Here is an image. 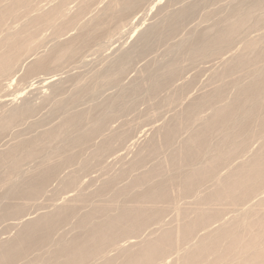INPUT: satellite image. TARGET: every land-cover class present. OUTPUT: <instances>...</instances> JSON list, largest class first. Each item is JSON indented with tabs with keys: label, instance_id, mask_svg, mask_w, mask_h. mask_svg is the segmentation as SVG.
<instances>
[{
	"label": "rangeland",
	"instance_id": "374dc122",
	"mask_svg": "<svg viewBox=\"0 0 264 264\" xmlns=\"http://www.w3.org/2000/svg\"><path fill=\"white\" fill-rule=\"evenodd\" d=\"M6 1V0H5ZM5 1H3L2 2V5H4L3 3L5 2ZM7 1H9V0H7ZM5 2V3H10L11 5H12V1L13 0H11L10 2ZM40 1V2H39ZM58 1V0H57ZM57 1H55V0H49V2H48V0H44V1H42L41 2V0H38L37 1V3H36V0H35V2L34 3H36V6H34L33 7V5H35L34 3L32 4V8L34 9H36L37 10V15L38 14H42V13H47V12H49L51 9H53L52 7H54V6H56V5H58V3H56ZM61 1V0H60ZM60 1H58V2H60ZM66 1H68V0H65V2ZM74 1V2H73ZM71 0V1H68L66 4H64V7L66 8H64L63 10H65V11H62L63 12V14H61V15H58V16H62V15H64V16H72V14H73V16H77V14L79 15V13L81 12V13H84L85 11V14H87L86 15V17H85V14H80L81 16L83 15L84 16V18H83V16L81 17L80 15H79V17L81 18H79V17H77L78 18V20L77 21H79V22H77L76 24L77 25H75V28H74V26H72V27H69V26H67V27H69L68 28V30H66V28L67 27H65L64 26V24L62 23L63 21L62 20H64L65 18H63L62 19V17L60 18H55L54 19V22L52 23L53 25H51L53 28H52V30L51 29H49V26H44L43 25V27H44V30H43V27L42 26H39V29H37V31L35 30L36 29V27H34V29H33V27H31L30 26V22H29V18H27V17H30L31 16V18H33V17H35V14H36V10L34 9V10H32V8L31 9H29V10H27V11H25V10H19V12L20 11H22L21 13L22 14H19V12L17 13L18 15H19V18H20V21H21V23L19 24V23H17L16 21H15V18H16V15L14 16V18H12V19H10L9 20V22H10V25H9V23H8V20L6 21V23H5V26L7 27V25L6 24H8V26H9V28L11 29L12 28V30H21L22 28H23V26L25 25L26 27H29V28H31V29H33L34 30V32L36 31V38H41L42 36V38L40 39L39 38V40L38 41H40L41 40V43H43V44H41L40 42H37L36 41V43H35V45H37V46H35V49H34V53L36 54V56H31L30 58H28V59H26V57H22V59H20V63H18L17 64V66H20L19 64H21V66L20 67H17L16 66V68H19V70L18 71H20V73L19 72H16L15 74H13L12 76H0V83L1 84H4V87H3V91H2V86L0 87L1 89H0V114L2 113L3 114V112H4V116L3 117H6L7 116V114L8 113H10V111H12L11 109H14L15 107L17 108L18 106H21V105H23L24 104V102H25V104L27 103V105H29L30 106V104H31V106H32V104H33V107H35V108H33V109H31L33 112H30V117H28L29 115V113L27 114V118L25 117V116H22V117H20V120H21V118H22V120L20 121L19 120V122L17 123L16 122V124L14 125V123L12 122V125L14 126V127H12V125H10V127H7V128H9V129H7L6 128V131H7V133L6 132H4V131H1L0 132V136H1V138H0V157H1V159L0 160H2V161H0V162H2V164H0V167H3L4 166V163H5V160H9V162H10V156H9V151H7L6 152V149L7 150H10L9 148H11V149H14V148H16V146H14V144H17V147H18V145H22V144H19V143H22V142H19L21 139L22 140H24V141H26L27 140V138L28 137H30V138H28V140L29 139H32L33 140V135H34V139H37L39 142H40V145H39V143H38V146L39 147H42L43 145H42V143L44 144L45 142H44V138H42L41 136H43V137H48L49 135H48V133L47 132H50L51 130H57L56 128H53V125L54 126H56L57 128L59 127H61V126H57V125H62V126H64L63 125V123H61V121H62V119H59V120H57L58 118H60L59 116H61L62 114H64V112H63V109H64V107H65V110H66V113L69 111V113H67L68 115H70V116H73L72 115V113L74 114V111H75V114L74 115H78V112H80L79 114H83V110H85V109H88V110H86L88 113L90 112L89 110H93L95 107H97V106H102V101L104 102L103 104H108V105H112V106H107L106 104L104 105V106H102L103 108L102 109H104V110H101V108L100 107H97V108H100L99 110L100 111H97V109H96V111H95V109H94V111L92 112V113H89L91 116L93 115L94 116V114L93 113H101V114H95V116H94V119H93V116H92V118H91V116L89 117L87 114H86V112L84 113V114H86V116L87 117H89V118H86V116H85V119H83V121L82 122H79V123H77V126L78 127H84V128H82V129H80L79 130V128H78V130H77V127H76V125L74 124V127H76V133L74 132V127H70V126H65V127H67L68 129H72L73 131H71L70 130V132L72 133V136H73V138H72V136H71V133H67L66 131H67V128H64V127H61L60 128V130H64V129H66V130H64L65 131V133H67L68 135H69V137H68V135L66 134L65 135V137L64 136H61V135H63V134H57L58 132L59 133H61L60 132V130H57L56 132L57 133H55L56 135V137H52V139H54V140H52L51 138H50V136L48 137V139L47 138H45V141H46V139H47V142H46V144L49 142V140L51 139L52 141H54V142H56V144L54 143V142H52V145L50 144L51 143V140H50V142L48 143L49 145H44L43 146V150L45 149V151H43L42 150V148H37V150H35L36 148H34V147H32L33 145H36L37 146V140H34V143L32 144V146H25L26 148V151H22V152H20L21 150H25L24 149V145H22V147L23 148H21L20 146H19V148H17V152H19V153H22L23 155H24V152H25V158L28 160V159H30L31 157H30V153L31 152H29V149L30 150H32V151H38V150H40L39 152H40V154L41 155H43V156H40V155H36V152H35V156H34V153L32 152L31 154H33V155H31V156H34V157H38L39 159H37V157L34 159V157H32L31 159L33 160V161H31V163L29 162V160H28V162L27 161H25V162H27V163H19V161H21V160H23L24 158L22 157V154L19 156V155H17L18 153H16V155L17 156H19L18 158H17V160H15V158H16V156H15V158L13 157L12 158V164H11V167L13 168V170H11L10 168H9V166H10V163H8V167H6L7 166V162H6V166H4L3 168H0V171H2L5 167L6 168H9L10 169V171H12V173L14 172V170H15V173L13 174L14 175V179L12 178H10L9 177V174L10 175H12L11 174V172L9 171V169H4V170H7V171H4L5 172V174H3V171H2V173L0 174L1 176H2V180L4 179V177L3 176H5V175H8L7 177L8 178H10V179H7V177L5 178V179H7V180H12V181H16V177L18 176V175H20V176H18L19 178L21 177V176H23V178H20V179H22L23 180V182L24 183H28L29 182V179L30 178H27V175H28V173L27 172H31V170L32 169H34L36 166L38 167V162H39V164H41L42 163V166H40L39 165V167H43V163L46 161V159L47 158H45L44 159V154H45V156H48V155H46V151H49V154H50V156H52L53 154H54V156H58V157H60L59 155H58V153H52L51 154V152L54 150H52V148H55V152H57V151H59V150H57L58 148L60 149V155H61V158H62V156H63V158H64V155H65V157H67V153L68 152H70L69 150H67V151H65L66 149H67V147L68 146H66V145H69V147L68 148H70L73 144H75L76 146L74 147V145H73V147L74 148H70V150L72 149V154H73V156H74V158L76 157V156H78V159H76V161L74 160H71V159H73V156L70 154V153H68V156L70 155V157H72L70 160L71 161H73L72 163L74 164H70L72 167H70V166H68L69 164L68 163H63V165L64 164H68L67 166L69 167V170L68 169H66L64 172L62 171V170H64V168H62V167H60V168H58V172H57V174H59L60 173V175H58V178H55L54 180H55V182H51L52 181V179H51V181H49L48 182V184H51V185H49L48 186V184H46L45 185V187H47V188H44L45 190L43 191V193H45V194H39V196H37L38 197V199L37 198H35L34 197V199L36 200H33V201H35V202H33L32 200H30V201H28L29 200V198H26V200L25 201H28V202H30V206L28 205V204H26V202L24 201V199L25 198H19V197H11L10 195V198L12 199H9V196H8V193L10 192V190H6L7 188L6 187H8L9 189H10V186H12L13 185V182H12V184L11 185H9L8 184V186H7V180H3V182H1V180H0V209H3V208H1L2 206L5 208L6 206H9L10 205V203L12 202H14L13 200L15 199L16 201H18L17 203H14L13 205H15V204H17V205H15V206H22V207H26V206H28V207H26V208H28L27 210H24V208H23V210H22V207H20L21 208V210L22 211H26V213H24V212H22V214H18V215H16V216H13L12 218H11V216H7L6 218H5V214H3V212H1L0 213V216L2 215V217H4V218H2V220L0 219V247L1 246H3V247H1L0 248V251H1V249L2 250H4V248H7V247H9V246H4L5 244L6 245H11L12 244V242H14L16 239H17V235H18V233L21 231V229L23 228V226L27 223V222H29L28 221V219L30 220L31 218L34 220V219H37V217L39 218V216L40 215H42V214H47V213H55L58 209H60V208H64V205L65 204H67V205H65V208L67 209L68 207H69V204H71V206H74V208H75V206L77 205L78 206V203H79V205L81 204L80 202H82L83 204H81L79 207H77L78 209H76L75 208V210H73L74 208L72 207L71 209H70V207L67 209L69 212H71V211H74L73 212V214H71V216H70V214L68 215L69 216V220H68V218L67 219H65L66 217H68L67 215H65V217H64V219H63V221H66V222H61V224H59V225H63L62 227H61V229L59 228V229H57V230H55L52 234L54 235H50L51 237L53 236V238H51L50 240H51V243H46V242H49V238H48V240H46V244H45V246H43L44 245V243L43 242H40L39 243V245L37 246V247H35V249L33 248V250H35L34 252L32 251V249H30L29 251H32L33 253L32 254H30V252L28 251V252H26V257H23L24 255H25V253L23 254V256H21V259H20V257L18 256V259H17V257L14 259V257L12 258V260H11V262L10 263H8V264H39V263H37L38 261H37V259H42V258H44V259H42L43 260V263L42 262H40V263H42V264H45L46 262V264H48L50 261L49 260H51V263L53 262V264H55V262L56 263H58V264H62V262L64 263L65 261H66V257L65 256H67L66 254H65V251H68L69 249L72 251L73 250V248L72 247H79V246H82L81 244L83 243V245H85L86 243L85 242H87V241H89V239H87L88 238V235H89V238H91L92 237V235L96 232L95 230H93V232H90L89 231V229L91 228V225L92 226H94V225H96V223H98L99 224V222L100 223H102V221H104V222H108V219L110 218H120L121 216L120 215H122V214H124V211H123V207H127L128 208V206L129 207H132V206H134V205H137V201H138V205H140V203H141V200H139V199H143V204L142 205H144V203H145V201H147L146 203V205H148V204H150V205H148V207L147 206H145V208H146V210H148V211H151V212H153V210L154 209H156L157 207V205H160L161 204V201H158V203L160 202V204H157V201H155L154 203H155V206H154V203H153V205H152V207L151 208H153V209H149L150 207L149 206H151V204H152V200H150V199H147V197H148V194H150L151 193V191L153 192V190H154V194H156L157 192H159V191H163V189L162 188H164V186H166L168 183L169 184H171L170 182H166V181H168V179H169V181H171V179H172V177H174V175L177 173V175H175L176 177H174V179L175 180H177V179H179V177H180V180L182 179V181L181 182H179V180L177 181L178 182V185H182V182H183V180L185 179L186 180V177H187V174L188 175H191V169H189V167H185V166H183V165H187L188 163H189V166H190V163H191V161H187V163L185 164H183V162L185 161L186 162V160L183 158V156H185L186 154L184 153V151L182 150L183 148L185 149L186 147H185V141H187L188 140V138H187V136H188V134H190L189 132H192L191 134H193L194 132H196V131H198V130H196L198 127H199V130H203V126L205 125L204 123H206V122H208V121H210L209 119H208V121L206 120L207 119V116H208V118L210 117V115H213L212 113L215 111L214 109H216V110H220L221 108H219L218 109V107L217 106H219V107H224L225 105L227 106V104L228 105H230L231 103H230V101H233V100H238V98H239V96H240V94H241V96L243 95L242 93H240V91L242 92V88H243V86L244 87H246V88H248L249 86H250V88H252V86L254 87V85H257L259 82V84L261 85L260 86V89L259 90H261V91H263L264 90V88H263V86H262V82L264 81V74H261L262 73V71H263V69H264V56H260L259 55V57H261V61L259 60V57H258V54H259V51H262L261 50V48H259V50H258V52H256V56H255V51L253 52V51H251V52H253L254 54H253V56H255V58L256 57H258V60L260 61V63H259V65H258V62L257 61H255L254 63L256 64V65H258L259 67H256L255 66V64L253 63V61L255 60V59H253L254 57L252 56H249V57H251V60H247V58H249L248 56H247V53L246 52H248L249 51V49H247L248 48V44L250 43H252V42H254L253 41V39H256V38H254V37H257V41L256 42H258V39H261L260 37H262L264 34V8H262V10L260 9V7L258 8V6L256 7V6H254V2L253 3H251L250 1H255V0H249V2H248V0H244L245 2L247 1V5L249 4V6L250 7H252V10H250L249 9V11H250V13L251 14H253L252 15V17L254 16V13H252V12H255L254 11V9L255 8H258L259 9V11L261 10V13L260 12H258V11H256L257 12V14L255 13V16L257 15H260V17L258 16L257 17V19L259 18L261 21H262V19H263V21H262V23H261V21L260 20H256V19H254V18H256L255 16L253 17V18H249L250 20L251 19H254L257 23H258V21H259V23H261V25H258L256 22H252V20H251V22H248V23H250L249 24V26L251 27V29L250 30H247V29H249V27H248V24H247V22H245V19L243 20V22H244V24L245 25H247V27H244L245 25L243 24H241L242 26H243V28H246V31L243 29V31H242V33H241V30H242V28H239L240 30V33L241 34H243L244 35V33L243 32H246L245 33V35L244 36H238V33L237 34H235L236 35V37H235V35L234 36H232V37H235L236 39H235V41H232L231 42V40H233L232 39V37L230 38V39H228V38H226V39H228V40H230V41H227L226 39H224L223 38V40H222V38L220 37L219 38V36H217V38H215L214 37V34L215 35H222V33L224 32V30H223V28H222V30H223V32L221 33V28L219 29V27L220 26H223L224 24H226V23H228V22H231L232 20L231 19H233V17L234 16H236L235 15V10H234V7L237 5V3L240 5H238L239 6V10L240 9H242L241 7H243V6H246V4H245V2L243 3V0H241L242 1V3L239 1V0H218V1H216V2H214V0H212L213 2L211 3L210 1L211 0H206V1H204V0H159L160 2L158 3V4H156L155 3V6L153 5V3H152V0H147V1H145L144 2V0H143V2H144V4H142V7H141V9H139L140 8V6L138 7V6H136L137 8H138V10H137V8L134 10H132L130 13H128V15L130 14V16H128V15H126V21L123 19V18H125V16L123 17V18H121V23L119 22V23H117L116 22V25L114 24V23H111V24H109V25H107L106 26V28L109 26L110 28V32L113 30V36H114V38H112L113 36H111L110 34H112V33H108V28L105 30L106 32H107V34H106V32L104 33L105 35H108V36H105V37H110V39L108 38H106L104 41H102L101 42V40L102 39H104V38H102V39H99L100 37H102V36H100L97 40H95V42L93 41V44H96V46L98 45V44H101L102 46H100V45H98L97 47L95 46V45H93L92 43H89V44H87L86 46L85 45H81L83 48L84 47H87V48H84L86 51H84V52H81V51H83L82 50V48H81V51H79L80 50V48H79V45L80 44H78V46H76V51H77V49H79L73 56L74 57H72V59H71V57H69L68 56V61L66 60L67 58V56L65 57L66 59H64V57H62L61 58V60L62 61H64V63L62 64V61H61V63L59 64V65H57L58 63H56L55 65H53V66H56V67H53V66H51L50 67V69H52L53 70V72H51L52 70H48V72L46 73H44V72H38V74H37V76L36 75H31V74H28V71H27V69H28V67H29V65L31 66L38 58L37 57H39L40 59L41 58H45V57H47L50 53H51V51H52V49L58 44V42L59 41H61L60 43H62V42H67L68 41V38L69 39H71V37L73 38L74 36H79V34L80 33H78V31L79 32H81V31H83V27L85 28L86 26L85 25H87V23H89L91 20H93V18L91 19V20H88L90 17H94V15H95V11H96V14H97V11H99V10H101L103 7H100V5L101 6H105L104 4H105V2L107 3V0L105 1V0H80V1H82V2H80V1H78V0ZM91 1H93L92 2V4H91ZM177 1H178V3H177ZM204 3H203V2ZM207 1H209V3L207 2ZM230 3H229V2ZM235 1L237 2V3H235ZM14 2V1H13ZM46 4H44V3ZM53 2V3H52ZM80 2V3H79ZM95 2V3H94ZM103 2H104V4H103ZM143 2H141V3H143ZM148 2V3H147ZM190 2V3H189ZM193 2H195L194 4L198 7V10H197V8H196V6L193 4ZM197 2H200V3H202L203 4V6H202V4H200V3H197ZM207 2V3H206ZM232 2V3H231ZM40 3H41V5H40ZM69 3V4H68ZM70 3H72V4H70ZM83 3L84 4H86L88 7L86 8V10L85 9H83V10H80V8H82V7H79V6H83ZM150 3H152V4H150ZM177 3V4H176ZM226 3H228V4H226ZM234 3V5H232ZM47 4H50V5H47ZM53 6H52V5ZM68 4V5H67ZM79 4H81V5H79ZM89 4H90V6H89ZM95 4V5H94ZM100 4V5H99ZM187 4H191V5H193V6H195L194 7V9H196V11L194 10H192L193 12H191V13H193L194 14V16H193V14H191V15H187V16H191L190 18L189 17H185V19H188V20H185V19H183L184 17H182V19H183V23L184 24H182L181 23V21H182V19H181V21L180 20H178L179 22V25L177 24V27H176V29H173L172 30V33H173V31H174V35H170V37H168L169 35L167 34V33H165L166 31H167V29H165L164 30V28H166V25H168V24H170V23H168L167 24V22H170L172 19H173V17H175V16H173V15H175V14H177V12H178V10L179 9H181L182 10V7L183 6H187V7H189V5H187ZM200 4V5H199ZM226 4V5H225ZM253 4V5H252ZM1 5V6H2ZM40 5V6H39ZM71 5V6H70ZM150 5V6H149ZM153 7H152V6ZM191 5H190V7H191ZM201 7V8H199V6ZM223 5V6H222ZM252 5V6H251ZM261 5V4H260ZM262 5L264 6V2L262 3ZM261 5V7H263ZM5 6H6V4L2 7L3 9H5ZM9 6V5H8ZM8 6H6V8L8 7ZM45 8V9H43V7ZM47 6V7H46ZM67 6H68V8H67ZM98 6H99V8H98ZM223 8H222V7ZM232 6H234V7H232ZM238 6H236V7H238ZM249 6L247 7H245V8H247V10H245V11H248V8H249ZM255 8H254V7ZM78 7H79V9H78ZM149 7V8H148ZM181 7V8H180ZM207 7V8H206ZM219 7V8H218ZM231 7V10L229 9ZM94 10V12H93V10ZM97 8V9H96ZM184 8H186V7H183V9ZM244 7H243V9H245ZM50 9V10H49ZM67 9H69V10H67ZM89 9V10H88ZM99 9V10H98ZM148 9V10H147ZM236 9V8H235ZM77 10V11H76ZM80 10V12L78 13V11ZM85 10V11H84ZM89 12H88V11ZM177 12H176V11ZM238 10V8H237V10H236V14H238V12L237 11H239ZM92 11V12H91ZM173 11V12H172ZM180 11V10H179ZM202 11V12H201ZM228 11H230V12H232V11H234V12H232V13H229ZM242 11V10H241ZM244 11V10H243ZM242 11V12H243ZM34 12V13H33ZM65 12H67L66 14H64ZM194 12H196V13H194ZM29 13H31V14H29ZM75 13V14H74ZM93 13V14H92ZM133 13V14H132ZM175 13V14H174ZM232 14L231 16L229 15H227V14ZM234 13V14H233ZM239 13H240V11H239ZM23 14H24V16H23ZM198 14V15H197ZM32 15H33V17H32ZM167 15H171V17H169V16H167ZM209 15V16H208ZM234 15V16H233ZM21 16V17H20ZM128 16V17H127ZM206 18H205V17ZM226 16L228 17V20H226ZM250 16V14L248 15V17ZM18 17V16H17ZM26 17V18H25ZM170 19H169V18ZM232 17V18H231ZM261 17H262V19H261ZM31 18H30V20H31ZM129 18V19H128ZM221 18H223V21H222V19ZM224 18H225V21H224ZM27 20V21H25V20ZM60 20V21H62V22H58V21H56V20ZM84 21H83V20ZM131 19V20H130ZM166 19H168V21L166 22ZM192 19V20H191ZM236 19V17L234 18V20ZM16 20H18V19H16ZM124 20V25H123V23H122V21ZM184 20L186 21V22H184ZM233 20V21H234ZM246 20H247V18H246ZM250 20H247V21H250ZM14 21L18 24H16V23H14ZM81 21V22H80ZM86 21V22H85ZM87 21H89V22H87ZM131 21V22H130ZM221 22V23H219V24H222L223 22V25H220L219 26V24H217V22ZM228 21V22H227ZM19 22V21H18ZM27 22V23H26ZM57 22L58 23H60V24H58V25H60V26H62L63 25V28L65 29V31L64 32H62L64 29L62 28V30H61V32H62V34H56L55 32H56V29H54V28H56L58 25H57ZM83 22V23H82ZM130 22V23H129ZM188 22V23H187ZM242 22V23H243ZM13 23V24H12ZM23 23H24V25H23ZM62 23V24H61ZM85 23V24H84ZM180 23H181V25H180ZM251 23H253V25L251 24ZM12 24V25H11ZM15 24V25H14ZM27 24L29 25V26H27ZM82 24L84 25V26H82ZM91 23H89L88 24V26L90 25ZM112 24H114V25H112ZM119 24H122L121 26L123 27V28H121L120 29V25ZM155 24H156V26H155ZM158 24V25H157ZM254 24L255 25H257V26H254ZM17 25V26H16ZM57 25V26H56ZM81 25V26H80ZM92 25V24H91ZM91 25L89 26V28L91 27ZM113 27H115L116 28V30H115V28H113ZM117 25H119V30H117L118 29V26ZM153 25V26H152ZM159 25H163V26H159ZM165 25V26H164ZM213 25H215V27L217 28V29H219V31L218 30H216V29H213L214 27H213ZM263 25V26H262ZM15 27L16 26V28L14 29L13 27ZM19 26V27H18ZM22 26V27H21ZM24 26V27H25ZM51 26H50V28H51ZM55 26V27H54ZM60 26H58V27H60ZM80 27V28H78L77 30H76V28L77 27ZM117 26V27H116ZM133 26V27H132ZM149 26V28H152V27H155L154 29H159L162 33H164L165 34V36L162 34V36L164 37V40H160L158 37H160L161 36V32L159 33V35L157 36V39H159L158 41H157V39L155 40V35L153 36L154 37V39H153V37L151 38V39H153L152 41H151V44H150V41H149V43H148V45H150L149 47L150 48H148V45H147V47H146V45H136V43L138 42L137 40H140L139 39V36L138 35H140V38H141V35L143 34H140L141 32H144L146 29H148L147 27ZM160 28H159V27ZM180 26V27H179ZM225 26V25H224ZM223 26V27H224ZM256 27V28H254V27ZM40 27H41V29H40ZM46 27H48V29L46 28ZM81 27H82V30H81ZM168 27V26H167ZM178 27H179V29H178ZM241 27V26H240ZM252 27L254 28V29H252ZM5 28V27H4ZM3 28V29H4ZM8 28V27H7ZM38 28V27H37ZM87 28V27H86ZM84 29V31L85 30H87V29H89V28H87V29ZM113 28V29H112ZM162 28H163V31H162ZM193 28V29H192ZM259 29V31H258V29ZM30 29V30H31ZM153 29V28H152ZM178 29V30H177ZM225 29V28H224ZM16 30V31H17ZM32 30V31H33ZM41 30V31H40ZM81 30V31H80ZM108 30V31H107ZM137 30V31H136ZM150 30V29H149ZM192 30H194V31H199L200 33H198V31L197 32H194L193 34H194V37L195 38H197L198 37V44L196 43V39L193 37V34H190V32L192 33L193 31ZM263 30V31H262ZM52 31H53V33H52ZM55 31V32H54ZM66 31H68V32H66ZM116 31V32H115ZM147 31V30H146ZM165 31V32H164ZM182 31V32H181ZM238 31V32H239ZM61 32H58V33H61ZM76 32L78 33V35L76 34ZM117 33V34H115V33ZM168 32V31H167ZM201 32H204V34H205V37H207V38H205V37H201L203 40H204V42H208V40L210 39V41H211V43H210V41H209V43L210 44H208L207 42V44H205V46L203 45L204 44V42H203V40H202V42L203 43H201V38L199 37V36H203L204 34L202 33L201 34ZM214 34H213V33ZM217 32H220V33H217ZM261 32H263V33H261ZM41 33V34H40ZM63 33H64V36H62L63 35ZM66 33H67V35H66ZM121 33V34H120ZM171 33V30H170V32H169V34ZM192 35L191 37H189V38H192L191 40H193V42L194 43H196L195 45H197V46H194L193 45V50L194 51H192V49H191V47L190 46H192L191 44H189L190 42H192V41H190V39L188 40L187 39V35ZM199 35H198V34ZM239 33V35H241ZM259 33H261V34H263L262 36L259 34ZM43 34H45V35H43ZM54 34H56L55 36H53ZM75 34V35H74ZM115 34V35H114ZM120 34V35H119ZM168 36H167V35ZM211 34H213V36L211 35ZM59 35V36H58ZM65 35H66V37H65ZM72 35V36H71ZM189 35V36H190ZM209 35H211V36H209V38H208V36ZM260 35V36H259ZM44 36H46V37H44ZM71 36V37H70ZM161 36V37H162ZM197 36V37H196ZM246 36V38H248V40H246V41H248L247 42V44H245L244 45V43H246V41L245 42H243L244 40H243V37H245ZM47 37H50V38H47ZM136 37H138V39L136 38ZM162 37V38H163ZM166 37V38H165ZM168 37V38H167ZM173 37V38H172ZM184 37H186L185 39H186V43H187V41L189 42V43H187V44H185V45H183V46H181L182 44H181V41H183L182 39H184ZM211 37V38H210ZM237 37H239V38H237ZM259 37V38H258ZM60 38V39H59ZM161 38V39H162ZM196 40V41H194V39ZM215 38V40H212V39H214ZM250 38H251V40H250ZM264 38V36L262 37V39ZM55 39V40H54ZM56 39H58L57 41L58 42H56ZM137 39V40H136ZM219 39V41H220V44H219V41H217ZM261 39V40H262ZM43 40V41H42ZM45 40V41H44ZM48 40V41H47ZM51 40V42H49ZM55 41V42H52V41ZM155 40V41H154ZM260 40V41H261ZM47 41V42H46ZM99 41V42H101V43H98L97 44V42ZM113 41V42H112ZM154 41V42H153ZM180 41V42H179ZM212 41H215V42H212ZM221 41H222V43H221ZM227 41V42H226ZM237 41H239V42H237ZM240 41H241V43H240ZM106 43V44H104V43ZM111 42V43H110ZM134 42H135V46H136V48H137V50H136V48H135V46H134V48L135 49H132L133 48V45H134ZM157 43V44H153V43ZM176 42V43H175ZM180 43V44H177V43ZM184 41H183V43H185ZM218 43V45L220 46V47H216V46H212L211 44H213L214 45V43ZM223 42H226V44L223 46L222 44H223ZM230 43L231 44V46L229 45V44H227V43ZM38 43V44H37ZM64 43H62V44H64ZM103 43V44H102ZM110 43V44H109ZM217 43L215 44V45H217ZM234 43V44H233ZM243 43V44H242ZM260 43V42H259ZM261 43H264V40L263 41H261ZM260 43V44H261ZM40 44V46H38ZM111 44H112V46H111ZM138 44H141L140 43V41L138 42ZM153 44V45H152ZM179 45V46H181L182 48V50L183 49H185V51H186V53H188L189 52V50L191 51L190 52V55H189V53L188 54H186L185 53V55H188V56H184V55H177V54H180V53H183L184 54V52L179 48V46L177 47V45ZM201 44L204 46V47H208V49H207V47L205 48V50H204V47L202 46L201 47ZM93 45V46H92ZM109 45V46H108ZM151 45H152V48H151ZM155 45V46H154ZM174 46L175 48H177V52H176V50L174 49L173 50V48H172V46ZM187 45H189V50L187 51ZM198 45H200V46H198ZM217 45V46H218ZM228 45H229V47H228ZM243 45H244V47H243ZM0 46H1V44H0ZM45 46V47H44ZM52 46V47H51ZM100 46V47H99ZM107 48H106V47ZM143 46H145V49H144V47ZM171 46V48H169ZM226 47L227 49H225V48H223V49H221L222 47ZM245 46L247 47L246 49L248 50H243V48H245ZM260 47L262 46V48H263V51H264V45L263 44H261V45H259ZM41 47H44V48H41ZM51 47V48H50ZM78 47V48H77ZM99 47V48H98ZM139 47H142V48H139ZM196 47L198 48H200V50H199V48L197 49V50H199V51H204V55H207V54H210L209 56L207 55V56H204L201 52V54H197V53H199V51H197L196 50ZM211 47V48H210ZM37 48H39L38 49V51L36 50ZM48 48V49H47ZM104 48V49H103ZM148 48V49H147ZM167 48V49H166ZM178 48L182 51H180V53H178L179 51H178ZM201 48H203V49H201ZM212 48H214L215 50L216 49H220V50H223V52L221 51V52H219V50H211ZM1 50L3 49V47H1L0 48ZM98 49H99V51H98ZM100 49L102 50V51H100ZM107 49V50H106ZM172 51H171V50ZM4 50V49H3ZM2 50V51H3ZM35 50L37 51V52H35ZM104 50V51H103ZM135 52V50H136V52L138 51V53H140V55L138 56L137 54L135 55V53L133 52V51ZM167 50V51H166ZM168 50H170L171 51V53H173L172 55H171V53L170 52H168ZM208 50V52H205V51H207ZM211 50V51H210ZM238 50H239V52H238ZM120 51V52H119ZM133 52V54H132V52ZM144 51V52H143ZM177 53L175 56H173L174 55V53L175 52ZM209 51H210V53H209ZM212 51H215L214 53L212 52ZM245 51V52H244ZM263 51L261 52V53H263ZM79 52H81L80 54H79ZM87 52V53H86ZM143 52V53H142ZM201 58V56L203 57V59L201 58H198V56L197 55H195V53ZM219 52V53H218ZM238 52V54H235V53H237ZM241 52H242V54H241ZM250 52V51H249ZM249 53L248 55H250V54H252V53ZM38 53V54H37ZM49 53V54H48ZM83 53V54H82ZM123 53V54H122ZM168 53V54H167ZM193 53V54H192ZM43 54H44V56H43ZM125 55V61H124V59H123V61L125 62V63H122L123 61H121V65L123 64H125V66H127L126 68H127V70H126V68H125V66H121V65H119V62H120V59H121V57H124V56H121V55ZM192 54V55H191ZM234 56H233V55ZM244 54V55H243ZM39 55V56H38ZM77 55H80V56H78L77 57ZM83 55H85V56H83ZM193 55H195L197 58H194V56ZM227 55V56H226ZM264 55V54H263ZM76 56V57H75ZM84 58H83V57ZM176 56H178V58L176 57ZM183 56V57H182ZM189 56H193V59H192V57H189ZM218 56H219V58H218ZM239 56V57H238ZM243 56H245L244 58H246V61H250V62H252L253 63V65L250 63H248V62H246V64H242V63H240L239 62V60H240V58L241 57H243ZM33 57V58H32ZM111 59H110V58ZM120 57V58H119ZM185 57V58H184ZM187 57H189V58H187ZM208 57V58H207ZM232 57H238V58H232ZM75 58V59H74ZM77 58V59H76ZM78 58H80V59H78ZM117 58V59H116ZM208 59V61H207V59ZM81 59H82V61H81ZM108 59V60H107ZM114 59H116V62H118L117 60H119V62L118 63H116V62H112V60H114ZM178 59V60H177ZM191 59H192V61H191ZM197 59H198V61H197ZM206 61H205V60ZM69 60L71 61V62H69ZM74 60V61H73ZM77 62H76V61ZM111 62H110V61ZM122 60V59H121ZM175 60H176V62H175ZM200 60V61H199ZM224 60L226 61V62H224ZM31 61H33L32 63H31ZM67 61V62H66ZM84 61V62H83ZM88 61V62H87ZM157 61V62H156ZM196 61V62H195ZM211 61V62H210ZM219 61V62H218ZM236 61H238L237 62V64H236ZM27 62H29V63H27ZM65 62L67 63V64H65ZM76 62V63H75ZM107 62H109L111 65H109V63H107ZM148 62V63H147ZM195 62V63H194ZM217 62V63H216ZM24 63V64H23ZM81 63V64H80ZM87 63V64H86ZM112 63L114 64V63H116L114 66L115 67H117V69H118V67H123V68H125V70L122 72V74L123 75H121V73L120 72H118V71H121V70H123V68L121 69L120 68V70L118 69V71H115V69H114V71H112L113 70V68H115L113 65H112ZM154 63V64H153ZM191 63V64H190ZM194 63V64H193ZM236 65H235V64ZM27 64H29V65H27ZM80 64V65H79ZM96 64V65H95ZM109 66H107V65ZM155 64H159L158 66H159V69H158V67H157V65H156V67H155ZM208 64V65H207ZM222 64V65H221ZM61 65V66H60ZM108 67V68H106V66ZM117 65V66H116ZM119 65V66H118ZM148 65V66H147ZM152 65H154V67L156 68H154ZM162 65H165L164 67L162 66ZM174 65H177L176 66V68H175V66ZM194 65V66H193ZM219 65V66H218ZM241 65V66H240ZM60 68H59V67ZM152 66L153 68H150V67ZM166 66H169V67H167V68H169V69H166ZM185 66V67H184ZM222 66H223V68H222ZM224 66H225V68H224ZM235 66V67H234ZM239 66V67H238ZM249 66H255L256 68H260L261 66H262V70L261 71H257V69L255 68L254 69V71H253V69H250L251 71H252V74H254V73H257V74H255V77H254V79H258L261 75V77L259 78V80H261V78H262V81H258L257 79V81L256 80H254V81H256L255 83H254V81L252 80V79H250V78H253V77H251V76H253L252 74H250L251 73V71H249L248 69L249 68H252V67H249ZM24 67V68H23ZM26 67H27V69H26ZM180 68V69H178V68ZM205 67V68H204ZM213 67V68H212ZM228 67V68H227ZM233 67V68H232ZM53 68H56V69H53ZM89 68V69H88ZM105 70H104V69ZM145 68H149L150 70H152V71H150V70H147V69H145ZM160 68H161V70H160ZM165 68V69H164ZM211 68V69H210ZM236 68H238L237 70H235ZM242 68V71L241 72H243L242 74L241 73H239L238 72V70L240 71V69ZM26 69V70H25ZM60 69V70H59ZM153 69H154V71L156 70H159V71H157V73L159 72H161L160 73V76H158V75H156V73L153 71ZM163 69V70H162ZM178 70V71H176V70ZM223 69L227 72H223ZM22 70H24V71H22ZM97 72H96V71ZM169 70V71H168ZM171 70L174 72H172V73H170L171 72ZM182 70V71H181ZM213 70V71H212ZM235 70V71H234ZM99 71H101V72H99ZM110 71V72H109ZM128 71V72H127ZM165 71V72H164ZM232 71H234L235 73H236V71L239 73H236V75H235V73L234 72H232ZM248 71V72H247ZM256 71V72H255ZM24 72H26L27 73V75H29V76H27L28 77V79H25V80H27V81H23L21 78H20V75L21 76H26V74L24 73ZM60 72V73H59ZM112 72V73H111ZM114 72V73H113ZM117 72V73H116ZM153 72V73H152ZM169 74H168V73ZM175 72L177 73V72H180L178 75H176L175 76ZM219 73V75H218V73ZM250 72V73H249ZM259 72H261V73H259ZM264 72V71H263ZM24 73V74H23ZM45 75H44V74ZM74 73V74H73ZM116 73V74H115ZM120 73V78H116L115 79V77H119L117 74H119ZM129 73V74H128ZM155 73V74H154ZM158 73V74H159ZM212 73H216L215 75L214 74H212ZM232 73H234V76L233 75H231ZM260 74V76L259 77H257L259 74ZM23 74V75H22ZM39 74H40V76H39ZM42 74V75H41ZM56 74V75H55ZM107 74V75H106ZM111 74H115V76H113V75H111ZM152 74V75H151ZM164 74V75H163ZM172 74V75H171ZM228 74V75H227ZM50 76V75H54V77H53V79H52V83L50 82L49 84H47V85H39L40 87H42L41 89L39 88V86H38V83H37V81H38V79L39 78H42V77H47V76ZM80 75V76H79ZM96 75H97V77H96ZM117 75V76H116ZM127 75V76H126ZM155 75V76H154ZM172 76V79H171V81H170V78H171V76ZM223 75V76H222ZM224 75L226 76L227 75V77H225L224 78ZM257 75V76H256ZM15 76H17V77H15ZM76 76V77H75ZM78 76V77H77ZM99 76V77H98ZM111 76H113V79H112V77ZM125 76V77H124ZM213 76V77H212ZM29 77H31V78H29ZM33 77V78H32ZM35 77V78H34ZM39 77V78H38ZM60 77V78H59ZM94 77V78H93ZM96 77V78H95ZM122 77V78H121ZM233 77H236V78H234L233 79ZM3 78V79H2ZM4 78H6V79H4ZM12 78V79H11ZM20 78V79H19ZM23 78H26V77H23ZM38 78V79H37ZM151 78H155V83L154 82H152V80L153 79H151ZM158 78H160V81H159V79ZM215 80H214V79ZM217 78V79H216ZM8 79L10 80L9 82H8ZM30 79H32V80H30ZM35 79H37V80H35ZM165 79L169 82V83H167L166 81H165ZM1 80H2V82H1ZM6 80V81H5ZM14 80V81H13ZM19 80H20V83H19ZM30 80V81H29ZM35 80V81H34ZM65 80H67V81H65ZM101 80V81H100ZM107 80V81H106ZM182 80V81H181ZM233 80V81H232ZM251 80H252V82H251ZM12 81V82H11ZM71 81V82H70ZM105 81V82H104ZM138 81V82H137ZM160 83H159V82ZM163 81V82H162ZM164 81H165V85L164 86H160L161 85V83H162V85L164 84ZM234 81H235V83H234ZM13 83V84H11V83ZM22 82V83H21ZM28 82V83H27ZM60 82V83H59ZM88 82H90L91 83V85H90V83H88ZM94 82V83H93ZM101 82V83H100ZM103 82V83H102ZM107 82H110V83H108V85L106 84ZM114 82V83H113ZM133 82H134V84L135 83H137V85L135 84V86H134V84H133ZM142 82V83H141ZM150 82V83H149ZM151 82L152 83H154V85L153 86H155V87H152V89H151ZM7 83V84H6ZM8 83H10V86H9V84ZM33 83V84H32ZM34 83H36V84H34ZM84 84L85 83V87H83L84 85H81V84ZM92 83L95 85V86H93L92 87ZM114 85H113V84ZM158 83V85H156ZM167 83V84H166ZM184 83V84H183ZM186 83V84H185ZM0 84V85H1ZM22 84V85H21ZM53 86H52V85ZM54 84H55V86H54ZM78 85V87H77V85ZM97 84V85H96ZM98 84L100 85V86H98ZM133 84V85H132ZM144 84V85H143ZM171 84V85H170ZM242 85V87H240V90L238 89L239 88V85ZM252 86H251V85ZM254 84V85H253ZM258 84V85H259ZM6 85H7V87H6ZM19 85V86H18ZM21 85V86H20ZM26 85H29V86H26ZM31 85V86H30ZM57 85H59V86H57ZM82 87H81V86ZM102 85V86H101ZM112 85V86H111ZM129 85V86H128ZM166 85L168 86V87H166ZM235 85V86H234ZM236 85H238V87L236 86ZM264 85V84H263ZM55 87V88H51V87ZM62 86V87H61ZM89 86H90V88H89ZM98 86V87H97ZM105 86V87H104ZM122 86V87H121ZM133 86V90L131 91V89H130V91H128V90H126V88H123V87H132ZM141 86V87H140ZM143 86H145V87H143ZM157 86V87H156ZM220 86H222L221 88H220ZM224 86V87H223ZM9 87V88H8ZM36 87V88H35ZM94 87H97V88H99V89H95ZM101 87V88H100ZM103 87V88H102ZM137 87V88H136ZM164 87V88H163ZM166 87V88H165ZM217 87L219 88L218 90H217ZM235 87H237V89L236 90H239V91H236L235 90ZM261 87L263 88V90L261 89ZM7 88V89H6ZM57 88V89H56ZM76 88V89H75ZM113 88V89H112ZM122 88V89H121ZM135 88V89H134ZM143 90H142V89ZM146 88V89H145ZM156 88V89H155ZM224 88V89H223ZM249 88V89H250ZM25 89V90H24ZM36 89H37V91H36ZM40 89V90H39ZM53 89H55V90H53ZM64 89V90H63ZM78 89V90H77ZM84 89V90H83ZM85 89H87V91L89 90L90 91V89L92 90V92L94 91L93 89H95L96 90V93H95V91L93 92V93H95L96 94V96L94 95L93 96V93L90 95V96H93V97H90L89 96V94L91 93V91L88 93ZM121 89V90H120ZM141 89V90H140ZM221 89V90H220ZM223 89V90H222ZM27 90V91H26ZM34 90V91H33ZM61 90V91H60ZM82 92H81V91ZM97 90H101V91H99V93L97 94ZM125 90H126V92H125ZM137 90H139V92H141V93H137ZM148 91V93L146 94V92H145V94H144V92L143 91ZM215 91L214 93H212L213 91ZM220 90V91H219ZM24 91V92H23ZM26 91V92H25ZM85 91V92H84ZM111 91V92H110ZM122 91H124V92H122ZM152 91H155V96L153 97L152 96V98H150L151 97V93H153L154 94V92H152ZM157 91H159V93H156ZM212 91V92H211ZM222 91V92H221ZM224 91V92H223ZM6 92V93H5ZM30 92V93H29ZM39 92H40V95H39ZM52 92V93H51ZM55 92H58V93H56L55 94ZM73 92L75 93V96H77V99L78 100H76L75 98V96L74 95H72L73 94ZM78 92H80V94L78 93ZM100 92H102V93H100ZM122 92V95L121 94H119V93H121ZM131 94H129V93ZM136 94H135V93ZM180 94H179V93ZM208 92H211V94H209ZM220 92V93H219ZM237 92H239L238 94H239V96H238V94L236 95V93ZM253 92V91H252ZM252 92H250L251 93V95L250 96H254L255 97V94L256 93H259V91L257 92L256 90L253 92V95H252ZM264 92V91H263ZM263 92H260V95H262V93ZM85 93V94H84ZM105 93V94H104ZM125 93H128L129 94V96H130V98L128 99V98H126L125 97ZM134 93V94H133ZM173 93H174V95H173ZM205 93H207V94H209L210 95V97H211V99L209 98V96L208 95H206ZM217 93H219V96H218V94ZM221 93H222V95H221ZM12 94L13 96H17V95H19V97H15L14 98V102H12V101H7V99H10L11 97H12V95H11V97H10V95ZM15 94V95H14ZM30 94V95H29ZM52 94V95H51ZM86 94H88V95H86ZM116 94V95H115ZM120 95V96H118V95ZM141 94V95H140ZM176 94V95H175ZM188 94V95H187ZM192 94V95H191ZM204 94V95H203ZM213 94V95H212ZM4 95V96H3ZM9 97H8V96ZM48 95H50V96H48ZM102 95V96H101ZM114 95V96H113ZM137 95H138V97H137ZM203 95V96H202ZM209 98H207L206 96ZM215 98V99H213L212 98V96ZM217 95L218 96V98L217 97H215V96ZM238 96V98L236 97V96ZM257 95V94H256ZM3 96V97H2ZM112 96V99L111 98H109L108 99V97H111ZM116 96V97H115ZM122 96H124V99L122 100V102H120L121 100H119V98H121ZM127 96V95H126ZM200 96H202L203 98L204 97H206V98H202V97H200ZM221 96L223 97L222 99H220V101L221 102H219V97L221 98ZM241 96H240V98H241ZM258 96H259V94L257 95V97H255V98H257V99H254V97H251V98H249L247 101H246V105L247 104H249V102H252L253 100H254V102H252L251 103V105L249 104V106H250V108H253V109H250V108H247L248 106H245V103H244V106L246 107V109H245V107L244 108H242L243 107V104H242V109L240 108L239 110H240V115H241V113H243V115H244V113L246 112L247 113V111H248V113L249 114H246L247 115V117H246V119H244L243 117H242V115L241 116H238V115H236V114H238L237 112L236 113H234L235 114V117H237V119L239 118H243V120L241 121V119H240V121L241 122H243V123H241L240 121H237L236 122V120L237 119H235L233 116V118H234V120H235V123H233L232 124V122H231V119L226 123V127H224V126H222L221 128H223V129H225V130H223V129H221V130H223V131H221L220 129L217 131L218 132V134H217V132L215 133V132H212L213 134H214V136L213 135H211L210 133H209V135L207 134V136H210V137H207L206 136V142H205V144L208 146H206L205 144H204V142H203V146H202V148L204 149L205 147L207 148H205L204 150L202 149V152L201 153H203V154H201V156H203L204 154H206L207 156H208V158H210L209 156H211V160L212 159H214V158H216L217 156L216 155H218V152H216V151H219L220 152V150H219V148H218V146L219 147H221V146H223V145H218L219 143H220V141L223 143V141L222 140H224V143L226 144V145H224L223 146V148L222 149H224V150H221V151H225V152H220L219 154V157H220V159H221V157L224 159V161L219 165V167L217 168V169H219V171L221 172H218V170H216V171H214L212 174H211V176L213 175L214 176V174H215V179H214V177L212 176H210V179H212L213 178V181H215V183H213V181L212 180H210L209 178H207V179H205V180H207V181H209V182H211V183H209V182H206L205 180H204V183H202L201 182V186H199L198 188L201 190V188H202V192L200 191H195V190H193L194 191V193L192 192V189L190 190V192L189 193H191V194H188V197L187 196H184L183 195V189L181 188V187H177L176 186V184H177V182H175L174 183V180H172L171 182H172V184L174 185V187L176 188L177 187V189L179 190V193H178V190L177 189H175L174 187L172 188V186H170L169 184L167 185V187L166 188H169L168 186H170V191L169 190H167L166 188H164L165 189V191L167 190V191H169V192H171V198L169 199L171 202V205L170 206H168L169 204H168V201L165 203V200H167L170 196V194H169V192H167L166 191V193H168L169 195L167 196V199H164V203L167 205H165L163 202H162V204H163V207L165 208V210L164 211H162L163 210V208L161 207V205L160 206H158V207H160V208H162L160 211L161 212H163V213H159V210L158 209H156L155 211H157L158 210V216H155V218H153V217H151V221H155L156 219V221L157 222H152V224L150 225V220H149V222H147V224H144V225H146V226H142V228L140 227V228H138V229H136V230H138L139 232H136V231H134V233H135V235H134V233L133 232H131V233H133V234H131L130 233V235L129 234H124V236L123 235H121V236H118V237H121V238H118L117 237V239H116V241L117 242H115L116 244H114V245H108L109 246V248L108 247H106V248H108V250H105L104 249V254H106V256H108V257H106L104 254H101L102 256H103V258H102V256L101 255H97V254H92V255H90V256H92L93 258H89L88 256L89 255H86L85 256V258H84V263L83 264H93V261L94 260H96L95 262H94V264H103L102 262L104 261V263H105V260H104V258L106 257V258H108V261H106V262H108L109 263V261H110V263H112V260H113V263L112 264H120V263H124L125 262V260H123V258L125 259V257L127 256V253L126 252H122L125 248H128L130 251H131V249H132V251H134L136 248H137V251H140L139 249L140 248H138V247H141V246H143V243H144V246H145V243L147 242L146 240H153V239H156V238H159V236L160 235H162V232L163 233H165L166 231L167 232H173L174 231V233L173 234H175V235H178V231H177V229H179V228H181L180 226L182 225V224H184V225H186V224H188V222H193V220L195 221L197 218H198V216L199 215H197V214H200V215H203V214H208L209 212H212V211H218L219 212V214L220 215H222V217H221V219H223V221L225 220V222L226 221H232V218L233 219H235V217L238 219H236V222L238 221V224L236 223L235 224V220H233L232 222L230 221L229 223L227 222V224H225L224 226H227L226 228H230V230H237L236 231V233H235V235H233V233L235 232V231H231V235H233V237L235 236H240L241 234H242V230H243V226L242 225H245L246 223H248V222H250L251 221V219L253 218V219H255V220H260V219H257V217L258 218H262L263 216L262 215H264L263 213H264V211L262 212L261 211V209H260V211L258 212H255L256 214L258 213V215L256 216V214L254 213V216H255V218L254 217H252L251 219H250V217H248L247 219L246 218H244V219H246V220H244L243 219V217L241 218V217H239L240 216V213L239 212H242L241 210H243V209H245L246 208V206L248 205H252V204H255V201L257 200L258 201V199H257V195L259 194V192H262V191H264V189H262V188H264V179L262 180V179H260V180H262L261 182H258L257 180H259V179H255L254 180V182L253 183H257V185H256V183H255V185L254 186H257L256 187V189H258L259 190V188L258 187H260V189L261 190H259V191H257L256 189L253 191V195H251L252 194V192H251V190H248L249 192H251V193H248L247 191H246V188L248 189V187H249V185H250V183H251V181H249V183H248V181H243L244 179H242L241 177H239L240 175H238V173L240 174H242L245 170H247L248 168H249V166L250 165H252L251 164V162L253 163L256 159H258L259 158V156L261 155H263V153H264V146H262V145H264V132L263 131H261V130H264V116H263V118L260 116V115H263V114H261V113H264V108H263V106L261 107L260 105L262 104L263 105V102H264V100H260V99H264V97H262V98H260V96H259V98H258ZM262 96H264V94L262 95ZM5 97V98H4ZM39 97V98H38ZM46 97V98H45ZM52 97V98H51ZM72 99H71V98ZM107 97V98H106ZM115 97V99H116V101H114L115 99H113ZM117 97H119L118 99H117ZM157 97V98H156ZM233 97L235 98V99H233ZM2 98H3V100H2ZM73 98H74V100L78 103H76V104H74L75 103V101L73 100ZM79 98H81V100H82V102L80 101V99ZM85 100H84V99ZM91 98V99H90ZM125 98L127 99V101H124L125 100ZM196 98H202L203 100H199V101H201V102H208V100L210 101V102H208V105H209V107L210 108H213L214 107V109H206L207 107L206 106H204L205 104L207 105V103H205L204 105H203V103H201L200 105L202 106L201 108H200V105H199V103L200 102H198L197 103V99ZM216 98L218 99V101H216ZM12 99H13V97H12ZM55 99V100H54ZM58 99V100H57ZM64 99H66V100H64ZM71 99V100H70ZM206 99H208V100H206ZM250 99H252V100H250ZM6 100V101H5ZM40 100V101H39ZM64 100V102L65 101H69V103L68 102H63V103H61L62 101ZM92 100V101H91ZM112 100H113V102H112ZM117 100H119V101H117ZM197 100V101H196ZM3 101V103H1ZM61 101V102H60ZM71 101V102H70ZM74 101V102H73ZM91 101V102H90ZM110 101L112 102V103H110ZM194 101H196V102H194ZM211 101L213 102V101H215L216 103H215V105H214V102H213V106H210V104L209 103H211ZM249 101V102H248ZM255 101H259V103H260V101L262 102V103H260V105H258V103H255ZM60 102V103H59ZM73 102V103H72ZM89 102V104H87ZM98 102V103H97ZM107 102H109V103H107ZM118 102V103H117ZM195 103V105H197L198 107H196L194 104H192V105H194V106H192V108H194L195 107V109L196 108H198V109H200V110H197L198 111V113L194 110V109H192L191 108V103ZM219 102V103H218ZM30 103V104H29ZM55 103H59L57 106L55 105ZM66 103H68V105L66 104ZM70 103H72V104H70ZM92 103V104H91ZM98 104V105H96L95 106V104ZM101 103V104H100ZM115 103V105H113ZM116 103L117 104H120L121 103V105H116ZM125 103V104H124ZM218 103V104H217ZM230 103V104H229ZM233 103H234V101H233ZM254 103L255 104H257L258 106H260V109H261V112H260V109L259 108H257L255 105H254ZM42 104V105H41ZM60 104H63V106H62V108H61V106H59ZM70 104V105H69ZM74 104V105H73ZM123 104L126 106V108L123 106ZM217 104V105H216ZM252 104H253V107H251L252 106ZM38 105V106H37ZM80 105V106H79ZM82 105V106H81ZM90 105H94L93 107L91 106V108H89L90 107ZM187 105H189L190 106V108L192 109H189V107L187 106ZM207 105V106H208ZM211 105H212V103H211ZM46 106V107H45ZM54 106H56V107H54ZM74 106H76V107H74ZM78 106V107H77ZM107 106V108H104V107H106ZM115 106V107H114ZM116 106H121V107H119V109L121 110H118V107H116ZM186 106H187V108H186ZM205 108H204V107ZM215 106H216V108H215ZM225 106V107H226ZM241 106V105H240ZM50 107V108H49ZM58 107V108H57ZM111 107L113 108L112 110H111ZM123 107V112H122V108ZM208 107V108H209ZM254 107L256 108V109H258V110H255V111H258V114H260V115H258L255 111H254ZM53 108H57L56 110L58 111L60 108V110H61V113H60V110L57 112H55V110L53 109ZM110 108V109H109ZM115 108V109H114ZM117 108V109H116ZM125 108V109H124ZM185 108H186V110H185ZM263 108V109H262ZM40 109V110H39ZM54 110V116H51L52 114H53V110ZM111 111V113H113V118H112V115H111V113L109 112V113H106V112H108L109 110ZM186 111V112H188V113H186V112H184V110ZM189 109V110H188ZM243 109H245V112H241V111H243ZM247 109H249V110H247ZM6 110V111H5ZM51 110H52V113H51ZM71 110V111H70ZM79 110V111H78ZM106 110H108V111H106ZM115 112H114V111ZM126 110V111H125ZM197 113V114H199L200 115V117L204 120H200V123H202V121L204 122L203 123V126H202V124H200V125H198L199 123H198V119H194L195 117H198V116H196V113H194V111ZM211 110H213V111H211ZM239 110H238V112H239ZM247 110V111H246ZM35 111V112H34ZM82 111V112H81ZM101 111H103V112H101ZM104 111H105V118L108 116L109 118H110V115H111V119L109 120V119H106V121L107 122H109V121H113V122H109V124H111L110 126H111V129L110 130H112V128L114 129L113 131L114 132H116V133H118V132H120L121 131V129L120 128H124L125 130H127L126 132H125V130L124 129H122V132H120V133H118L119 134V137L121 136L122 138H124L125 139V142H124V139L122 140V138L120 137H118V139H121V141L123 142H120V140H118V143H116L117 141H112V140H117L115 137H114V135H117V134H114V132H113V136H112V132H111V136L113 137H111V136H109V137H111V139L112 140H110V138L108 139L110 142H108V140L107 141H105L106 143H104V141L103 140H106L105 139V137L106 136H108L107 134H109L110 135V133H108L106 130L108 129L107 128V125H108V123H107V125H105V127L107 128L106 130H104V132L103 133H101L100 134V130L104 127V125L102 124V123H106V121H104V118L103 119H101L102 117H101V115H104L103 113H104ZM70 112H71V114H70ZM122 113V115H121V113ZM184 112V113H183ZM189 112H193V114L192 115H195L194 116V118L192 117V115L190 116H188L187 114H189ZM200 112V113H199ZM252 112H254V114L256 113L257 114V117H259L258 119H260V118H262L263 119V121H262V119L261 120H259L258 121V119L256 118L255 119V123H254V125L256 126V125H258V127L256 126V128H255V126L253 125V123H252V130H251V124H250V122H251V119L250 118H253V117H251V116H255L254 114H252ZM5 113H7V114H5ZM31 113L33 114V115H31ZM57 113L58 114H60V115H57ZM117 113V114H116ZM126 113V114H125ZM190 113V114H191ZM1 114V115H2ZM35 114V115H34ZM51 114V115H50ZM67 114H64V115H62L63 116V118L65 119V117L66 116H68ZM109 114V115H108ZM37 115V116H36ZM39 115V116H38ZM43 115V116H42ZM47 117H45V116ZM96 115H98V116H100L99 118H96ZM107 115V116H106ZM115 115V116H114ZM120 115V116H119ZM128 115V116H127ZM186 115V116H185ZM245 115V116H246ZM249 115V116H248ZM56 116V117H55ZM61 116V117H62ZM117 116V117H116ZM126 116H127V119H126ZM185 116V118L187 117H190V118H188L189 120H191V117L195 120V121H197V123H192L191 122V125H189V123L188 122H190V121H188L187 119L185 120L186 122H187V125H185L186 124V122L183 120V119H181L180 117H184ZM3 117H1V119H3ZM32 117V118H31ZM34 117V118H33ZM50 117V118H49ZM58 117V118H57ZM114 117H116V118H114ZM120 117V118H119ZM122 117V118H121ZM212 117V116H211ZM210 117V119H212ZM250 117V118H249ZM24 118V119H23ZM38 118V119H37ZM95 118L97 119V124L98 123H100L101 124V126H100V124H98L100 127H101V129L99 130V128L98 127H95L94 126V124L96 125V120H95ZM119 118V119H118ZM199 118V117H198ZM206 118V119H205ZM64 119H63V121H64ZM92 119V120H91ZM99 119H100V121H99ZM122 119V120H121ZM183 120V123H182V121H180V120ZM238 119V120H239ZM32 120L34 121V122H32ZM45 120V121H44ZM102 120H103V122H102ZM109 120V121H108ZM115 120V121H114ZM127 121V123L128 122H130V124L131 125H129L128 124V126H129V128H127V125H126V123L124 122V121ZM172 120H179L180 121V123L182 124V127H183V125H184V127L182 128V130H181V128L179 127L178 128V130L176 129L177 127H178V125H180V124H178V122L179 121H177V126L175 125L176 124V121H175V124H173L174 123V121H172ZM233 120V119H232ZM244 120H246V122L245 123H247V121H249L247 124H245L244 123ZM253 120H254V118H253ZM15 121H18V119L17 120H15ZM14 121V122H15ZM41 121H43V122H41ZM94 121V122H93ZM132 121V122H131ZM172 121V122H171ZM193 121V120H192ZM206 121V122H205ZM256 121H258L259 122V124H261V126H262V124H263V129L259 126V124L256 122ZM261 121H262V123H261ZM31 122V123H30ZM41 122V123H40ZM83 122H85L84 124V126H81V124L83 123ZM92 124V125H90L89 127H88V125H86V124ZM120 122H123L124 124H122V123H120ZM170 122H171V124H170ZM231 122V123H230ZM240 122V123H239ZM24 123V124H23ZM33 123L37 126L36 127V129H35V127H34V129L35 130H33V127L32 126H30V124L31 125H33ZM36 123H39V124H36ZM55 123H56V125H55ZM167 123H168V125H170L171 127H173V126H176V128H175V131H173V134L174 133H178V134H174V135H178L177 137H179V138H177L176 136H173V138H175L176 137V139H174V140H176V141H174V140H171L172 142L171 143H173V144H170V143H168V144H170V145H166V146H164L165 144L163 143V141L161 142V138H163L162 136H163V133H162V129L164 128V127H166L167 126ZM185 123V124H184ZM51 124V125H50ZM123 125V126H125V127H123V126H119V125ZM133 124V125H132ZM165 124H166V126H165ZM172 124H173V126H172ZM196 124V125H195ZM240 124H242V125H244V127L241 129V130H239V129H235L233 126H235V125H240ZM248 124H250V125H248ZM24 125V126H23ZM25 125H26V127H25ZM97 125V126H98ZM102 125H103V127H102ZM161 126V130H160V132H159V129H160V126ZM190 126V128H188V129H186V126L187 127H189ZM194 125V126H193ZM248 125V126H247ZM18 126V127H17ZM73 126V125H72ZM93 126L95 127V130H92V129H94L93 128ZM109 126V125H108ZM110 126H109V128H110ZM116 126V127H115ZM130 126L132 127V128H130ZM151 126V127H150ZM164 126V127H163ZM168 127L169 129H172L171 127ZM181 126V125H180ZM195 126H198L197 128L195 127ZM237 126V127H238ZM17 127V128H16ZM31 127V128H30ZM38 127H40V129L38 128ZM88 127V128H87ZM105 127L103 128V129H105ZM119 129H118V128ZM135 127V128H134ZM153 127V128H152ZM201 127H202V129H201ZM240 127H242L241 125H240ZM239 127V128H240ZM249 127V128H248ZM38 128V129H37ZM49 128L51 129V130H49ZM53 128V129H52ZM98 128V129H97ZM118 129V130H115V129ZM134 128V129H133ZM167 128V127H166ZM166 128H164L163 130H165ZM168 128L166 129V130H168ZM173 128V129H174ZM193 128H196V129H194V131H192L193 130ZM259 128V129H258ZM11 129V130H10ZM25 129V130H24ZM31 129V130H30ZM46 130V129H48L47 131H45L46 133H47V135L43 132V130ZM89 131H88V130ZM96 129H97V131H96ZM129 129H133V130H129ZM179 129L181 130V131H179ZM184 129V130H183ZM191 129V131H186V130H190ZM233 129H235V130H233ZM243 129H245L244 131H243ZM259 130V131H261V132H257V131H255V130ZM15 130V131H14ZM31 131V132H28V131ZM63 130H62V132H63ZM85 130H87L86 132L87 133H83ZM131 132H129V131ZM144 130V131H143ZM156 130L159 132V135H156L158 132H156ZM165 130V131H166ZM237 130V131H236ZM247 130V131H246ZM249 130H251V131H253L254 130V132H257V134L255 135L254 133H252V132H250ZM39 131H41V132H39ZM69 131V130H68ZM95 135V136H93V134L91 133V132ZM103 131V130H102ZM118 131V132H117ZM143 131V132H142ZM185 131V132H184ZM220 131L222 132V133H220ZM242 131V132H241ZM249 131V132H248ZM6 133L5 135H2L1 133ZM17 132H19V135H18V133ZM73 132H74V134H73ZM88 132H89V134H88ZM94 132H97L98 134H96V133H94ZM127 132H129V133H127ZM180 132V133H179ZM184 132V133H183ZM233 132H235L236 133V135H238V136H236V135H234V133ZM239 132V133H238ZM247 132H248V134L249 133H252V135L254 134V136H251V134H249V136H248V134H247ZM3 133V134H4ZM22 133V134H21ZM34 133V134H33ZM40 133H42V135L40 134ZM79 133H81V134H79ZM91 133V134H90ZM125 133V137H123L124 134ZM127 133V134H126ZM153 133V134H152ZM160 133H162L161 135H160ZM183 133V134H182ZM188 133V134H187ZM238 133V134H237ZM240 133H242L243 135H240ZM246 135H245V134ZM260 135H259V134ZM8 134V135H7ZM27 134H28V136H27ZM30 134H31V136H30ZM33 134V135H32ZM36 134V135H35ZM78 134H79V136H78ZM87 134V135H86ZM104 134V135H103ZM186 134V135H185ZM16 135H18L17 137H16ZM57 135H60L59 137L57 136ZM74 135H75V139L77 140H79L80 142H81V146H79V144L80 143H78L76 140H75V143L74 142H71L72 140L74 141ZM76 135H77V137H79V138H76ZM81 135V136H80ZM88 135H89V138H88ZM90 135H92L93 136V138L95 137V139L93 140V138H92V136H90ZM96 135H97V137H96ZM98 135H99V137H98ZM100 135H101V138H100ZM104 137H103V136ZM152 135V136H151ZM248 138H245V136ZM4 136V137H3ZM157 136H160L161 138V140L159 139V143L161 142L162 143V145L161 144H158V140H157V138H159V137H157ZM191 136V135H190ZM190 136H188V137H190ZM227 137V138H229V137H231L230 138V140H235V136L237 137L236 138V140L239 138V142L238 143H236V141H231V142H233L234 144H232L231 142H230V140L229 139H227V138H224V137ZM243 136V137H242ZM26 137V138H25ZM38 137H40V138H38ZM58 137V138H57ZM61 137H63L62 139H63V141H59V140H62V139H59V138H61ZM81 137H82V140H83V142H82V140H81ZM84 137V138H83ZM103 137V138H102ZM187 138V140L186 139H184V138ZM224 139H223V138ZM242 137V138H241ZM252 137V138H251ZM253 137H255V138H253ZM21 138V139H20ZM42 138V139H41ZM50 138V139H49ZM55 138H57V140L55 141ZM65 138H67V139H65ZM92 140H91V139ZM98 138V139H97ZM106 138H108V137H106ZM151 138V139H150ZM180 138H183L184 139V142H183V140L182 139H180ZM211 138V139H210ZM222 138V139H221ZM251 138V139H250ZM17 139V140H16ZM26 139V140H25ZM43 140V141H41V140ZM59 139V140H58ZM91 141H90V140ZM101 139H103L102 140V142H101ZM155 140V142H154V140ZM205 139H204V141H205ZM225 139H227V140H225ZM242 139H243V141H245L244 142V144L247 146L246 147V149L244 148V146L242 145V143H241V145H240V142H242ZM245 139V140H244ZM14 140H16V141H14ZM21 140V141H22ZM65 140V141H64ZM68 140H71L70 141V143L68 142ZM132 140V141H131ZM149 140H150V144H149ZM209 140H210V142H209ZM241 140V141H240ZM248 141V143H246L247 141ZM111 141L114 143V144H112L111 143ZM151 141H153V143L151 142ZM228 141V142H227ZM263 141V142H262ZM13 142H15L14 144H13ZM59 142V143H58ZM67 142V143H66ZM100 142L101 143H103L104 144V147L102 146H99V148H100V150L99 151H101L102 149L101 148H107V147H105V144H112L113 146L116 144L117 146H114V147H117V148H112L111 147V144L109 145V147H110V149L111 150H114L115 152H117V153H115V152H113V151H110L108 148L107 149H104V150H106V152L104 151V150H102L105 154L106 153H108V155L106 154V156L104 155L103 157H102V155L104 154V153H102V152H99L96 148H98L97 147V145H99L100 144ZM134 142V143H133ZM174 142H176V144L174 143ZM179 142L181 143V144H179ZM209 142V145L207 144ZM259 142V143H258ZM56 145H54V144ZM69 143V144H68ZM76 143H78V145L76 144ZM120 143H122V144H120ZM155 143V144H154ZM182 143L184 144V145H182ZM72 144V145H71ZM95 144V145H94ZM103 144H101V145H103ZM121 146H120V145ZM147 144V145H146ZM148 144L150 145V147H148ZM152 144H154L155 146H153ZM156 144H157V146L159 145V146H161V148H163V147H165L166 149H168L167 148V146H171V148L173 149V151H171L172 149L171 148H169L168 150H166V151H164L165 150V148H164V150L162 149V151H161V149L159 150L161 153H159V151H156V150H158L160 147L158 146H156ZM176 146H175V145ZM238 144L241 148H239V146H237V147H235L236 145ZM11 145V146H10ZM42 145V146H41ZM71 145V146H70ZM119 145V146H118ZM128 145V146H127ZM204 145H205V147H204ZM218 145V146H217ZM35 146V147H36ZM37 146V147H38ZM46 146H50V149H48V150H46V148H48V147H46ZM53 146V147H52ZM55 146V147H54ZM60 146H61V148H60ZM92 146H93V148H92ZM152 146H153V148H152ZM258 146V147H257ZM28 147H30V148H28ZM66 147V148H65ZM80 147H82L81 148V150H79L80 149ZM94 147H95V149H94ZM156 147V150L154 149ZM216 147H217V149H216ZM32 148H34V149H32ZM62 148H65V150H63ZM150 148H152L151 150H153V151H151V150H149ZM178 148V149H177ZM233 148V149H232ZM235 148H239V149H242V151L243 152H240L241 150H238V149H235ZM261 148V149H260ZM94 149V150H93ZM188 149V148H187ZM185 149V151L188 153V150L189 151H191L190 149ZM209 149V150H208ZM230 149V150H229ZM3 150H5V151H3ZM20 150V151H19ZM52 150V151H51ZM57 150V151H56ZM63 150V151H62ZM107 150H109V151H107ZM117 150H119V151H117ZM122 150V151H121ZM125 150V151H124ZM169 150H170V152H175L174 154L173 153H170L169 152ZM175 150V151H174ZM180 150H182L181 152H180ZM207 150H208V152H207ZM235 150H237V151H235ZM260 150H262V152H260ZM11 151V150H10ZM62 151V152H61ZM91 151V152H90ZM96 151L97 152H99V153H96ZM150 151L152 152V154L150 153ZM155 151H156V153H155ZM177 151L178 152H180V154H178L177 153ZM227 151H229V152H227ZM3 154H6V156L9 158H5V155H2V153ZM27 152H29V154H27ZM39 152H37V154H39ZM44 152V154H42ZM54 152V151H53ZM67 152V153H66ZM79 152V153H78ZM92 152L94 153L93 155H92ZM112 152H113V155H112ZM120 152V153H119ZM163 152V153H162ZM184 153V154H182L181 155V153ZM231 152H235V153H233V154H231ZM237 152H239V153H237ZM257 152V153H256ZM259 152V153H258ZM62 153V154H61ZM74 153H77V154H75L74 155ZM102 153V154H101ZM110 153H111V155H110ZM114 153H115V155H114ZM123 153V154H122ZM170 153V154H169ZM208 153H209V155H208ZM217 153V154H216ZM221 153H222V156H221ZM223 153H225V155L223 154ZM229 153V154H228ZM237 153V154H236ZM28 155V157H30V158H28L27 157V155ZM48 154V153H47ZM56 154V155H55ZM85 154V155H84ZM169 154V155H168ZM171 154H173V155H171ZM210 154H214L215 156L214 157H212L213 155H210ZM226 154H228L229 156H230V160L228 159L229 158V156L228 155H226ZM231 154V155H230ZM256 154V155H255ZM260 154V155H259ZM96 155V157L95 158H97V156H98V158L97 159H95V158H91L92 156L94 157ZM100 155V156H99ZM168 155V156H167ZM170 155H171V157L172 156H174V155H176V156H178L177 158H179V163H180V161H181V163H182V165H181V163L179 164L178 163V161H177V166L178 165H181V170H183L184 172L186 171V173L184 174V172L182 171L181 172V170H179V167H177V166H175L176 165V162L175 161H173L174 160V158H175V156H174V158L172 159L171 157H170ZM206 155H204V157L206 156ZM225 156V158H227L226 159V161H225V158H224V156ZM232 155H235L234 157H232ZM259 155V156H258ZM3 156H4V158H3ZM50 156H48L49 157V159H51V157ZM54 156H52L53 158H54ZM111 156V157H110ZM117 156V157H116ZM227 156V157H226ZM252 156H254V158L252 157ZM258 157V158H255V157ZM260 156V157H261ZM12 157V156H11ZM58 157H55V159L57 160V158ZM171 158L170 160H172V165H171V163H167V162H170L169 161V158ZM180 157H181V159H183V160H180ZM200 157V156H199ZM199 157H197L196 158V160L194 161L193 160V162L195 163L196 161H199V163L201 162V160L203 161V159H205L203 162H201L202 163V165H203V163H207L209 160H207L208 158L207 157H200V158H203V159H200L199 160ZM218 157V158H219ZM23 158V159H22ZM43 158V159H42ZM52 158V159H53ZM61 158H60V160H61ZM88 158V159H87ZM164 158H165V160H164ZM207 158V159H206ZM232 158V159H231ZM252 158V159H251ZM3 159H4V162H3ZM21 159V160H20ZM30 159V160H31ZM51 159V160H52ZM168 161H167V160ZM176 159V158H175ZM198 159V160H197ZM222 159V160H223ZM251 159V161H249ZM39 160V161H38ZM44 160V161H43ZM51 160L49 161H47L46 163H51ZM55 160V162H57ZM58 160H59V158H58ZM59 160V161H60ZM91 160V161H90ZM112 160H113V162H112ZM161 160H162V162H161ZM178 160V159H177ZM227 160H228V162H227ZM247 163V161H249L250 162V164H246L245 165V162ZM252 160H254V161H252ZM24 161H22V162H24ZM40 161H42V162H40ZM53 162L52 163H54V160H52ZM58 161V162H59ZM71 161H69V162H71ZM85 161H89L88 163H86ZM115 161V162H114ZM230 161V162H229ZM13 162L15 163V164H13ZM58 162H57V164H58ZM62 162V161H61ZM174 162H175V164H174ZM51 163V164H52ZM111 163V164H110ZM157 163H160V165H158ZM193 163V164H194ZM198 162H196L195 164H194V167L196 166V164H197ZM205 163V164H206ZM239 163H243L242 165H243V167L239 164ZM17 164H21V166H20V168L21 167H24L23 169L21 168V170H23L24 172H26V175H24V173H22V171L19 169V165H17ZM76 164V165H75ZM83 164V165H82ZM204 164V165H205ZM12 165H17L18 167V170L17 169H14V167L12 166ZM45 165V164H44ZM46 165H48V164H46ZM60 165V164H59ZM62 165V164H61ZM66 165H64V167L66 166ZM85 165V166H84ZM155 165V166H154ZM157 165V166H156ZM162 165V167H158V166H161ZM203 165V166H204ZM236 165V166H235ZM240 165V166H239ZM66 166V167H67ZM81 166V167H80ZM84 166V167H83ZM87 166V168H85ZM163 166L164 167H166L167 169H168V171H167V173L164 171L165 169L163 168ZM188 166V165H187ZM200 166V168H202L201 167V164H198V166H196L197 167V169L199 170L200 168H198ZM224 166H227V167H224ZM245 166H248L247 168L245 167ZM156 167H158V170H159V173H160V171H161V169L163 168V170H162V172L161 173H166V178H167V180L164 178L165 177V175H163L162 174V176H164L163 178H164V180H165V182H164V180H163V178H162V176H161V180L160 181H158V182H156L155 180H154V182H155V184H152V185H154V186H152V185H147V184H151V183H153V182H151V181H153V179H151V177H149V176H151L152 174H154V173H156L155 172V170H152V171H150L152 168L153 169H156L157 170V168ZM176 167V169L178 168V171L177 170H174V168ZM191 167V166H190ZM195 167V168H196ZM222 167V168H221ZM237 167H242L240 170H239V168H237ZM15 168H16V166H15ZM77 168V169H76ZM183 168V169H182ZM236 170H235V169ZM40 170L39 168H35V170ZM188 169V170H187ZM197 169H195V170H197ZM231 169H233V174H231V172H232V170ZM245 169V170H244ZM35 170H32L33 172H31L30 174L31 175H33L34 174V171ZM35 171L36 173L38 172V171ZM74 170V172H72ZM158 170H157V172H158ZM241 170H243L242 172H241ZM10 173H9V172ZM17 171H21V173L23 174V175H21V173H18ZM62 171V172H61ZM127 171V172H126ZM177 171V172H176ZM237 171V173H235ZM239 171V172H238ZM8 174H7V173ZM69 172H71V173H69ZM145 172H147L146 174H147V176H148V178H147V176H146V174H145ZM148 172H150V174L148 175ZM180 172H181V174H180ZM18 174V175H15V174ZM33 173V174H32ZM35 173V174H36ZM61 173H62V175H61ZM63 173H65V174H63ZM72 173H74V174H72ZM76 173V174H75ZM159 173H156L154 176H152V177H154V179L155 178H159V177H157L158 176V174ZM228 173V174H227ZM29 174V175H30ZM56 174V175H57ZM143 174H145L144 176L146 177H144V180L145 179H148L147 181H145V183L143 182L144 180H142V181H140L141 180V178L143 177V176H140V175H143ZM180 174V175H179ZM183 174V175H182ZM216 174H218L219 176L220 175H222V176H220L222 179H220L219 178V180L218 179H216V177L218 176V175H216ZM225 174H227V176H225ZM236 176H235V175ZM28 175V176H29ZM30 175V176H31ZM68 175L70 176V177H72L71 175H74V177H72V179H71V181L73 180V178H75V176H76V178L74 179V180H76L77 178H78V180H76V182L78 181V183H76V186H74V188L72 187L73 185H75V181H72V185H71V187H70V180L68 179L69 177H68ZM139 175V177H137ZM159 175H161V174H159ZM182 175V176H181ZM0 176V177H1ZM60 176V177H59ZM62 176V177H61ZM156 176V177H155ZM177 176H179V177H177ZM218 176V177H219ZM229 176V177H228ZM231 176V177H230ZM232 176H235L234 178H232ZM31 177H33V176H31ZM57 177V176H56ZM141 177V178H140ZM185 177V178H184ZM223 177H224V179H223ZM226 177H228V178H226ZM264 176H262L261 178H263ZM62 178V179H61ZM136 178H139V181H137V183H135V180H136ZM171 178V179H170ZM236 178V179H235ZM237 178H238V180H237ZM240 178V179H239ZM1 179V178H0ZM19 179V180H20ZM25 179V180H24ZM56 179H58V180H60L61 182H59L58 180H56ZM63 179H66L69 183L67 184V186H68V188H70V189H66V187L67 186H64L65 188H63V186H62V183H63V185H65V183H67V181L66 180H64L63 181ZM232 179H235V180H237L236 181V183H235V180H232ZM19 180H17V182L19 181ZM150 180V181H149ZM156 180H159V179H156ZM184 180V181H185ZM223 181V183L225 184L228 180H231L232 182H234L235 184H238V182H239V184L241 185V183L243 182V186H246L247 184H249V185H247L246 187H245V189L243 190L244 192L243 193H241V190H242V188H243V186H241V187H239V185H238V188L235 186V188H233L234 189V191H236L235 189L237 188V191L238 190H240V191H238L239 193H241L242 195H244L245 194V196H241V194H238L239 195V197L237 198V197H235V196H238L237 195V191L236 192H234L233 190H232V192L231 193H234L233 195L232 194H229L228 193V195L230 196V198L228 197V195L227 196H225V198H226V200H225V198H223V197H221V198H219V200L217 199V200H215L216 198H215V196H216V193L218 192V190L217 189H219V188H221V186L222 187H224L225 185L221 182V181ZM240 180V181H239ZM241 180H242V182H241ZM56 181H58V182H56ZM66 181V182H65ZM110 182V183H106V184H108V185H106L105 184V182ZM221 182V183H219V182ZM224 181H226V182H224ZM5 182V183H4ZM11 182H9V183H11ZM23 182L22 181H20V185H19V183H17V185L16 186H23L24 184H23ZM134 182V183H133ZM146 182H147V184H146ZM161 182H163V184L161 183ZM14 183H16V182H14ZM59 183V184H58ZM74 183V184H73ZM158 183V184H157ZM161 183V184H160ZM180 183V184H179ZM210 184V185H208V184ZM217 183L219 184V186H220V184H221V186L219 187L218 185H217ZM261 183V184H260ZM23 184V185H22ZM146 184V185H145ZM157 184V185H156ZM160 184V185H159ZM205 184V185H204ZM207 184V185H206ZM6 185V186H5ZM161 185H163V187L161 186ZM200 185V184H199ZM214 186V187H212V186ZM217 187H216V186ZM15 186V185H14ZM104 186H106V188L104 187ZM148 186H149V188H148ZM152 188H151V187ZM159 186V187H158ZM24 187V186H23ZM161 187V188H160ZM201 187V188H200ZM219 187V188H218ZM63 188V189H62ZM127 188V189H126ZM148 188V190H146ZM156 188H157V190H156ZM182 190H181V189ZM195 188L197 189V186L195 185ZM215 188H216V190H215ZM225 188V187H224ZM224 188H223V190H224ZM49 190V191H47V190ZM61 189V190H60ZM126 189V190H125ZM150 189V190H149ZM193 189H194V187H193ZM204 189V190H203ZM128 190V191H127ZM145 190V191H144ZM177 190V191H176ZM206 190V191H205ZM215 190V191H214ZM223 190L221 191L220 189H219V191H220V193L219 194H221V193H223ZM4 191H6V193L4 192ZM47 191V192H46ZM74 191V192H73ZM126 191V194L124 193ZM146 191L148 192L146 195H145V193H146ZM180 191H181V193H180ZM211 191H214V193H212ZM8 192V193H7ZM82 193L81 195H82V198H83V196L85 197L84 199H79V197H78V194L79 193ZM101 192V193H100ZM183 192V193H182ZM186 192V191H185ZM198 192V193H197ZM211 192V193H210ZM257 194H256V193ZM97 193H98V195H97ZM141 193H143V194H141ZM153 193H151V194H153ZM217 193V195H219ZM255 193V194H254ZM84 194V195H83ZM100 194V195H99ZM140 196H142V197H139L138 195ZM186 195H187V192L185 193ZM194 194V195H193ZM196 194H197V197H199V201H200V203H201V205L200 206H198V204H199V201L198 200H196V201H194L195 199H198L197 197H196ZM199 194V195H198ZM251 196H250V195ZM4 195V196H3ZM40 195L42 196L41 198H39L40 197ZM72 195V196H71ZM181 195V196H180ZM191 195V196H190ZM256 195V196H255ZM53 196V197H52ZM77 196V198L75 199V201L73 200L75 197ZM80 196V195H79ZM173 196V197H172ZM189 196H190V198H189ZM203 196V197H202ZM204 196H206V197H204ZM241 196V197H240ZM134 197V198H133ZM137 197V198H136ZM144 197H146V198H144ZM187 197V198H186ZM195 197V198H194ZM202 197V198H201ZM208 197H210V199L208 200L207 198ZM212 197V198H211ZM8 198V199H7ZM43 198V199H42ZM56 198V199H55ZM73 198V199H72ZM81 198V197H80ZM131 198H132V200L133 201H135V204H134V202L133 201H131ZM184 198V199H183ZM215 198V199H214ZM223 198V199H222ZM244 198H245V200H244ZM249 198H251L250 200H248ZM20 199V200H19ZM49 199V200H48ZM53 199V200H52ZM70 199H72V202H70L69 200ZM78 199L80 200L79 202H76V200L78 201ZM87 199V200H86ZM135 199V200H134ZM173 199V200H172ZM220 199L222 200V202L220 201ZM227 199H229V200H227ZM231 199H234V200H236V202H233V200H231ZM238 199V200H237ZM11 200V201H10ZM22 200V201H21ZM67 200V201H66ZM87 201V202H83V201ZM137 200V201H136ZM182 200H184V202L182 201ZM207 200V201H206ZM225 200V201H224ZM10 201V202H9ZM15 201V202H16ZM19 201H21L20 203H19ZM33 203H32V202ZM38 201V202H37ZM70 203H69V202ZM130 201H131V203H130ZM140 201V202H139ZM174 201V202H173ZM188 201V202H187ZM194 201V202H193ZM203 201H205V202H203ZM230 201H231V203H230ZM240 201V202H239ZM248 201H250V202H248ZM22 202H24V204H26V205H24ZM27 202V203H28ZM75 204H74V203ZM132 202H133V204H132ZM150 202V203H149ZM187 202V203H186ZM196 202V203H195ZM215 203V205L213 204V203ZM9 203V204H8ZM11 203V204H12ZM24 205H22V204ZM32 203V204H31ZM36 203V204H35ZM172 203H173V205H172ZM174 203H175V205L177 206L176 207V209H180L179 211L181 212V213H178L179 211L178 210H176L175 209V205H174ZM177 203V204H176ZM182 203V204H181ZM186 203V204H185ZM195 205H194V204ZM206 203V204H205ZM212 203V204H211ZM217 203V204H216ZM221 203L223 204V205H221ZM237 205H235V204ZM239 203V204H238ZM246 203V204H245ZM260 203H264L263 201L262 202H260ZM4 204V205H3ZM6 204H8V205H6ZM18 204H20V205H18ZM38 204V205H37ZM184 204V205H183ZM189 204H190V206H189ZM192 204H193V206H192ZM208 204V206H206ZM225 204V205H224ZM232 204H234V205H232ZM240 204H242V205H240ZM257 204V203H256ZM32 205V206H31ZM165 205V206H164ZM187 205V206H186ZM198 207H197V206ZM203 205V206H202ZM212 206V207H210V210L207 208V207H209V206ZM214 205V206H213ZM233 207H232V206ZM264 205V204H263ZM55 206H56V208L58 207V209H56L55 208ZM180 206H182V208H180ZM189 206V207H188ZM195 206V207H194ZM204 206H206V207H204ZM217 206V207H216ZM219 206V207H218ZM223 206V207H222ZM236 206V207H235ZM261 206H262V204H261ZM34 207H36V208H34ZM98 209V212H99V210H100V213H97L96 212V209ZM98 207H104V210L101 212V210H102V208L101 209H99ZM167 207V208H166ZM168 207H169V210H168ZM171 207V208H170ZM174 207V208H173ZM186 207V208H185ZM201 207V208H200ZM203 207V208H202ZM216 209H215V208ZM228 207H230V208H228ZM92 208V209H91ZM93 208H94V210H93ZM127 208H124V209H127ZM185 208V209H184ZM194 208V209H193ZM195 208H199V210L201 209V211H198L197 209H195ZM205 208V209H204ZM231 208H235L234 210H235V212L236 213H234L233 211L234 210H231ZM56 209V210H55ZM71 211H70V210ZM167 209V210H166ZM182 209H184V210H182ZM187 209V210H186ZM202 209H204V210H207V212L206 211H204V210H202ZM263 209V208H262ZM29 210V211H28ZM91 210H92V215H94L95 216V212L97 213L96 214V216L93 218V216H91ZM121 210H122V212H121ZM193 210H195L194 212H193ZM220 210V211H219ZM240 210V211H239ZM28 211V212H27ZM53 211H55V212H53ZM77 211V212H76ZM147 211V212H148ZM176 211H178V212H176ZM184 211V212H183ZM186 211H188V212H186ZM202 211H203V213H202ZM69 212H67V213H69ZM150 212V213H151ZM193 212V214H191V213ZM197 214H196V213ZM223 214H222V213ZM224 212H226V213H224ZM261 212V213H260ZM24 213V214H23ZM28 213H30V218H28L27 219V214ZM49 213V214H50ZM87 213H89V215H90V217H89V215L87 214ZM121 213V214H120ZM190 213V214H189ZM261 215H260V214ZM26 214V215H25ZM177 214V215H176ZM178 214L180 215V216H178ZM182 214H184V215H182ZM188 214V215H187ZM197 215V216H195V215ZM238 214V215H237ZM25 217H23V216ZM86 215H88V216H86ZM184 216L185 217V219L182 217V216ZM193 215V216H192ZM236 215V216H235ZM253 215V214H252ZM259 215H260V217H259ZM21 216H22V218H21ZM37 216V217H36ZM86 216V217H85ZM189 216V217H188ZM233 216V217H232ZM241 216H242V214H241ZM10 217V218H9ZM82 217H85L84 219H83V221L82 220H80V219H82ZM180 217H182V220H181V218ZM219 217V218H220ZM241 218L242 219V221L239 219V218ZM245 217H247V216H245ZM7 218H8V220H7ZM14 218V219H13ZM20 218V219H19ZM87 218H90V220L89 219H87ZM108 218V219H107ZM196 218V219H195ZM4 219H5V221H4ZM85 219H87V222L85 221ZM150 219V218H149ZM158 219H159V221H158ZM184 219V220H183ZM188 220V222H187V220ZM191 219V220H190ZM14 220V221H13ZM18 220V221H17ZM24 220H27L26 222L24 221ZM68 220V221H67ZM80 220V221H79ZM89 220V221H88ZM219 220V219H218ZM218 220H216V221H218ZM249 220V221H248ZM2 221V222H1ZM12 221V222H11ZM20 221V222H19ZM85 221V222H84ZM216 221H214V220H212L211 222L213 223V222H216ZM239 221H241L240 223H239ZM248 221V222H247ZM253 221V220H252ZM80 223V225H79V223ZM81 222H83L84 224L83 225H81L82 223ZM103 222V226H105L106 224ZM106 222V223H107ZM174 222V223H173ZM185 222V223H184ZM211 222L209 223V224H211ZM12 223V224H11ZM16 223V224H15ZM63 223V224H62ZM148 223H149V225H150V227H149V225H148ZM155 223V224H154ZM163 223V224H162ZM234 223V224H233ZM243 223V224H242ZM94 224V225H93ZM105 224V225H104ZM128 224V226L130 225V226H132V225H134V221H132V222H127V221H124V222H118V225L115 227V229L117 228V227H121L122 225H127ZM233 224V225H232ZM242 224V225H241ZM16 225V226H15ZM58 225V227H60ZM157 225V226H156ZM228 225H232V226H235V225H239L238 227L237 226H235V227H233L232 228V226H230V227H228ZM11 226V227H10ZM14 226V227H13ZM101 226V225H100ZM100 226L98 227V226H95V228L98 230V228H100ZM161 226H163V228L161 227ZM179 226V227H178ZM208 226H210V225H208ZM206 227V229L208 228V230H211V228H212V230H213V233L211 234V236L213 235V234H215V235H213L212 236V239L214 240L215 238H216V236H218L219 237V234L220 233H217L218 231H219V229H217L216 227H218V223H213V225H211L210 227ZM57 227V228H58ZM147 227V228H146ZM178 227V228H177ZM198 227V231H197V228H195V231H194V233H193V236H191L192 238H191V240H192V244H194L195 242H198L199 240H197V238L199 237V239L200 238H202V240H203V238L205 237V238H208V236H206V235H209V233H211L210 231L209 232H206L207 230L205 229V230H203L202 228L203 227H201V226H197ZM240 227H242V228H240ZM94 228V227H93ZM93 228H91V229H93ZM210 228V229H209ZM235 228V229H234ZM139 229H141V230H139ZM145 229V230H144ZM201 229L203 230V231H201ZM214 229L215 230H218V231H215L216 233H217V235H216V233L214 232ZM61 230V231H60ZM154 230V231H153ZM240 230V231H239ZM177 231V232H176ZM197 231V232H196ZM199 231H201V232H199ZM205 231V232H204ZM239 231V234L237 233ZM60 232V233H59ZM240 232H241V234H240ZM89 233H93V234H89ZM136 233H138L137 235H136ZM151 233V234H150ZM203 233H205V236L203 235ZM208 233V234H207ZM55 234H59V235H55ZM194 234H197V235H194ZM237 234V235H236ZM127 235V236H126ZM179 235H180V233H179ZM200 235V236H199ZM49 236V237H50ZM128 236L130 237V238H128ZM136 236H139V237H136ZM158 236V237H157ZM196 236V237H195ZM202 236H204V237H202ZM211 236L209 235V238L210 239H208L209 240V242H210V240H212L211 239ZM238 236V237H239ZM63 237V238H62ZM74 237H77V238H79V239H83V238H85V239H83V240H81V244L79 243L80 242V240L79 239H77V238H74ZM124 239H123V238ZM217 237V238H218ZM61 238H62V241H59L58 239H60L61 240ZM195 238V239H194ZM223 238V237H222ZM15 239V240H14ZM70 239H71V241H72V239H74L73 241H75V239H77L76 240V242H75V244H74V242H71L70 241ZM87 239V240H86ZM119 239V240H118ZM121 239V240H120ZM227 239V240H226ZM226 239L225 238H223V241H222V239H221V237H220V241H218V243L220 242V243H223V242H225V240L226 241H229L228 239L229 238H227L226 237ZM12 240V242L10 243V241ZM14 240V241H13ZM66 240H67V243H66ZM86 240V241H85ZM197 240V241H196ZM208 240H206V241H208ZM121 241V242H120ZM143 241V242H142ZM146 241V242H145ZM8 244H7V243ZM57 242H59L63 247H64V249H63V247L61 248L60 247V245H57ZM65 242V243H64ZM69 242H71L72 243V245L73 246H71V243H70V245H69ZM179 242H181V241H179ZM178 242V243H179ZM5 243V244H4ZM65 245H64V244ZM77 243V244H76ZM88 243V242H87ZM120 243V244H119ZM137 243L139 244V245H137ZM182 243V242H181ZM219 243V244H220ZM2 244V245H1ZM42 244V246L40 247V245ZM197 244V243H196ZM219 244L217 245V249L218 248H220V246L222 247V245L224 246V244H220V246H219ZM230 244V242H226V244L225 245H229ZM57 245V246H56ZM117 246V249H116V246ZM119 245V246H118ZM175 245H178V244H175ZM174 245V247L173 248H177V247H180L181 245H179V246H175ZM65 246H67V248L69 247V249L67 250V248L65 247ZM113 248H112V247ZM137 246V247H136ZM144 246L143 247H141L142 249L144 248ZM219 246V247H218ZM39 247V248H38ZM58 247H60V248H58ZM71 247V248H70ZM110 247H111V251H110ZM118 247H120L121 248V253L122 254H120L119 252V250H120V248H118ZM228 246H224V248L225 249H218V252L216 251L215 253L217 254H213V253H211L210 252V254H212V256H207V254L209 255V253H207V254H205V256H203L202 258L204 259L206 256V258H207V264H211L212 262L214 263L215 261V259L217 258V256H218V253H220V250H222L221 251V253H224V251H225V254L227 255L228 254V248H227ZM42 248V249H41ZM66 248V249H65ZM115 248V249H114ZM131 248V249H130ZM171 249L169 252H171V251H175L174 253L173 252H171V253H169L168 252V254H164L163 256L161 255V257L160 256H158L159 258H163L162 260L160 259L159 260V258L158 257H156V259L154 260V261H156V264H182L183 263V261L185 260V257L183 258V256L182 255H185L186 256V252L185 251H183V250H180V251H176V249ZM223 248V247H222ZM37 249H39V250H37ZM41 249V250H40ZM65 250L64 251V254L63 255H65V256H63L62 254H60L63 250ZM113 249V250H112ZM128 249H126V250H128ZM141 249V250H142ZM195 249V248H194ZM58 250H60L61 252H58L60 255H58V253H55V252H57ZM118 250V251H117ZM128 250V251H129ZM193 250V249H192ZM125 251V250H124ZM127 251V252H128ZM132 251L130 252L131 254H134V253H136V252H134V253H132ZM106 252H108V253H106ZM176 252H177V254H176ZM185 254H184V253ZM227 252V253H226ZM235 253L237 252V251H234ZM28 253H29V255H28ZM114 253V254H113ZM123 253H125L124 255H126L125 257H124V255H123ZM179 253V254H178ZM233 253V252H232ZM231 253V254H232ZM235 253H233L232 255L233 256H231V254H229L231 257H233L232 259L234 260V258H235V260H234V262L233 261H231L230 259V256L226 259L227 261H225V263L226 264H229L230 262H233V263H235V264H238V263H236V262H240L241 261V258H240V256H242L243 254V252H240L241 253V255H240V253L238 252L237 254H236V256L238 255V257H236L234 254ZM55 254H57V256L55 255ZM108 254V255H107ZM56 257H55V256ZM62 255V256H61ZM95 257H94V256ZM121 255V256H120ZM123 255V256H122ZM223 255V254H222ZM59 256L60 257H65L64 259L65 260H63V258H61L60 259V261L58 260V261H55L56 260V258H58L59 259ZM101 256V257H100ZM105 256V257H104ZM128 256H129V252H128ZM216 256V257H215ZM235 256V257H234ZM243 256H245L244 257V259H242V261L244 260H247L246 258H248L247 256H249V255H247L246 256V254L245 255H243ZM47 257H48V259H47ZM86 257H88L87 259H86ZM209 257V258H208ZM96 258V259H95ZM103 259V261L101 262V259ZM112 260H111V259ZM113 258H115V259H113ZM123 260H121V259ZM158 258V259H157ZM212 260H211V259ZM239 259L238 261H236V259ZM13 259H14V261H13ZM45 259H47L46 260V262L44 263V261H45ZM89 259H90V261H89ZM92 259H94V260H92ZM98 259V260H97ZM164 259H165V261H164ZM171 259V260H170ZM183 259V261H181V260ZM209 259H210V261H209ZM90 262H88V261ZM92 260V261H91ZM116 260H119V262L118 261H116ZM127 260V259H126ZM178 260V261H177ZM201 260V261H200ZM199 260V262H202L203 264H206V261H205V259L204 260H202V259H200ZM217 260V259H216ZM230 260V261H229ZM13 261V262H12ZM33 261V262H32ZM87 261V263H85ZM100 261V262H99ZM116 261V262H115ZM121 261V262H120ZM158 261V262H157ZM161 261V262H160ZM180 261V262H179ZM98 262V263H97ZM115 262V263H114ZM160 262V263H159ZM182 262V263H181ZM205 262V263H204ZM210 262V263H209ZM228 262V263H227ZM51 263H49V264H51ZM109 263V264H110ZM212 263V264H213ZM216 263V262H215ZM214 263V264H215ZM232 263V264H233ZM106 264V263H105ZM125 264V263H124ZM153 264H155V262H153ZM200 264V263H199ZM223 264V263H222Z\"/></svg>",
	"mask_w": 264,
	"mask_h": 264
},
{
	"label": "bare ground",
	"instance_id": "6f19581e",
	"mask_svg": "<svg viewBox=\"0 0 264 264\" xmlns=\"http://www.w3.org/2000/svg\"><path fill=\"white\" fill-rule=\"evenodd\" d=\"M3 1H5V0H0V44H1L0 48L3 47V49H4V50L2 49L3 51L0 49V76H5V77H6V76H12V75L15 74L16 72H19V73H20V71H18L19 68H16V66H17L18 63L21 62L20 59H22V57H26V59H28V58H30L31 56H36V54L33 52L34 49H35V46H37V45H35V43H36V41L41 43V40L38 41L40 37H39V38H36V31H37V29H39V26H42V27H43V25H44V26H49V29L52 30L53 27H52L51 25H53L52 23L54 22V19L57 18V17L59 18L60 16H58V15L63 14L62 11H65V10H63V9L65 8V7H64V4H66L68 1H71V0H68V1H66V2H65V0H61V1L58 0V1H60V2H58L57 0H55V1H57L56 3H58V5L52 7L53 9H51V10L49 9V10H50L49 12H47V13H42V14L40 13V14H38V15H37V10L34 8V9L36 10L35 17H33V15H32L33 18H31V16H30V17H27V18H29L30 26L33 27V29H34V27H36V29H35L36 31H35V32H34L33 29L29 28L30 26H29L28 24H27V26H29V27H26V26L24 25V23H23V25H24L25 27L23 26V28H22L21 30H19V31H18L17 29H16L17 31H16V30H15V31L12 30V28L10 29L9 26H8V24H6L8 28L5 26V23H6L7 20H8V23H9V25H10L9 20L12 19V18H14V16L19 12L20 9H21V10L23 9V10H25V11L31 9V8H32V4L35 2V0H13L14 2L12 1V5H11L10 3H9V4H8V3H5V2L7 1V0H6L3 4H4V5L6 4V6H8V5H9V6H8L7 8H6V6H5V9H3V8H4V7H3L4 5H2V2H3ZM10 1H11V0H9V1H7V2H10ZM37 1H38V0H36V3H37ZM42 1H44V0H41V2H42ZM72 1H73V0H72ZM78 1H80V0H78ZM95 1H96V0H95ZM100 1H101V0H100ZM105 1H106V0H105ZM145 1H147V0H144V2H145ZM199 1H200V0H199ZM204 1H206V0H204ZM216 1H218V0H214V2H216ZM239 1L242 3L241 0H239ZM39 2H40V1H39ZM48 2H49V0H48ZM73 2H74V1H73ZM80 2H82V1H80ZM80 2H79V3H80ZM92 2H93V1H91V4H92ZM141 2H143V0H107V3L105 2V4H104V2H103V4H104L105 6H101V5L99 4L100 7H103V8H102L101 10L98 9L99 11H97V14H96V11H95V15H94V17H90V18L88 19V20H91V19L93 18V20H91L90 22L87 21V22H89V23L92 24V25L90 24V25H91L90 28H89L90 25L88 26L89 23H87V25H85V26H86L87 28H89V29H87V28L85 27L87 30L84 31L85 28L83 27V31H81V30H82V27H81V30H80L81 32H79L77 29L80 28V27H77V26H76V27H77L76 30L78 31V33H80L79 36H77V37L74 36V37L72 38V37H71L72 35H71V36H70L71 39L68 38V41H67V42H65V43L62 42V43H64V44L60 43L62 40L59 41L58 39H56V42H58V41H59V42H58V44L52 49L51 53H50V54L48 53L49 55H48L47 57H45V58H41V59H40V58H39L40 56L38 55V56H39V57H37L38 59H37V60H36L31 66L29 65L30 63L27 62V63H29V64H27V65H29L28 69H27V67H26V69H27V71H28V74L33 75V74L35 73L34 75L37 76L38 72H44V73L46 72V73H47L51 66L55 65L56 63H58L57 65H59V64L61 63V61H62L61 58H62V57H64V59L67 58L66 60L68 61V56H69V57H71V56L74 57L73 55L79 50V49H77V51H76V46H78V44H80V45H79V48L81 47L82 50H83L84 48H87V47H84V48H83L81 45H85V46H86V45L89 44V43H92V44H93V41L95 42V40H97L100 36H102V35L106 32L105 30H106L107 28H108V30H109V31L107 30L108 33H109V32H110V29H109L110 27L108 26V27L106 28L107 25H109V24H111V23H114V24L116 25V22H117V21H118L117 23H119V22L121 23V18H123V17L125 16V18H123V19L125 20V19H126V15H128V13H130L134 8L136 9V8H137L136 6L139 7V6L141 5L140 8H139V9H141L142 4H144V2H143V3H141ZM157 2L159 3L160 1H159V0H152V3H153L154 6H155V3L158 4ZM200 2H201V1H200ZM200 2H197V3H200ZM202 2H203V1H202ZM207 2L209 3V1H207ZM207 2H206V3H207ZM210 2L212 3L213 1L211 0ZM228 2H229V1H228ZM244 2H245V1L243 0V3H244ZM248 2H249V0H248ZM250 2H251V3L254 2V6H256V7L259 5L258 8L260 7L261 10H262V8H264V6L262 5V3L264 2V0H255V1H250ZM36 3H34L35 5H33V7L36 6ZM43 3H44V2H43ZM45 3H46V2H45ZM45 3H44V4H45ZM52 3H53V2H52ZM94 3H95V2H94ZM147 3H148V2H147ZM152 3H150V4H152ZM177 3H178V1H177ZM177 3H176V4H177ZM189 3H190V2H189ZM194 3H195V2H193V4H194ZM203 3H204V2H203ZM229 3H230V2H229ZM231 3H232V2H231ZM235 3H237V2L235 1ZM68 4H69V3H68ZM68 4H67V5H68ZM70 4H72V3H70ZM195 4H196V3H195ZM195 4H194V5H195ZM200 4H202V3H200ZM200 4H199V5H200ZM226 4H228V3H226ZM226 4H225V5H226ZM239 4H240V3H239ZM239 4L237 3L236 6H238ZM245 4H246V6L248 7L250 3L247 5V1H246ZM260 4H261L263 7H261ZM1 5H2V6H1ZM40 5H41V3H40ZM40 5H39V6H40ZM45 5H46V4H45ZM47 5H50V4H47ZM51 5H52V4H51ZM79 5H81V4H79ZM94 5H95V4H94ZM187 5H189V4H187ZM190 5H191V4H190ZM190 5H189V7H187V6H183V7H186V8L183 9V7H182V10L179 9L180 11L178 10V12L175 10V11L177 12V14L174 13L175 15H173V16H175V17H173V19H172L170 22H167L168 19H166L167 24L170 23V24L166 25V28H164V30L167 29V31H168V32H167V31H166V32L164 31L165 33H167V34L169 35V36H168V35L166 34L168 37H170L171 34L174 35L173 33H174L175 30L173 31V33H172V30H173V29H176L177 24L179 25V23H178L179 21H178V20L181 21L182 17H184V16H185V17H189V16H187L188 14L191 15V14H193V13H191V12H193L194 10L196 11V9H194V7H195L197 4H196L195 6L191 5V7H190ZM199 5H198V6H199ZM232 5H234V3H233ZM240 5H241V4H240ZM240 5H239V6H240ZM252 5H253V4H252ZM252 5H251V6H252ZM52 6H53V5H52ZM70 6H71V5H70ZM89 6H90V4H89ZM149 6H150V5H149ZM151 6H152V5H151ZM202 6H203V4H202ZM222 6H223V5H222ZM222 6H221V7H222ZM234 6H235V5H234ZM234 6H232V7H234ZM236 6L234 7L235 12L232 11V12L235 13L236 16L233 15L234 17H233V19H231V20H232L231 22H228L229 20H228V17H227V16H226V20H228V21H227L228 23L224 24L225 26L223 25L224 22H223L222 24H219V23H221L220 21L217 22V24H219V26H220V25H223V26H224V27H223V26H220V27H219V29L222 27L223 30H224V32H223L222 28H221V30H220L221 33L223 32L222 35H219V34H218V35H215L216 33L214 34V33L212 32V33L214 34V37L216 36L215 38H217V36H219V38L221 37L222 40H223V38H224V39H226V38L230 39L232 36H234V35L237 34V33H238V36H244L246 32H243L244 35L241 34L242 31H243V29L246 31V28H243V26H242V25L244 24L243 20L245 19V22H247V24H248L249 29H247V30H250V29H251V27H250L251 25L249 26L250 23H248V22H251V20H252V22H253V21L256 22L254 19H256V20H260L259 18L257 19V17H258V16L260 17V15H258V16L256 15V16H255V13L257 14L256 11H258V12L261 13V10L259 11L258 8H255V7L253 6V7L255 8L254 11L257 9L255 12H252V13H254V16H255L256 18L250 20L249 18H253V17H254V16L252 17L253 14H251L250 11H249V9L252 10V7L249 6L248 11H245V10H247V8H245L246 6H243L245 9H243V7H241L242 9H240V10H239V6H238V7H236ZM241 6H242V5H241ZM2 7H3V8H2ZM42 7H43V6H42ZM46 7H47V6H46ZM63 7H64V8H63ZM79 7H82V8H80V10H83V9L86 10V8H87L88 6H87L86 4L83 3V6H79ZM79 7H78V9H79ZM90 7H91V6H90ZM152 7H153V6H152ZM67 8H68V6H67ZM88 8H89V7H88ZM98 8H99V6H98ZM148 8H149V7H148ZM180 8H181V7H180ZM196 8H197V10H198V7H197V6H196ZM199 8H201V7L199 6ZM206 8H207V7H206ZM218 8H219V7H218ZM222 8H223V7H222ZM235 8H236V9H235ZM237 8H238V10L240 11V13H239V11H237L238 14H236V10H237ZM34 9L32 8V10H34ZM43 9H45V8L43 7ZM65 9H66V8H65ZM91 9H92V8H91ZM96 9H97V8H96ZM135 9H134V10H135ZM229 9L231 10V7H230ZM67 10H69V9H67ZM80 10L78 11V13L80 12ZM85 10H84V11H85ZM88 10H89V9H88ZM88 10H87V11H88ZM92 10H93V9H92ZM137 10H138V8H137ZM147 10H148V9H147ZM192 10H193V11H192ZM241 10H242V11L244 10V11L242 12ZM263 10H264V9H263ZM76 11H77V10H76ZM135 11H136V10H135ZM252 11H253V10H252ZM16 12H17V13H16ZM21 12H22V11H20L19 14H22ZM81 12H82V11H81ZM81 12L79 13V15H80V14H85L86 11H85L84 13H81ZM88 12H89V11H88ZM91 12H92V11H91ZM93 12H94V10H93ZM172 12H173V11H172ZM201 12H202V11H201ZM228 12H229V13H232V12H230V11H228ZM33 13H34V12H33ZM66 13H67V12H65L64 14H66ZM190 13H191V14H190ZM194 13H196V12H194ZM229 13L227 14L228 16L230 15ZM234 13H233V14H234ZM29 14H31V13H29ZM74 14H75V13H74ZM92 14H93V13H92ZM130 14H131V13H130ZM130 14H129L128 16H130ZM132 14H133V13H132ZM249 14H250V16L248 17ZM79 15L77 14L76 17L73 16V14H72V16H69V15H68V16H64V15H62V16H61L62 19L65 18L64 20H62L63 22L60 21V20H58V19H57L56 21H58V22H62V23L64 24L65 27H67V26H69V27L74 26V28H75V25H77V24H78L77 22H79V21H77V20H78L77 17H79ZM86 15H87V14H85V17H86ZM197 15H198V14H197ZM231 15H232V14H231ZM231 15H230V16H231ZM17 16H18V17H17ZM23 16H24V14H23ZM80 16H81V15H80ZM82 16H83V15H82ZM82 16H81V17H82ZM87 16H88V15H87ZM128 16H127V17H128ZM167 16H169V15H167ZM193 16H194V14H193ZM208 16H209V15H208ZM20 17H21V16H20ZM61 17H60V18H61ZM169 17H171V15H170ZM169 17H168V18H169ZM185 17H184L183 19H185ZM190 17H191V16H190ZM190 17H189V18H190ZM204 17H205V16H204ZM235 17H236V19L234 20ZM25 18H26V17H25ZM30 18H31V20H30ZM79 18H80V17H79ZM83 18H84V16H83ZM171 18H172V17H171ZM189 18H188V19H189ZM205 18H206V17H205ZM231 18H232V17H231ZM246 18H247V20H250V21H247ZM263 18H264V17H263ZM16 19H18V20H16ZM80 19H81V18H80ZM128 19H129V18H128ZM169 19H170V18H169ZM183 19H182V21H181L182 24H184V23H183ZM188 19H185V20H188ZM221 19H222V21H223V18H221ZM261 19H262V17H261ZM24 20H25V19H24ZM82 20H83V19H82ZM124 20L122 21V23L124 22ZM130 20H131V19H130ZM185 20H184V22H186ZM191 20H192V19H191ZM233 20H234V21H233ZM15 21H16L17 23H19V24L21 23L18 14L16 15ZM15 21H14V23H16ZM18 21H19V22H18ZM25 21H27V20H25ZM83 21H84V20H83ZM125 21H126V20H125ZM224 21H225V18H224ZM260 21H261V20H260ZM262 21H263V19H262ZM262 21H261V23H262ZM58 22H57V25L60 24V23H58ZM80 22H81V21H80ZM85 22H86V21H85ZM130 22H131V21H130ZM130 22H129V23H130ZM242 22H243V23H242ZM254 22H253V23H254ZM17 23H16V24H17ZM26 23H27V22H26ZM54 23H55V22H54ZM62 23H61V24H62ZM76 23H77V24H76ZM82 23H83V22H82ZM124 23H125V22H124ZM124 23H123V25H124ZM181 23H180V25H181ZM187 23H188V22H187ZM253 23H251V24L253 25ZM256 23H257V22H256ZM258 23H259V21H258ZM258 23H257V24H258ZM261 23H259L258 25H261ZM263 23H264V22H263ZM12 24H13V23H12ZM12 24H11V25H12ZM84 24H85V23H84ZM114 24H112V25H114ZM241 24H242V25H241ZM14 25H15V24H14ZM17 25H18V24H17ZM17 25H16V26H17ZM57 25H56V26H57ZM78 25H79V24H78ZM112 25H111V26H112ZM119 25H120V29L123 28V27H122V26H123L122 24H119ZM119 25H117V26H118V29H117V30H119ZM121 25H122V26H121ZM157 25H158V24H157ZM244 25H245V24H244ZM16 26H15V27L12 26V27L15 29ZM50 26H51V28H50ZM58 26H60V25H58ZM58 26H57L56 28H54V29H56V32H55V31H54V32H55L56 34H62V32L65 31V29H64L65 27L63 28V25L60 26V27H58ZM80 26H81V25H80ZM82 26H84V25L82 24ZM117 26H116V27H117ZM152 26H153V25H152ZM155 26H156V24H155ZM159 26H163V25H159ZM159 26H158V27H159ZM164 26H165V25H164ZM167 26H168V27H167ZM240 26H241V27H240ZM254 26H257V25L254 24ZM254 26H253V27H254ZM262 26H263V25H262ZM4 27H5V28H4ZM18 27H19V26H18ZM21 27H22V26H21ZM37 27H38V28H37ZM54 27H55V26H54ZM69 27H67L66 30H68ZM112 27H113V26H112ZM132 27H133V26H132ZM179 27H180V26H179ZM179 27H178V29H179ZM213 27H214L213 29H216V30L219 31V29H217V28H218L217 26H216L217 28L215 27V25H213ZM244 27H247V25H245ZM253 27H252V29L256 28V27H254V28H253ZM3 28H4V29H3ZM46 28L48 29V27H46ZM62 28H63L64 30L61 32ZM72 28H73V27H72ZM113 28H115V27H113ZM113 28H112V29H113ZM147 28H148V29H146L147 31L145 30L144 32H141V33H140V34L143 33V34L141 35V38H140V35H138L140 40H137L138 37H136V38H137L136 40H137L138 42L140 41V43H141V44H138V42H137L136 45H139V46H140V45H146V44L148 45L149 41H150V40L152 41V40L154 39V37H155V40H156V39H157V36H158L159 33L161 32L158 28H157V29H154L155 27H152V28H153V29H152V28H149V26H148ZM159 28H160V27H159ZM224 28H225V29H224ZM239 28H242L241 33H240V31H239V30H240ZM30 29H31V30H30ZM40 29H41V27H40ZM49 29H48V30H49ZM149 29H150V30H149ZM178 29H177V30H178ZM192 29H193V28H192ZM257 29H258V28H257ZM32 30H33V31H32ZM41 30H42V29H41ZM41 30H40V31H41ZM43 30H44V27H43ZM115 30H116V28H115ZM170 30H171V33L169 34ZM136 31H137V30H136ZM162 31H163V28H162ZM192 31H193V32H192V33L190 32V34H193L194 32H197L198 30H197V31L192 30ZM238 31H239V32H238ZM258 31H259V29H258ZM262 31H263V30H262ZM58 32H61V33H58ZM66 32H68V31H66ZM112 32H113V30H112L110 33H112ZM115 32H116V31H115ZM115 32H114V33H115ZM175 32H176V31H175ZM181 32H182V31H181ZM263 32H264V31H263ZM263 32H261V33H263ZM52 33H53V31H52ZM78 33L76 32L77 35H78ZM198 33H200V32L198 31ZM198 33H197V34H198ZM202 33L204 34V32H201V34H202ZM217 33H220V32H217ZM239 33H240L241 35H239ZM261 33H259V34L262 36L264 33H263V34H261ZM40 34H41V33H40ZM56 34H54L53 36H55ZM106 34H107V32H106ZM115 34H117V33H115ZM115 34H114V35H115ZM120 34H121V33H120ZM120 34H119V35H120ZM160 34H161V36H162V34L165 36V34L162 33V32H161ZM188 34H189V33H188ZM190 34H189V35H190ZM194 34H195V33H194ZM194 34H193V37H194ZM213 34H211V35L213 36ZM246 34H247V33H246ZM43 35H45V34H43ZM66 35H67V33H66ZM66 35H65V37H66ZM74 35H75V34H74ZM110 35L113 36V33L110 34ZM154 35H155V36H154ZM189 35H187V36H188L187 39H188V40L190 39V41H192V42L189 43V42L187 41V43H189V44L192 45V46H190L191 49H192V48H193V45H194V46H197V45H195V44H196V43L198 44V37H197V36H196L197 38L194 37L197 41L193 38L194 41H196V43H194L193 40H191L192 38H189V37H191L192 35H190V36H189ZM198 35H199V34H198ZM211 35H209V36H211ZM260 35H259V36H260ZM58 36H59V35H58ZM62 36H64V33H63ZM105 36H108V35H105V34H104L102 37L99 38V39L104 38V39L101 40V42L104 41V40L107 38V37H105ZM111 36H110V37H111ZM153 36H154V37H153ZM161 36L158 37V38L162 41V40H164V37L162 36V37H163V38H162ZM207 36H208V35H207ZM209 36H208V38H209ZM263 36H264V35H263ZM263 36H262V37H263ZM42 37H43V36H42ZM42 37H41V38H42ZM44 37H46V36H44ZM55 37H56V36H55ZM110 37H108V38L110 39ZM152 37H153V39H151ZM168 37H167V38H168ZM199 37H200V38H201V37L203 38V37H205V34H204L203 36L201 35V36H199ZM229 37H230V38H229ZM235 37H236V35H235ZM235 37H232V39H233V38H234V39L231 40V42H232V41H235V39H236ZM262 37H260V38L262 39ZM41 38H40V39H41ZM47 38H50V37H47ZM108 38H107V39H108ZM112 38H114V36H113ZM161 38H162V39H161ZM165 38H166V37H165ZM172 38H173V37H172ZM185 38H186V37H184V39H182L184 42L186 41ZM202 38H201V43H203L204 40H205V39L203 40ZM205 38H207V37H205ZM210 38H211V37H210ZM215 38L212 39V40H215ZM237 38H239V37H237ZM254 38H256V39H253V41H254V40H255V41L252 42V43L250 44V43L248 42V41H249L248 38H246V36L243 37V40H244L243 42H245L246 40H248V41H246V43H244V45L247 44V42L249 43V44H248V45H249L248 48L245 46V48H243V50H245V49L247 48V49H249L250 52H251V51H253V52L255 51V56H256V52H258L259 48H261V50L263 51L262 46L260 47L259 45H261V44L264 45V43H261V41H263L264 38H263L262 40H261V39H258V42H256V41H257V37H254ZM258 38H259V37H258ZM59 39H60V38H59ZM99 39H98V40H99ZM107 39H106V40H107ZM159 39H157V41H158ZM228 39H226V40H227V41H230V40H228ZM54 40H55V39H54ZM54 40H53L52 42H55ZM57 40H58V41H57ZM155 40H154V41H155ZM202 40H203V42H202ZM250 40H251V38H250ZM260 40H261V41H260ZM42 41H43V40H42ZM44 41H45V40H44ZM47 41H48V40H47ZM47 41H46V42H47ZM151 41H150V44H151ZM154 41H153V42H154ZM183 41H181V44H182L181 46L187 44L186 42L183 43ZM209 41H210V39L208 40V42H207V41H206V42H207L208 44H210L211 41H210V43H209ZM217 41H219V39H218ZM223 41H224V40H223ZM227 41H226V42H227ZM49 42H51V40H50ZM96 42H97V41H96ZM101 42L98 41L97 44H98V43H101ZM104 42H105V41H104ZM104 42H103V43H104ZM112 42H113V41H112ZM158 42H159V41H158ZM158 42H157V43H158ZM179 42H180V41H179ZM179 42H178L177 44H180ZM206 42H204V44H203L204 46H205V44H207ZM212 42H215V41H212ZM226 42H223L222 45L224 46V45L226 44ZM231 42H230V43H231ZM235 42H236V41H235ZM237 42H239V41H237ZM259 42H260L261 44H260ZM103 43H102V44H103ZM110 43H111V42H110ZM110 43H109V44H110ZM157 43L155 42V43H153V44H157ZM175 43H176V42H175ZM216 43H217V42H216ZM216 43H214V45H213V44H211V45H212V46H216L217 48L220 47V46L218 45V43H217L218 46L215 45ZM221 43H222V41H221ZM230 43L228 42L227 44H229V45L231 46L232 43H231V44H230ZM240 43H241V41H240ZM37 44H38V43H37ZM41 44H43V43H41ZM104 44H106V43H104ZM153 44H152V45H153ZM177 44H176V45H177ZM208 44H207V45H208ZM219 44H220V41H219ZM233 44H234V43H233ZM242 44H243V43H242ZM93 45L96 46V44H93ZM93 45H92V46H93ZM98 45L102 46L101 44H98ZM98 45H97V46H98ZM106 45H107V44H106ZM147 45H146V47H147ZM152 45H151V48H152ZM203 45L201 44V47H202ZM220 45H221V44H220ZM229 45H228V47H229ZM244 45H243V47H244ZM38 46H40V44H39ZM97 46H96V47H97ZM100 46H99V47H100ZM108 46H109V45H108ZM111 46H112V44H111ZM134 46H135V42H134V45H133V48H132V49H135V48H136V46H135V48H134ZM149 46H150V45H148V48H150ZM154 46H155V45H154ZM171 46H172V45H171ZM171 46H170L169 48H171ZM174 46H175V45H174ZM174 46H172V48H173ZM178 46H179V45H177V47H178ZM181 46H179L180 49L182 48ZM198 46H200V45H198ZM204 46H203V47H204ZM44 47H45V46H44ZM44 47H41V48H44ZM51 47H52V46H51ZM51 47H50V48H51ZM99 47H98V48H99ZM105 47H106V46H105ZM143 47H144V49H145V46H143ZM187 47H188V48H187V51H188V50H189V45H187ZM206 47H207V46H206ZM206 47H204V50H205ZM208 47H209V46H208ZM208 47H207V49H208ZM221 47H222V46H221ZM263 47H264V46H263ZM77 48H78V47H77ZM81 48H80L79 51H81ZM106 48H107V47H106ZM137 48H138V47H137ZM137 48H136V50H137ZM139 48H142V47H139ZM148 48H147V49H148ZM172 48H171V49H172ZM179 48H178V51H179L178 53H180V51L182 50V49L180 50ZM194 48H195V47H194ZM194 48H193V49H194ZM198 48H199V47H198ZM198 48L196 47V50H197ZM210 48H211V47H210ZM223 48L227 49L226 47H222L221 49H223ZM229 48H230V47H229ZM38 49H39V48H37L36 50L38 51ZM47 49H48V48H47ZM103 49H104V48H103ZM166 49H167V48H166ZM171 49H170V50H171ZM174 49H175L176 52H177V48L174 47L173 50H174ZM191 49H190V50H191ZM193 49H192V51H194ZM201 49H203V48H201ZM213 49H214V48H212L211 50H213ZM247 49H246V50H247ZM36 50H35V52H37ZM106 50H107V49H106ZM136 50H135V52L132 50V51L135 53V55L138 53V51L136 52ZM170 50H168V52L171 53L172 50H171V51H170ZM190 50H189V52H188L189 55H190V52H191ZM199 50H200V48H199ZM199 50H197V51H199ZM211 50H210V51H211ZM214 50H215V49H214ZM216 50H219V52H221V51L223 52V50H220V49H216ZM216 50H215V51H216ZM84 51H86V50L84 49V50L81 51V52H84ZM98 51H99V49H98ZM100 51H102V50L100 49ZM103 51H104V50H103ZM132 51H131V52H132ZM166 51H167V50H166ZM182 51L184 52L185 49H183ZM182 51H181V52H182ZM210 51H209V53H210ZM215 51H212V52L214 53ZM247 51H248V50H247ZM249 51L246 52V53H247V56H248V57H249V56L252 57L254 53L251 52L252 54L248 55V54L250 53ZM262 51H259L258 57H259V55H260V56H264V55H263V54H264V51H263V53H261ZM81 52H79V54H80ZM119 52H120V51H119ZM133 52H132V54H133ZM143 52H144V51H143ZM143 52H142V53H143ZM174 52H175V51H174ZM176 52L174 53L173 56H175V55L177 54ZM200 52H201L202 54L204 53V51L202 50V51H199V53H197V54H201ZM205 52H208V50L205 51ZM219 52H218V53H219ZM238 52H239V50H238ZM238 52L235 53V54H238ZM244 52H245V51H244ZM86 53H87V52H86ZM185 53H186V51L184 52V54H183V53H180V54H177V55L179 56V55L182 54V55H184L185 57L188 56V55H185ZM188 53H186V54H188ZM194 53H195V52H194ZM37 54H38V53H37ZM82 54H83V53H82ZM122 54H123V53H122ZM138 54L140 55V53H138ZM138 54H137V55H138ZM167 54H168V53H167ZM172 54H173V53H171V55H172ZM192 54H193V53H192ZM192 54H191V55H192ZM197 54L195 53V55H197ZM210 54H211V53H210ZM210 54H207V55L209 56ZM241 54H242V52H241ZM120 55H121V54H120ZM139 55H138V56H139ZM195 55H193L194 58H197ZM203 55H204V54H203ZM207 55H204V56H207ZM232 55H233V54H232ZM243 55H244V54H243ZM43 56H44V54H43ZM66 56H67V57H66ZM78 56H80V55H77V57H78ZM83 56H85V55H83ZM83 56H82V57H83ZM121 56H124V57H121L122 60L120 59V62H119V60H117V61L119 62V65H121V61H123V59H124V61H125V58H126L125 55H121ZM178 56H176V57L178 58ZM193 56H189V57H192V59H193ZM197 56H198V55H197ZM199 56H200V55H199ZM199 56H198V58H200ZM226 56H227V55H226ZM233 56H234V55H233ZM255 56H253V57H254L253 59H255V60L253 61V63H254L255 61H257V62H258V65H259V63H260V61H261L262 59H261V57H259V60H260V61H259V60H258V57L255 58ZM65 57H66V58H65ZM72 57H71V59H72ZM75 57H76V56H75ZM179 57H180V56H179ZM182 57H183V56H182ZM185 57H184V58H185ZM189 57H187V58H189ZM238 57H239V56H238ZM238 57H232V58H235V59H236V58H238ZM244 57H245V56L241 57L240 60H239V62L242 63V64H246V62H248V61H246V58H244ZM251 57L247 58V60H248V59L251 60ZM32 58H33V57H32ZM83 58H84V57H83ZM109 58H110V57H109ZM119 58H120V57H119ZM201 58L203 59L202 56H201ZM201 58H200V59H201ZM207 58H208V57H207ZM207 58H206V59H207ZM218 58H219V56H218ZM62 59H63V58H62ZM74 59H75V58H74ZM76 59H77V58H76ZM78 59H80V58H78ZM110 59H111V58H110ZM116 59H117V58H116ZM116 59L112 60V62H113V61L116 62ZM192 59H191V61H192ZM253 59H252V60H253ZM107 60H108V59H107ZM177 60H178V59H177ZM204 60H205V59H204ZM236 60H237V59H236ZM252 60H251V61H252ZM67 61H66V62H67ZM71 61H72V60H71ZM71 61L69 60V62H71ZM73 61H74V60H73ZM75 61H76V60H75ZM81 61H82V59H81ZM109 61H110V60H109ZM124 61H123L122 63H125ZM193 61H194V60H193ZM193 61H192V62H193ZM197 61H198V59H197ZM199 61H200V60H199ZM205 61H206V60H205ZM207 61H208V59H207ZM32 62H33V61H31V63H32ZM66 62H65V64H67ZM76 62H77V61H76ZM76 62H75V63H76ZM83 62H84V61H83ZM87 62H88V61H87ZM110 62H111V61H110ZM118 62H116V63H118ZM156 62H157V61H156ZM175 62H176V60H175ZM195 62H196V61H195ZM195 62H194V63H195ZM210 62H211V61H210ZM218 62H219V61H218ZM224 62H226V61L224 60ZM237 62H238V61H236V64H237ZM261 62H262V61H261ZM63 63H64V61H62V64H63ZM107 63H109V62H107ZM116 63H114V64L112 63V65L114 66ZM147 63H148V62H147ZM194 63H193V64H194ZM216 63H217V62H216ZM248 63H249V64L251 63V64L253 65V63L250 62V61H249ZM23 64H24V63H23ZM80 64H81V63H80ZM80 64H79V65H80ZM86 64H87V63H86ZM153 64H154V63H153ZM190 64H191V63H190ZM234 64H235V63H234ZM236 64H235V65H236ZM254 64H255V63H254ZM256 64H257V63H256ZM256 64H255L256 67H259V66H260V65L258 66V65H256ZM19 65L21 66V64H19ZM95 65H96V64H95ZM106 65H107V64H106ZM106 65H105V66H106ZM109 65H111V64L109 63ZM119 65H118V66H119ZM122 65H123V64H122ZM122 65H121V66H122ZM156 65H157V64H155V67H156ZM158 65H159V64H158ZM158 65H157V67H158V69H159V66H158ZM207 65H208V64H207ZM221 65H222V64H221ZM237 65H238V64H237ZM20 66H17V67H20ZM60 66H61V65H60ZM107 66H108V65H107ZM107 66H106V68L109 67V66H108V67H107ZM116 66H117V65H116ZM123 66H125V64H124ZM147 66H148V65H147ZM152 66L154 67V65H152ZM152 66H151V67L149 66V67H150V68H153ZM162 66L164 67L165 65H162ZM174 66H175V68H176L177 65H174ZM193 66H194V65H193ZM218 66H219V65H218ZM240 66H241V65H240ZM255 66H254V67H253V66H249V67H252V68H249L248 70L251 71L250 69H253V71H254V69L256 68ZM53 67H56V66H53ZM58 67H59V66H58ZM114 67H115V66H114ZM126 67H127V66H125V68H126ZM155 67H154V68H155ZM157 67H156V68H157ZM167 67H169V66H166V69H169V68H167ZM184 67H185V66H184ZM234 67H235V66H234ZM238 67H239V66H238ZM263 67H264V66H263ZM23 68H24V67H23ZM59 68H60V67H59ZM120 68L122 69L123 67H118L119 70H120ZM125 68H123V70H121V71H118L117 67H115V68H113L112 71H114V69H115V71H118V72L121 73V75H123L122 72L125 70ZM156 68H155V69H156ZM177 68H178V67H177ZM204 68H205V67H204ZM212 68H213V67H212ZM222 68H223V66H222ZM224 68H225V66H224ZM227 68H228V67H227ZM232 68H233V67H232ZM26 69H25V70H26ZM53 69H56V68H53ZM88 69H89V68H88ZM103 69H104V68H103ZM145 69H147V68H145ZM164 69H165V68H164ZM178 69H180V68H178ZM210 69H211V68H210ZM237 69H238V68H236L235 70H237ZM256 69H257V71H261V70H262V66H261L259 69H258V68H256ZM50 70H52V69H50ZM59 70H60V69H59ZM104 70H105V69H104ZM126 70H127V68H126ZM147 70H150V69L148 68ZM160 70H161V68H160ZM162 70H163V69H162ZM169 70H170V69H169ZM169 70H168V71H169ZM175 70H176V69H175ZM235 70H234V71H235ZM22 71H24V70H22ZM95 71H96V70H95ZM150 71H152V70H150ZM153 71H154V69H153ZM157 71H159V70H157ZM157 71L155 70L154 72L156 73V75L160 76V73H161V72H160V73L158 72V73H159V74H158ZM176 71H178V70H176ZM181 71H182V70H181ZM212 71H213V70H212ZM234 71H232V72H234ZM241 71H242V68L240 69V71L238 70V72L242 74L243 72H241ZM263 71H264V69H263ZM263 71H262V73H261V72H259V73L264 74ZM51 72H53V70H52ZM96 72H97V71H96ZM99 72H101V71H99ZM109 72H110V71H109ZM127 72H128V71H127ZM164 72H165V71H164ZM172 72H173V71L171 70L170 73H172ZM223 72H226V71L223 69ZM238 72L236 71V73H238ZM247 72H248V71H247ZM255 72H256V71H255ZM24 73L26 74V76L23 75ZM24 73L22 74L23 76L20 75V78H21L23 81H24L25 79H28L27 76H29V75H27L26 72H24ZM36 73H37V74H36ZM44 73H43V74H44ZM59 73H60V72H59ZM111 73H112V72H111ZM113 73H114V72H113ZM116 73H117V72H116ZM116 73H115V74H116ZM120 73L117 74L119 77H115V79H116V78H117V79L120 78ZM152 73H153V72H152ZM155 73H154V74H155ZM167 73H168V72H167ZM173 73H174V72H173ZM173 73H172V74H173ZM177 73L179 74L180 72H177ZM177 73L175 72V76L178 75ZM217 73H218V72H217ZM226 73H227V72H226ZM234 73H235V72H234ZM234 73H232L231 75L234 76ZM236 73H235V75H236ZM239 73H238V74H239ZM249 73H250V72H249ZM259 73H258V74H259ZM73 74H74V73H73ZM115 74H111V75L115 76ZM128 74H129V73H128ZM168 74H169V73H168ZM172 74H171V75H172ZM212 74H214V73H212ZM215 74H216V73H215ZM215 74H214V75H215ZM250 74H252V71H251ZM255 74H257V73L252 74L253 76H251V77H253V78H250V79L253 80L254 77H255ZM41 75H42V74H41ZM44 75H45V74H44ZM55 75H56V74H55ZM106 75H107V74H106ZM117 75H116V76H117ZM151 75H152V74H151ZM163 75H164V74H163ZM171 75H170V76H171ZM218 75H219V73H218ZM227 75H228V74H227ZM227 75H226V76L224 75V78L227 77ZM39 76H40V74H39ZM79 76H80V75H79ZM113 76H111L112 79H113ZM126 76H127V75H126ZM154 76H155V75H154ZM222 76H223V75H222ZM256 76H257V75H256ZM259 76H260V74H259L257 77H259ZM261 76H262V75H261ZM261 76H260V77H261ZM15 77H17V76H15ZM23 77H26V78H23ZM53 77H54V75H50V76L48 75L47 77L45 76V77H42V78H39V77H38V78H39V79L37 78V79H38V81H37L38 86H39V85H47V84H49L50 82L52 83V82L54 81V80L52 81ZM75 77H76V76H75ZM77 77H78V76H77ZM96 77H97V75H96ZM96 77H95V78H96ZM98 77H99V76H98ZM124 77H125V76H124ZM212 77H213V76H212ZM260 77H259V78H260ZM6 78H7V77H6ZM6 78H4V79H6ZM20 78H19V79H20ZM29 78H31V77H29ZM32 78H33V77H32ZM34 78H35V77H34ZM59 78H60V77H59ZM93 78H94V77H93ZM121 78H122V77H121ZM234 78H236V77H233V79H234ZM259 78H258V79L256 78V79H257L258 81H262V78H261V80H259ZM0 79H1V78H0ZM2 79H3V78H2ZM11 79H12V78H11ZM37 79H35V80H37ZM117 79H116V80H117ZM151 79H153L152 82L155 81V78H151ZM158 79H159V81H160V78H158ZM171 79H172V76H171V78H170V81H171ZM213 79H214V78H213ZM216 79H217V78H216ZM256 79H254V80H256ZM6 80H7V79H6ZM6 80H5V81H6ZM30 80H32V79H30ZM30 80H29V81H30ZM35 80H34V81H35ZM214 80H215V79H214ZM234 80H235V79H234ZM252 80H251V82H252ZM254 80H253V81H254ZM257 80H256V81H257ZM9 81H10V80L8 79V82H9ZM13 81H14V80H13ZM25 81H27V80H25ZM25 81H24V82H25ZM65 81H67V80H65ZM100 81H101V80H100ZM106 81H107V80H106ZM159 81H158V82H159ZM165 81H166L167 83H169L166 79H165ZM165 81H164V84L162 85V83H161L160 86H164V85H165ZM181 81H182V80H181ZM232 81H233V80H232ZM256 81H254V83H255ZM1 82H2V80H1ZM11 82H12V81H11ZM11 82H10V83H11ZM70 82H71V81H70ZM104 82H105V81H104ZM137 82H138V81H137ZM152 82H151V89H152V87H155V86H153L155 82H154V83H152ZM162 82H163V81H162ZM2 83H3V82H2ZM10 83H8L9 86H10ZM19 83H20V80H19ZM21 83H22V82H21ZM27 83H28V82H27ZM59 83H60V82H59ZM88 83H90V82H88ZM93 83H94V82H93ZM93 83H92V87L95 86ZM100 83H101V82H100ZM102 83H103V82H102ZM108 83H110V82H107L106 84L108 85ZM113 83H114V82H113ZM113 83H112V84H113ZM141 83H142V82H141ZM149 83H150V82H149ZM159 83H160V82H159ZM167 83H166V84H167ZM234 83H235V81H234ZM259 83H260V82H259ZM259 83H258V84H259ZM0 84H1V83H0ZM6 84H7V83H6ZM11 84H13V83H11ZM32 84H33V83H32ZM34 84H36V83H34ZM133 84H134V82H133ZM133 84H132V85H133ZM135 84L137 85V83H135ZM135 84H134V86H135ZM152 84H153V85H152ZM183 84H184V83H183ZM185 84H186V83H185ZM235 84H236V83H235ZM255 84H256V83H255ZM258 84H257V85H254V84H253L254 87L250 84V85L252 86V88H250V86H249L248 88H246L247 86H246V87L243 86V88L241 89L242 92L240 91V93L243 94L242 96H241V94H240L241 98H240V96H239V94H238L239 92H237L236 95L238 94L239 98H238V96H236V95H235V96L238 98V100H233L234 103H233V101H230V103H231V102H232V103H231V104L229 103L230 105L227 104V106L225 105L226 107H225V106H224V107H222V106H221V107L217 106L218 109L221 108L220 110H216V109H214V107H213V108H210L209 105H208V102H210L208 99H209V98L211 99V97H210L209 94H211V92H212L213 90H212L211 92H208L209 94L205 93L206 95L209 96V98H208V97L205 95V96L208 98V99H206V100H208V102H206V101L204 102V101H203V102H204V103H203V102L199 101V100H203L204 98H206V97H204V98L202 97L204 94H203L202 96H200V97H202L203 99H202V98H201V99H200V98H196L197 100L199 99L198 101L196 100L197 103L200 102L199 105H200L201 103H203V105H204L205 103H207L208 106H207L206 104L204 105V106L207 107L206 109H209V110H210V109H214V110H215V111L212 113L213 115H210V117H211V116L213 117V118L211 117L212 119H210V117L208 118V116H207V119L205 118L207 121H208V119L210 120V121H208V122L205 121L206 123H204V122H203L204 120L200 117L199 114H197V113H198L197 110H200V109H198V108L195 109V107L192 108V106L195 105L194 102H196V101H194L193 103H191L190 106H191L192 109H194V110L197 112V113H196V112L193 110L194 113H196V116L199 115V116H198L199 118H198V117H195V118H194L195 115H192L193 112H192V113L189 112V114H187V115H188V116H189V115H190V116L192 115V117H193L194 119H198L197 121H198L199 124H198L197 121H195L192 117H191V120L188 119V118H190V117H188V118L186 117V118H185L186 115H185L184 117H180L181 119L184 118V119H183L184 121H185L186 119H187L188 121H190V122L187 121V122L189 123V125H191V122H192V123H193V122H194V123H197L198 125L202 124V126H203V123L205 124V125L203 126V127H204L203 130H199V127H198V126H195L196 128H197V127H198V128H197V129H196V128H193L192 131H194V129H196V130H198V131L194 132L193 134H191L192 132H189L190 134L187 133L188 136L191 135L190 137L187 136L188 140H187L186 137L184 138V139L187 140V141H185V147H186L185 149L188 148V149H190L191 151H189V150L187 149V150H188V153H187V152L185 151L184 148L182 149V150L184 151V153L186 154L185 156H183V158L186 160V162L184 161L183 164H184V163L186 164L187 161H191V163H190V166H191V167L189 166V163L187 164L188 166H187V165H183V166H185L186 168L189 167V169H191V175H188V174H187L186 180H185V179H184L185 181L183 180L181 186L178 185V182H177V181L179 180V182H181L183 178L180 180V177L177 176V177H179V179H177V180H175L176 178L174 179V177H176L175 175H177V173L174 175V177H172V179L170 178L171 181L174 180V183L177 182V184L175 183L177 187L179 186V187H181V188L184 190V191H183L184 193L182 192L184 196H187V197H188V194H191L192 192L194 193L193 190H195V191H199L200 189H199L198 187L202 185L201 182L204 183V180H205V179H207V178L210 179V176H211V174H212L214 171L218 170V172H220L219 169H217V168H218L219 165L224 161V159H223L222 157H221V159H220V157H219V155H220L219 153H220V152H225V151H221V150H224V149H225V148L222 149L223 146L226 145V144L224 143V140H222L223 143L220 141V143L218 144V145H223V144H224L223 146H221L222 148L219 147V146L217 145L218 148H219V150H220V149H221V150H220V152H219V151H216V152H218V155H216V156H217L216 158H214V159L211 160V156H209L210 158H208V156H207L206 154H204V155H206L205 157L208 158V159H207V158H206V159L209 160L207 163L205 162L206 164L203 163V165L205 164L204 166L202 165L201 162H203L205 159L200 158V157H204V155L201 156V154H203V153H201V152H202V149H203V148H202V146H203V142H204V144H205V142H206V139H205V138H206L207 134L209 135V133L211 134L212 132H215V133H216L219 129H220V130L223 129V128H221L222 126L226 127V126H227L226 123H227L231 118L233 119V120L231 119L232 124L235 123L234 118L237 119V117H235V114H234V113L237 112L238 114H236V115H238V116H241V115H242V117L244 116L245 118H244V117H243V118L246 119V117H247L246 114H249L250 112L248 113V111H247V110H249V109L246 110L247 113L245 112V109H246L245 106H248L247 108H250L249 104L251 105V103L254 102V100H253L252 102H249V101H248L249 104L246 105V101H247L249 98L254 97V96H250V95H251L250 92H252V91L254 92L255 90H256L257 92L259 91V93H256V94H257V95L259 94L260 98L264 97V96H262V95L264 94V92H263V91H264V90H263V88H264V85H263V84H264V81L261 83L262 86H263V88L261 87V89H262L263 91L259 90L261 85H260V84L258 85ZM21 85H22V84H21ZM21 85H20V86H21ZM51 85H52V84H51ZM76 85H77V84H76ZM78 85H79V84H78ZM78 85H77V87H78ZM81 85H84L83 87H85L87 84L85 85V83H84V84L82 83ZM81 85H80V86H81ZM90 85H91V83H90ZM96 85H97V84H96ZM113 85H114V84H113ZM143 85H144V84H143ZM156 85H158V83H157ZM170 85H171V84H170ZM238 85H239V84H238ZM238 85H236V86L238 87ZM1 86H2V91H3L4 84H1L0 87H1ZM18 86H19V85H18ZM26 86H29V85H26ZM30 86H31V85H30ZM52 86H53V85H52ZM54 86H55V84H54ZM57 86H59V85H57ZM98 86H100V85L98 84ZM98 86H97V87H98ZM101 86H102V85H101ZM111 86H112V85H111ZM128 86H129V85H128ZM168 86H169V85H168ZM168 86L166 85V87H168ZM234 86H235V85H234ZM6 87H7V85H6ZM42 87H43V86H42ZM42 87L39 86L40 89H41ZM50 87H51V86H50ZM61 87H62V86H61ZM81 87H82V86H81ZM97 87H94V88H95V89H99V88H97ZM104 87H105V86H104ZM121 87H122V86H121ZM140 87H141V86H140ZM143 87H145V86H143ZM156 87H157V86H156ZM166 87H165V88H166ZM221 87H222V86H220V88H221ZM223 87H224V86H223ZM237 87H235V90L237 89ZM240 87H242V85H239V88H238L239 90H240ZM8 88H9V87H8ZM35 88H36V87H35ZM51 88H55V87H51ZM89 88H90V86H89ZM100 88H101V87H100ZM102 88H103V87H102ZM123 88H126V90H128L129 88L131 89V91L133 90V89H132L133 86H132V87H123ZM136 88H137V87H136ZM163 88H164V87H163ZM249 88H250V89H249ZM0 89H1V88H0ZM6 89H7V88H6ZM40 89H39V90H40ZM56 89H57V88H56ZM75 89H76V88H75ZM95 89H93V90H94L95 93H96V90H95ZM112 89H113V88H112ZM121 89H122V88H121ZM121 89H120V90H121ZM130 89H129L128 91H130ZM134 89H135V88H134ZM141 89H142V88H141ZM141 89H140V90H141ZM145 89H146V88H145ZM155 89H156V88H155ZM218 89H219V88L217 87V90H218ZM223 89H224V88H223ZM223 89H222V90H223ZM24 90H25V89H24ZM53 90H55V89H53ZM63 90H64V89H63ZM77 90H78V89H77ZM83 90H84V89H83ZM85 90L87 91V89H85ZM126 90H125V92H126ZM142 90H143V89H142ZM220 90H221V89H220ZM220 90H219V91H220ZM239 90H236V91H239ZM4 91H5V90H4ZM4 91H3V92H4ZM26 91H27V90H26ZM26 91H25V92H26ZM33 91H34V90H33ZM36 91H37V89H36ZM60 91H61V90H60ZM80 91H81V90H80ZM90 91H91V93L89 94V96L94 92V91L92 92L91 89H90ZM90 91L88 90L87 92L89 93ZM99 91H101V90H97V94L99 93ZM0 92H1V91H0ZM23 92H24V91H23ZM81 92H82V91H81ZM84 92H85V91H84ZM110 92H111V91H110ZM122 92H124V91H122ZM122 92L119 93V94L122 95ZM138 92H139V90H137V93H138ZM141 92H142V91H141ZM141 92H139V93H141ZM143 92H144V94H145L146 91L144 90ZM152 92H154V94L151 93L152 95H151L150 98H152V96H153V97L155 96V91H152ZM214 92H215V91H213L212 93H214ZM221 92H222V91H221ZM223 92H224V91H223ZM253 92H252V95H253ZM260 92H263L262 95H260ZM5 93H6V92H5ZM29 93H30V92H29ZM51 93H52V92H51ZM56 93H58V92H55V94H56ZM78 93L80 94V92H78ZM95 93H93V96H94V95L96 96ZM100 93H102V92H100ZM128 93H129V92H128ZM128 93H125V97L129 99V98H130L129 94H130L131 92H130L129 94H128ZM134 93H135V92H134ZM134 93H133V94H134ZM147 93H148V91L146 92V94H147ZM156 93H159V91H157ZM178 93H179V92H178ZM219 93H220V92H219ZM219 93H217L218 96H219ZM84 94H85V93H84ZM104 94H105V93H104ZM135 94H136V93H135ZM148 94H149V93H148ZM179 94H180V93H179ZM256 94H255V97H257ZM9 95H10V94H9ZM11 95H12V94H11ZM11 95H10V97H11ZM14 95H15V94H14ZM29 95H30V94H29ZM39 95H40V92H39ZM51 95H52V94H51ZM72 95L75 96V93L73 92ZM86 95H88V94H86ZM115 95H116V94H115ZM117 95H118V94H117ZM126 95H127V96H126ZM130 95H131V94H130ZM140 95H141V94H140ZM173 95H174V93H173ZM175 95H176V94H175ZM187 95H188V94H187ZM191 95H192V94H191ZM212 95H213V94H212ZM212 95H211V96H212ZM221 95H222V93H221ZM3 96H4V95H3ZM3 96H2V97H3ZM7 96H8V95H7ZM40 96H41V95H40ZM48 96H50V95H48ZM77 96H78V95H77ZM77 96H75V97H76V98H75L76 100H78V99H77ZM93 96H90V97H93ZM101 96H102V95H101ZM113 96H114V95H113ZM118 96H120V95H118ZM214 96H215V95H214ZM218 96L216 95L215 97L218 98ZM222 96H223V95H222ZM222 96H221V98L219 97V102H221L220 99L223 98ZM259 96H258V98H259ZM8 97H9V96H8ZM12 97H13V99H12ZM12 97H11L10 99H7V101H9V102L12 101V102H14V101H15L14 98H15V97H19V95H17V96H13V95H12ZM115 97H116V96H115ZM115 97H114L113 99H115ZM137 97H138V95H137ZM236 97H235V98H236ZM255 97H254V99H257V98H255ZM4 98H5V97H4ZM38 98H39V97H38ZM45 98H46V97H45ZM51 98H52V97H51ZM70 98H71V97H70ZM106 98H107V97H106ZM109 98L112 99V96H111V97H108V99H109ZM118 98H119V97H117V99H118ZM126 98H125L124 101H127ZM156 98H157V97H156ZM212 98L215 99L213 96H212ZM217 98H216V101H218ZM235 98L233 97V99H235ZM260 98H259V99H260ZM0 99H1V98H0ZM71 99H72V98H71ZM71 99H70V100H71ZM79 99H80V101L82 102L81 98H79ZM83 99H84V98H83ZM90 99H91V98H90ZM121 99L123 100V99H124V96H122L121 98H119V100H121ZM2 100H3V98H2ZM13 100H14V101H13ZM54 100H55V99H54ZM57 100H58V99H57ZM64 100H66V99H64ZM64 100H63L62 102H61V101H60V102L63 103ZM73 100H74V98H73ZM84 100H85V99H84ZM109 100H110V99H109ZM119 100H117V101H119ZM122 100H121L120 102H122ZM204 100H205V99H204ZM250 100H252V99H250ZM257 100H258V99H257ZM260 100L262 101V100H264V99L262 98V99H260ZM5 101H6V100H5ZM39 101H40V100H39ZM74 101H75V100H74ZM74 101H73V102H74ZM91 101H92V100H91ZM91 101H90V102H91ZM114 101H116V99H115ZM261 101H260V103H262ZM60 102H59V103H60ZM65 102H68V103H69V101H65ZM65 102H64V103H65ZM70 102H71V101H70ZM73 102H72V103H73ZM112 102H113V100H112ZM112 102L110 101V103H112ZM213 102H214V105H215L216 102H215V101H213ZM213 102L211 101L212 105H211V103H209L210 106H213ZM219 102H218V103H219ZM1 103H3V101H2ZM27 103H28V102H27ZM27 103L25 104V102H24L23 105L18 106L17 108L15 107L14 109H11L12 111H10V113H8V114L5 113V114H7L6 117H3V116H4V112H3V114L1 113L2 115L0 114V132H1V131H4V132L7 133L8 130L6 131V128H7V127H10V125H12V122L14 123V125L16 124V122L18 123L19 120H20V117L26 115L25 117L27 118V114H28V113H29V114H28V115H29L28 117H30V112H33L31 109H33V108H35V107H33V104H32V106H31L30 103H29V104H30V106H29V105H27ZM59 103H58V104H59ZM68 103H66V104L68 105ZM72 103H70V104H72ZM76 103H77V102L75 101L74 104H76ZM78 103H79V102H78ZM78 103H77V104H78ZM97 103H98V102H97ZM103 103H104V102L102 101V106H104V105L106 104V103H105V104H103ZM107 103H109V102H107ZM110 103H109V104H110ZM117 103H118V102H117ZM117 103H116V105H121V103H120V104H117ZM122 103H123V102H122ZM218 103H217V104H218ZM244 103H245V106H244ZM255 103H258V105H260L259 101H255ZM255 103H254V105L256 106L257 104H255ZM3 104H4V103H3ZM56 104H57V103H55V105H56ZM58 104H57V105H58ZM70 104H69V105H70ZM74 104H73V105H74ZM87 104H89V102H88ZM91 104H92V103H91ZM94 104H95V103H94ZM100 104H101V103H100ZM124 104H125V103H124ZM124 104H123V106L126 108V106H125ZM192 104H194V105H192ZM217 104H216V105H217ZM242 104H243V107H242ZM41 105H42V104H41ZM57 105H56V106H57ZM96 105H98V104H95V106H96ZM106 105L109 106V107L112 106L111 104H110V105L106 104ZM113 105H115V103H114ZM197 105H198V104H197ZM197 105H195V106L198 107ZM240 105H241V106H240ZM258 105H257V106H258ZM37 106H38V105H37ZM56 106H54V107H56ZM59 106H61V108H62L63 104H60ZM79 106H80V105H79ZM81 106H82V105H81ZM91 106H92V105H90L89 108H91ZM93 106H94V105H93ZM93 106H92V107H93ZM102 106L99 105V106H97V107H100L101 110H104V109H102V108H103ZM107 106L104 107V108H107ZM187 106L189 107V109H191L189 105H187ZM187 106H186V108H187ZM204 106H203V107H204ZM257 106H256V107H257ZM260 106H261V107L263 106V108H264V102H263V105L261 104ZM260 106H258L257 108L260 109ZM45 107H46V106H45ZM74 107H76V106H74ZM77 107H78V106H77ZM97 107H95V108L97 109V111H100V110H99L100 108H97ZM112 107H113V106H112ZM112 107H111V110L113 109ZM114 107H115V106H114ZM116 107H118V110H120L119 107H121V106H116ZM201 107H202V106L200 105V108H201ZM208 107H209V108H208ZM241 107H242V108L245 107V109H243V111H241V112H245L244 115H243V113H241V115L239 114V113H240V110H239V109H240ZM251 107H253V104H252ZM49 108H50V107H49ZM57 108H58V107H57ZM57 108H56V109H57ZM61 108H60V109H61ZM95 108H94V109H95ZM125 108H124V109H125ZM186 108H185V110H186ZM204 108H205V107H204ZM215 108H216V106H215ZM242 108H241V109H242ZM263 108H262V109H263ZM53 109L55 110V112L57 111L55 108H53ZM53 109H52V110H53ZM60 109H59V110H60ZM91 109H92V108H91ZM94 109H93V110H89V111H90L89 113H92V112L94 111ZM96 109H95V111H96ZM109 109H110V108H109ZM109 109H108V110H109ZM114 109H115V108H114ZM116 109H117V108H116ZM121 109H122V112H123V111H124V110H123V107H122ZM189 109H188V110H189ZM192 109H191V110H192ZM250 109H253V108H250ZM33 110H34V109H33ZM39 110H40V109H39ZM52 110H51V113H52ZM54 110H53V114H52V115L50 114L51 116H54V115H55V114H54V113H55ZM59 110H58V111H59ZM86 110H88V109L83 110V114H79L80 112H78V115H74V114H75V111H74V114L72 113L73 116H70V115L67 114V113H69V111L66 113V110H65V107H64L63 112H64V114H67L68 116H66L65 119H64L63 116H62V115H64V114H62V113H61V110H60V113L62 114V115H61L62 117H61V116H59L60 118L57 117V118H58L57 120L62 119L61 123H63L64 126H62L61 124H60V125H57V126H61V127L67 128V127L70 126V125H71L70 127H74V124H75L76 127H77V130H78V128H79V130L82 129V128H84V127H78V126H77V123L82 122L83 119H85V116H86V114L88 113ZM108 110H106V111H108ZM183 110H184V109H183ZM185 110H184V112H186ZM238 110H239V112H238ZM255 110H258V109H256V108L254 107V111H255ZM5 111H6V110H5ZM58 111H57V112H58ZM70 111H71V110H70ZM78 111H79V110H78ZM91 111H92V112H91ZM113 111H114V110H113ZM120 111H121V110H120ZM125 111H126V110H125ZM200 111H201V110H200ZM211 111H213V110H211ZM249 111H250V110H249ZM258 111H259V110H258ZM258 111H255V112L258 114ZM34 112H35V111H34ZM81 112H82V111H81ZM85 112H86V114H84ZM101 112H103V111H101ZM109 112L111 113L110 110H109L108 112H106V113H109ZM114 112H115V111H114ZM184 112H183V113H184ZM260 112H261V109H260ZM89 113H88L87 115L90 117L91 115H90ZM120 113H121V112H120ZM186 113H188V112H186ZM190 113H191V114H190ZM199 113H200V112H199ZM256 113L254 114V112H252V114L255 115V116H251V117L254 118V120H253V118H250V117H249V118L251 119V122H250V124H251V127H250L251 130H252V126H253L254 123H255V122H254L255 119H256V118H257V119L259 118V117H257V114H256ZM70 114H71V112H70ZM93 114H94V116H95V114H101V113H98V112H97V113H93ZM103 114H104V115H101V117L103 116L102 118H101L100 116H98V115H96V118H99V117H100L101 119L104 118V121H106V119H109V120H110V119H111V115H112V118H113V113H111L110 118H109L107 115H106V116H107L106 118L104 117V116H105V111H104ZM116 114H117V113H116ZM125 114H126V113H125ZM261 114H263V115H260V114H258V115H260V116L263 118L264 113H261ZM31 115H33V114L31 113ZM34 115H35V114H34ZM57 115H60V114L57 113ZM108 115H109V114H108ZM121 115H122V113H121ZM245 115H246V116H245ZM36 116H37V115H36ZM38 116H39V115H38ZM42 116H43V115H42ZM44 116H45V115H44ZM64 116H65V115H64ZM92 116H93V115H92ZM92 116H91V118H92ZM94 116H93V119H94ZM114 116H115V115H114ZM119 116H120V115H119ZM122 116H123V115H122ZM127 116H128V115H127ZM127 116H126V119H127ZM232 116H233L234 118H233ZM248 116H249V115H248ZM1 117H3V119H1ZM45 117H46V116H45ZM55 117H56V116H55ZM89 117L86 116V118H89ZM116 117H117V116H116ZM116 117H114V118H116ZM255 117H256V118H255ZM31 118H32V117H31ZM33 118H34V117H33ZM46 118H47V117H46ZM49 118H50V117H49ZM96 118H95V120H96V125L94 124V126H95V127H98L99 130H100V129H101V127H100L101 124L98 123V124H100V126L97 124L98 121H97ZM119 118H120V117H119ZM119 118H118V119H119ZM121 118H122V117H121ZM243 118H242V119L240 118L241 121L243 120ZM262 118L258 119V121L261 120ZM17 119H18V121H15V120H17ZM23 119H24V118H23ZM27 119H28V118H27ZM37 119H38V118H37ZM63 119H64V121H63ZM238 119H239V118H238ZM238 119L236 120V122H237V121H240V119H239V120H238ZM21 120H22V118H21ZM21 120H20V121H21ZM91 120H92V119H91ZM109 120H108V121H109ZM111 120H112V119H111ZM121 120H122V119H121ZM179 120H180V119H179ZM179 120H177V121H179ZM183 120H180V121H182V123H183ZM192 120H193V121H192ZM200 120H203L202 123H200ZM14 121H15V122H14ZM44 121H45V120H44ZM99 121H100V119H99ZM114 121H115V120H114ZM123 121H124V120H123ZM172 121H174L173 124H175V121H176V120H172ZM172 121H171V122H172ZM177 121H176V124H175L176 126H177ZM180 121L178 122V124H180L181 126L178 125L177 128H176V126H173V124H172L173 127H171L170 125H168V123H167V126H166V124H165V126H166L167 128H168L169 126L172 128V129H169V128H168V130H166L167 128L163 126L164 128H166V129H165L166 131L163 130L164 128L162 129L161 126L159 125V126H160L159 132H160V130L162 129L163 136L161 135L162 133H160V135H161L163 138H161L160 136H157V137H159V138H157V140H158V144H161V145H162V143H161L162 141H163V143L165 144L164 146H166L168 143L173 144V143H171V142H172L171 140L176 139V137L179 135L178 133H174V134H178L177 136L174 135V134H173V131H175V128L178 130L179 127H180V128L182 127V124L180 123ZM241 121H240V122H241ZM249 121H250V120H249ZM249 121H247V123H248ZM258 121H256V122L259 124L260 121H259V122H258ZM262 121H263V119H262ZM262 121H261V123H262ZM32 122H34V121L32 120ZM41 122H43V121H41ZM41 122H40V123H41ZM93 122H94V121H93ZM100 122H101V121H100ZM102 122H103V120H102ZM109 122L111 123V122H113V121H109ZM109 122L106 121L105 124H104V123H102V124L104 125V127H105V125H107V123H108V125L110 126L111 124H109ZM124 122L126 123L127 128H129L128 124L131 125L130 122H128V123H127V121H124ZM131 122H132V121H131ZM171 122H170V124H171ZM185 122H186V121H185ZM187 122H186V124H185V123H184V124L187 125ZM231 122H230V123H231ZM240 122H239V123H240ZM245 122H246V120H244V123H245ZM263 122H264V121H263ZM30 123H31V122H30ZM43 123H44V122H43ZM84 123H85V122H83V123L81 124V126H84V125H85ZM88 123H89V122H88ZM90 123H91V122H90ZM90 123H89V124H86V125H88V127H89L90 125H92V124H90ZM120 123L124 124L123 122H120ZM241 123H243V122H241ZM247 123H245V124H247ZM252 123H253V125H252ZM23 124H24V123H23ZM36 124H39V123H36ZM44 124H45V123H44ZM122 124L119 125V126H120V127L123 126ZM235 124H236V123H235ZM245 124H244V125H245ZM250 124H248V125H250ZM16 125H17V124H16ZM50 125H51V124H50ZM55 125H56V123H55ZM72 125H73V126H72ZM97 125H98V126H97ZM103 125H102V127H103ZM108 125H107V128H108V129H107L106 127H105V129H103V128H104V127H103V128L100 130V131H101L100 134L103 133L104 130H106V129H107L106 131H107L108 133H110V135L107 134L108 136H106V137H108V138L105 137L106 140L101 139V142H102V140H103L104 143H106L105 141H107L109 138H110V140H112L111 137L113 136V132H114V131H113L114 129L112 128V130H110V129H111V126H110V128H109ZM132 125H133V124H132ZM189 125H188V126H189ZM195 125H196V124H195ZM225 125H226V126H225ZM240 125H241L242 127H240ZM240 125H239V126H238V125H235V126H233V127H234L235 129H239V130H241V129L244 127V125H242V124H240ZM248 125H247V126H248ZM23 126H24V125H23ZM30 126H32V127L34 126L35 129H36V127H37L34 123H33V125L30 124ZM65 126H67V127H65ZM94 126H93L94 129H92V130H95V127H94ZM193 126H194V125H193ZM237 126H238V127H237ZM245 126H246V125H245ZM254 126H255V125H254ZM256 126L258 127V125H256ZM256 126H255V128H256ZM259 126L263 129V127H262L263 124H262V126H261V124H259ZM12 127H14V126L12 125ZM17 127H18V126H17ZM17 127H16V128H17ZM25 127H26V125H25ZM34 127H33V130H35ZM61 127H60V128H61ZM76 127H74V129H73L75 133H76V131H75V130H76ZM88 127H87V128H88ZM90 127H91V126H90ZM115 127H116V126H115ZM123 127H125V126H123ZM132 127H133V126H132ZM132 127L130 126V128H132ZM150 127H151V126H150ZM174 127H175V128H174ZM183 127H184V125H183ZM183 127H182V128H183ZM239 127H240V128H239ZM30 128H31V127H30ZM38 128L40 129V127H38ZM38 128H37V129H38ZM53 128H56L57 130H60L59 127L57 128V127L54 126V125H53ZM53 128H52V129H53ZM98 128H97V129H98ZM117 128H118V127H117ZM117 128H116L115 130H118V129H119V128H118V129H117ZM134 128H135V127H134ZM134 128H133V129H134ZM152 128H153V127H152ZM173 128H174V129H173ZM182 128H181V130H182ZM188 128H190V126H189V127L186 126V129H188ZM248 128H249V127H248ZM7 129H9V128H7ZM97 129H96V131H97ZM120 129H121L120 132H122V129H124V128H120ZM133 129H129V130H133ZM201 129H202V127H201ZM235 129H233V130H235ZM258 129H259V128H258ZM10 130H11V129H10ZM24 130H25V129H24ZM30 130H31V129H30ZM42 130H43V129H42ZM47 130H48V129L43 130V132H44L46 135H47V133H48V135L50 136L51 139H52V137H53V138L56 137V136H55V135H56L55 133H57V132H56L57 130L55 131V130H51V129L49 128V130H51V131L46 133L45 131H47ZM62 130H63V129H62ZM62 130H60L61 133L58 132L57 134H63V133H64L63 135H61V136H64V137H65V135H66L68 132L71 133L70 130L73 131L71 128H70V129L67 128V131H66L67 133H65V131H64V130H66V129H64L63 132H62ZM68 130H69V131H68ZM87 130H88V129H87ZM87 130H85L83 133H84V134L87 133V132H86ZM89 130H90V129H89ZM89 130H88V131H89ZM102 130H103V131H102ZM124 130H125V129H124ZM129 130H128V131H129ZM181 130L179 129V131H181ZM183 130H184V129H183ZM223 130H225V129H223ZM223 130H221V131H223ZM244 130H245V129H243V131H244ZM251 130H249V131L252 132V133H254L255 135L257 134V132H261V131L264 132V130L259 131V130L256 129L255 131H257V132H254V130H253V131H251ZM14 131H15V130H14ZM27 131H28V130H27ZM112 131H113V132H112ZM126 131H127V130H125V132H126ZM143 131H144V130H143ZM143 131H142V132H143ZM186 131H191V129H190V130H186ZM221 131H220V133H222ZM236 131H237V130H236ZM246 131H247V130H246ZM249 131H248V132H249ZM4 132H3V133H4ZM28 132H31V131H28ZM39 132H41V131H39ZM74 132H73V134H74ZM90 132H91V131H90ZM92 132H93V131H92ZM92 132H91V133H92ZM111 132H112V136H111ZM117 132H118V131H117ZM120 132H118V133H120ZM129 132H130V131H129ZM129 132H127V133H129ZM156 132H158V131L156 130ZM159 132H158L156 135H159ZM175 132H176V131H175ZM184 132H185V131H184ZM184 132H183V133H184ZM241 132H242V131H241ZM248 132H247V134H248ZM3 133H1V134H2V135H5V134H6V133H4V134H3ZM17 133H18V135H19V132H17ZM69 133H68V134H69ZM91 133H90V134H91ZM94 133L98 134L97 132H94ZM118 133L114 132V134H117V135H114V137L116 136L115 138H116L117 140H112V141H117L116 143H118V140H120V142H122L121 139H118V137H119V134H118ZM127 133H126V134H127ZM130 133H131V132H130ZM179 133H180V132H179ZM183 133H182V134H183ZM215 133H214V134H215ZM233 133H234V135H236L235 132H233ZM238 133H239V132H238ZM238 133H237V134H238ZM252 133H249V134H251V136H254V134L252 135ZM21 134H22V133H21ZM33 134H34V133H33ZM33 134H32V135H33ZM40 134L42 135V133H40ZM68 134H67V135H68ZM79 134H81V133H79ZM79 134H78V136H79ZM88 134H89V132H88ZM92 134H93V133H92ZM152 134H153V133H152ZM214 134L212 133L211 135L214 136ZM217 134H218V132H217ZM244 134H245V133H244ZM249 134H248V136H249ZM258 134H259V133H258ZM260 134H261V133H260ZM260 134H259V135H260ZM7 135H8V134H7ZM18 135H16V137H17ZM35 135H36V134H35ZM81 135H82V134H81ZM81 135H80V136H81ZM86 135H87V134H86ZM103 135H104V134H103ZM103 135H102V136H103ZM123 135H124L123 137H125V133H124ZM185 135H186V134H185ZM211 135H210V136H211ZM238 135H239V134H238ZM238 135H236V136H238ZM240 135H243V134L240 133ZM245 135H246V134H245ZM245 135H244V136H245ZM27 136H28V134H27ZM30 136H31V134H30ZM49 136H48V137H49ZM57 136L59 137L60 135H57ZM71 136H72V133H71ZM90 136H92V135H90ZM93 136H95V135L93 134ZM93 136H92V138H93ZM109 136H111V137H109ZM117 136H118V137H117ZM151 136H152V135H151ZM173 136H176V137L173 138ZM210 136H207V137H210ZM236 136H235V140H234V141H236V143H238L240 137L238 136L239 138L236 140V138H237ZM3 137H4V136H3ZM18 137H19V136H18ZM31 137H32V136H31ZM41 137L44 138V142H45L44 144L42 143V145H43V146H44V145H49L48 143L50 142L51 139L49 138L50 140H49V142L46 144L48 137H47V136H46V137L41 136ZM58 137H57V138H58ZM68 137H69V135H68ZM96 137H97V135H96ZM98 137H99V135H98ZM103 137H104V136H103ZM103 137H102V138H103ZM120 137H121V136H120ZM120 137H119V138H120ZM211 137H212V136H211ZM223 137H224V136H223ZM223 137H222V138H223ZM242 137H243V136H242ZM242 137H241V138H242ZM0 138H1V136H0ZM25 138H26V137H25ZM28 138H30V137H28ZM28 138H27V140L25 139L26 141H24V140H22V139L20 138L22 141L20 140L19 142H22V143H19V144L24 145V146H23L24 149H25L27 146H32V144L34 143V140H37V139H34V135H33V140H32V139H29V140H28ZM38 138H40V137H38ZM42 138H41V139H42ZM45 138H47L46 141H45ZM57 138H55V141L57 140ZM62 138H63V137H61V138H59V139H62ZM72 138H73V136H72ZM76 138H79V137H77V135H76ZM83 138H84V137H83ZM88 138H89V135H88ZM100 138H101V135H100ZM112 138H113V137H112ZM121 138H122V137H121ZM160 138H161L162 140H161ZM177 138H179V137H177ZM222 138H221V139H222ZM224 138H227V137H224ZM224 138H223V139H224ZM230 138H231V137H229V138H227V139L230 140ZM245 138H247V137L245 136ZM248 138H249V137H248ZM248 138H247V139H248ZM251 138H252V137H251ZM251 138H250V139H251ZM253 138H255V137H253ZM41 139H40V140H41ZM59 139H58V140H59ZM65 139H67V138H65ZM90 139H91V138H90ZM90 139H89V140H90ZM94 139H95V137L93 138V140H94ZM97 139H98V138H97ZM123 139H124V138H122V140H123ZM150 139H151V138H150ZM159 139L161 140L160 143H159ZM180 139H182L183 142H184V139H183V138H180ZM204 139H205V141H204ZM210 139H211V138H210ZM227 139H225V140H227ZM16 140H17V139H16ZM16 140H14V141H16ZM52 140H54V139H52ZM52 140H51V143H50L51 145H52V142H54V141H52ZM75 140H76V139H75V135H74V141H73V140H72V141H71V140H68V142L70 143V141H71V142H74V143H75ZM79 140H80V139H79ZM79 140L77 139L76 141L78 142ZM81 140H82V137H81ZM91 140H92V139H91ZM91 140H90V141H91ZM153 140H154V139H153ZM155 140H156V139H155ZM155 140H154V142H155ZM244 140H245V139H244ZM41 141H43V140H41ZM59 141H63V139H62V140H59ZM64 141H65V140H64ZM112 141H111V143L114 144ZM131 141H132V140H131ZM174 141H176V140H174ZM231 141H233V140H230V142H231ZM234 141H233V142H234ZM237 141H238V142H237ZM240 141H241V140H240ZM246 141H247V140H246ZM36 142H37V146H38V143H39V145H40V142H39L38 140H37ZM56 142H57V141H56ZM56 142H54V143L56 144ZM82 142H83V140H82ZM101 142H100L99 145H97V147H98V148H96L97 150H98V149L100 150L99 146H101V147L103 146V147H104V144L101 143ZM108 142H110V141L108 140ZM124 142H125V139H124ZM151 142L153 143V141H151ZM209 142H210V140H209ZM209 142L207 143L208 145H209ZM227 142H228V141H227ZM233 142H231V143L234 144L235 142H234V143H233ZM244 142H245V141H243V139H242V142H240V145H241V143H242V145H243ZM262 142H263V141H262ZM14 143H15V142H13V144H14ZM54 143H53V144H54ZM58 143H59V142H58ZM66 143H67V142H66ZM69 143H68V144H69ZM78 143H80L79 146H81V142L79 141ZM78 143H76V144L78 145ZM111 143H110V144H111ZM122 143H123V142H122ZM122 143H120V144H122ZM133 143H134V142H133ZM174 143L176 144V142H174ZM246 143H248V141H247ZM258 143H259V142H258ZM17 144H18V143H17ZM17 144H14V146H16V148H14V149L9 148L11 151H10V150H7L8 148L6 149V152L9 151V156H10L9 158L11 159V160H10L11 163L9 162V160H5L4 166H6V162L8 161L6 167H8V163H10L9 168H10L11 170H13V168L11 167V164H12V158H13V157L15 158V156H16L15 160H17V158L22 154V153L17 152V148H19V146H20V145H18V147H17ZM34 144H35V143H34ZM55 144H54V145H55ZM101 144H103V145H101ZM110 144H108V145L105 144V147H107V146L109 147ZM112 144H111V147L113 146ZM120 144H119V145H120ZM149 144H150V140H149ZM149 144H148V147H150ZM154 144H155V143H154ZM154 144H152V145L155 146ZM170 144H168V145H170ZM175 144H174V145H175ZM179 144H181V143L179 142ZM248 144H249V143H248ZM22 145L20 146L21 148H23ZM26 145H27V146H26ZM42 145H41V146H42ZM71 145H72V144H71ZM71 145H70V146H71ZM73 145H74V147L76 146L75 144H73ZM73 145L71 146L72 148H74ZM94 145H95V144H94ZM119 145H118V146H119ZM146 145H147V144H146ZM182 145H184V144L182 143ZM205 145H206V144H205ZM205 145H204V147H205ZM235 145H236V144H235ZM244 145H245V144H244ZM244 145H243V146H244ZM246 145H247V144H246ZM246 145L244 146L245 149H246V147L248 146V145H247V146H246ZM10 146H11V145H10ZM25 146H26V147H25ZM35 146H36V145H33V146H32V147L36 148L35 150H37V148H39V149L42 148V150H43V146H42V147H39V146H38V147H37V146L35 147ZM55 146H56V145H55ZM55 146H54V147H55ZM66 146L69 147V145H66ZM114 146H117V145L115 144ZM114 146H113L112 148H117V147H114ZM120 146H121V145H120ZM127 146H128V145H127ZM153 146H152V148H153ZM156 146H157V144H156ZM158 146H159V145H158ZM158 146H157V147H158ZM171 146H172V145H171ZM171 146H167V148H168V147L171 148ZM175 146H176V145H175ZM206 146H207V145H206ZM237 146H239V145L237 144L235 147H237ZM262 146H264V145H262ZM46 147H48V148H46V150L50 149V146H46ZM52 147H53V146H52ZM68 147H67L66 150H65L66 147H65V148H62V149L65 150V151L69 150L71 153H70V152H68V153H70V154L73 156V154H72V153H73V152H72V149L70 150L71 147H70V148H68ZM108 147H107V148H108ZM159 147H160V148H159L158 150H156V147H155L154 149H155L156 151H159V150L161 149V151H162V149L164 150V148H165V147L161 148V146H159ZM207 147H208V146H207ZM257 147H258V146H257ZM28 148H30V147H28ZM34 148H32V149H34ZM55 148H56V147H55ZM55 148H52V150L54 149V150H53L54 152L51 150V151H52L51 154H52V153H58V155H59L60 157H58L56 154H55L56 156H54V154H53V155H52V156H54V158H53L52 156H50L49 151H46V155L50 156L51 159L53 158L52 160H54V163H52L53 161H52L51 159H49L48 156H45V154H44V152H43L42 154H44V159L47 158L46 161L43 163V167H39V165L42 166V163L39 164V162H38V167L36 166L35 168H39L40 170H37V169H36V170L38 171L37 173L35 172V171H36L35 168L32 169V170H35V171H34V174L32 173L33 175L30 174L31 172H33L32 170H31L30 173L26 171V172L28 173V175L30 174L31 176H33V177H31L30 175H29V176L27 175V178H30L28 183H27V182L24 183L23 180L20 179V178H23V176H21V177L19 178L18 176H20V175H18L17 173L15 174V175H18V176L16 177V178H17L16 181L7 180V179H10L11 177H12L13 179L15 178L14 175H13V174L15 173V170H14V172L12 173V171H10L9 168H6V167L4 168V169H9V171H10L11 174H12V175L9 174V177H10V178L7 177L8 175H5V176L7 177V179H5V178H6L5 176H3L4 179L7 180V182H8V183H7V186H8V184L11 185L12 182H13V185L10 186V189H9L8 187H6V188H7L6 190H10L9 193L7 192V193H8V196L10 195V196L13 197V198H14L15 196H16V197H19V198H25L24 201L26 200V198H29L28 201H30V200H32V199L35 200L34 197L38 199L37 196H39V194H41V195H42V194H45V193H43V191L45 190L44 188H47L49 185H51V184H48V182L51 181V179H52L51 182H55L54 179H55V178H58V175H60V173L57 174V172L61 169L60 167L63 166V167H62V168H64V170H62L63 172H64L66 169L69 170V167H68V166L72 167L71 165L74 163L73 161H74V160L76 161V159H78V156L75 155V154H77V153H74V155H75L76 157L74 158V156H73V159H71L72 157H70V155L68 156V153H67V152H66V153H67V157H65V155H64V158H63V156H62V158H61V155H60V152H59L60 149L58 148L57 150H59V151L56 150L57 152H55ZM60 148H61V146H60ZM81 148H82V147H80L79 150H81ZM92 148H93V146H92ZM107 148H104V149H107ZM152 148H150V149L148 148V149L151 150ZM169 148H168V149H169ZM205 148H206V147H205ZM205 148H204V149H205ZM239 148H241V147L239 146ZM239 148H235V149L241 150L240 152H243L242 149H239ZM19 149H20V148H19ZM94 149H95V147H94ZM94 149H93V150H94ZM96 149H95V150H96ZM101 149L104 150L103 148H101ZM108 149H109L110 151L115 152L114 150H111L110 147H109ZM154 149H153V150H154ZM168 149L165 148L164 151H166V150H168ZM171 149H172V148H171ZM177 149H178V148H177ZM204 149H203V150H204ZM206 149H207V148H206ZM216 149H217V147H216ZM232 149H233V148H232ZM260 149H261V148H260ZM40 150H41V149H40ZM40 150H38V151H32V150L29 149V152H31V153L33 152V153H34V156H35V152H36V155H37V156H38V155L43 156V155L40 154V152L42 151V150H41V151H40ZM63 150H62V151H63ZM99 150H98V151H99ZM102 150L99 151V152L104 153ZM109 150H107V151H109ZM153 150H151V151H153ZM182 150H180V152H181ZM208 150H209V149H208ZM208 150H207V152H208ZM229 150H230V149H229ZM263 150H264V149H263ZM3 151H5V150H3ZM19 151H20V150H19ZM22 151H26V149H25V150H21L20 152H22ZM39 151H40V152H39ZM43 151H45V149H44ZM62 151H61V152H62ZM104 151L106 152V150H104ZM117 151H119V150H117ZM121 151H122V150H121ZM124 151H125V150H124ZM151 151H150V153L152 154ZM156 151H155V153H156ZM171 151H173V149H172ZM174 151H175V150H174ZM235 151H237V150H235ZM29 152H27V154H29ZM37 152H39V154H37ZM90 152H91V151H90ZM99 152L96 151V153H99ZM113 152H112V155H113ZM169 152H170V150H169ZM180 152L177 151L178 154H180ZM227 152H229V151H227ZM260 152H262V150H260ZM1 153H2V152H1ZM16 153H18L17 155H19V156H17ZM31 153H30L29 155H30V157L32 158V157H34V156H31V155H33V154H31ZM47 153H48V154H47ZM78 153H79V152H78ZM94 153H95V152H94ZM94 153L92 152V155H93ZM96 153H95V154H96ZM102 153H101V154H102ZM108 153H109V152H108ZM108 153H106V154L108 155ZM115 153H117V152H115ZM115 153H114V155H115ZM119 153H120V152H119ZM159 153H161V152L159 151ZM162 153H163V152H162ZM170 153H173V152H170ZM170 153H169V154H170ZM174 153H175V152H174ZM174 153H173V154H174ZM184 153L182 152L181 155L184 154ZM225 153H226V152H225ZM225 153H223V154L225 155ZM233 153H235V152H231V154H233ZM237 153H239V152H237ZM237 153H236V154H237ZM256 153H257V152H256ZM258 153H259V152H258ZM27 154H26V155H27ZM61 154H62V153H61ZM106 154L104 153V154L102 155V157H103L104 155L106 156ZM122 154H123V153H122ZM169 154H168V155H169ZM173 154H171V155H173ZM216 154H217V153H216ZM228 154H229V153H228ZM228 154H226V155H228ZM231 154H230V155H231ZM239 154H240V153H239ZM2 155H5V158L7 157L6 154H3V153H2ZM77 155H78V154H77ZM84 155H85V154H84ZM110 155H111V153H110ZM168 155H167V156H168ZM171 155H170V157H171ZM208 155H209V153H208ZM210 155H213L212 157L215 156L214 154H210ZM224 155H223V156H224ZM255 155H256V154H255ZM259 155H260V154H259ZM259 155H258V156H259ZM11 156H12V157H11ZM24 156H25V152H24V155L22 154V157H23L24 159H23V158H22L23 160L20 159L21 161H19V163H24V164H25V163L28 162V160H29L30 163H31V161H33L30 157H28V155H27V157L30 158L31 160H30V159L27 160ZM37 156H36V157H37ZM99 156H100V155H99ZM174 156H175L176 159L174 158ZM174 156H172V157L174 158L173 161L176 162V165H175V166H177V161H178V163H179V158H177L178 156H176V155H174ZM199 156H200V157H199ZM221 156H222V153H221ZM228 156H229V155H228ZM234 156H235V155H232V157H234ZM260 156H261V155H260ZM260 156H259V158L256 156L255 158H258V159H256L255 161L252 160V161H254L253 163L251 162L252 165H250L249 168H248L247 170L244 169L245 171H244L242 174H241V173H240V174L238 173V175H240L239 177H241L242 179H244L243 181H245V180H246V181H248V180L251 181L250 185L247 184V185H249L248 189L246 188V191H247L248 193H251V192H252L251 195H253V191H254V190L256 189V187H257V186H254L255 183H256V182L253 183L254 180H255V179H259V180H257V181H258V182H261V181L264 179V177L261 178L262 176H264V153H263V155H262L261 157H260ZM1 157H2V156H1ZM1 157H0V159H1ZM20 157H21V156H20ZM20 157H19V158H20ZM36 157H34V159H35ZM55 157H58L59 160H60V158H61V160L59 161L58 158H57V160H56ZM95 157H96V155H95L94 157L92 156L91 158L93 159V158H95ZM110 157H111V156H110ZM116 157H117V156H116ZM172 157H171V158H172ZM197 157H199V160H200V159H203V161L201 160L200 163H199V161H196V162H198V163L196 164V166H198V164H201V167L203 166L202 168H200V166H199V167H198V168H200L199 170L197 169L196 166H195L196 168L194 167V164H195L196 162H195V163L193 162V160L195 161ZM205 157H204V158H205ZM218 157H219V158H218ZM226 157H227V156H226ZM252 157L254 158V156H252ZM3 158H4V156H3ZM5 158H4V159H5ZM7 158H8V157H7ZM9 158H8V159H9ZM19 158H18V159H19ZM97 158H98V156H97ZM97 158H95V159H97ZM168 158H169V157H168ZM171 158H169V161H170V162H167V163H171V162H172V160H170ZM173 158H172V159H173ZM224 158H225V156H224ZM4 159H3V162H4ZM37 159H39V158L37 157ZM42 159H43V158H42ZM70 159L73 160V161H71ZM87 159H88V158H87ZM177 159H178V160H177ZM222 159H223V160H222ZM226 159H227V158H225V161H226ZM228 159L230 160V156H229ZM231 159H232V158H231ZM251 159H252V158H251ZM251 159H250L249 161H251ZM24 160L27 161V162H25ZM48 160H49V161L51 160V163H52V164H51V163H46ZM55 160H56L57 162L59 161L58 164H57V162H55ZM93 160H94V159H93ZM164 160H165V158H164ZM166 160H167V159H166ZM180 160H183V159H181V157H180ZM197 160H198V159H197ZM0 161H2V160H0ZM22 161H24V162H22ZM38 161H39V160H38ZM43 161H44V160H43ZM61 161H62V162H61ZM69 161H71V162H69ZM90 161H91V160H90ZM167 161H168V160H167ZM230 161H231V160H230ZM230 161H229V162H230ZM243 161H244V160H243ZM249 161H247V163H248ZM40 162H42V161H40ZM64 162H65V163H68L69 165L67 164V165H68V166H67L66 164H64V165L67 166V167H66V166L64 167V165H63ZM72 162H73V163H72ZM85 162L88 163L89 161H85ZM112 162H113V160H112ZM114 162H115V161H114ZM161 162H162V160H161ZM175 162H174V164H175ZM227 162H228V160H227ZM244 162H245V161H244ZM180 163H181V161H180ZM180 163H179V164H180ZM193 163H194V164H193ZM247 163L245 162V165H246ZM0 164H2V162H0ZM13 164H15V163L13 162ZM44 164H45V165H44ZM46 164H48V165H46ZM59 164H60V165H59ZM61 164H62V165H61ZM70 164H71V165H70ZM110 164H111V163H110ZM157 164L160 165V163H157ZM222 164H223V163H222ZM239 164H240L242 167H243V165H244L243 163H242L243 165H242L241 163H239ZM248 164H250V162H249ZM17 165H19V164H17ZM17 165H15L16 168H15L14 165H12V166L14 167V169H17V170H18V168H17L18 166H17ZM73 165H74V164H73ZM75 165H76V164H75ZM82 165H83V164H82ZM171 165H172V163H171ZM181 165H182V163H181ZM181 165H178V166H177V167L180 166V167H179V170H181V169H180V168H181ZM240 165H239V166H240ZM4 166H3V167H4ZM20 166H21V164L19 165V169H20V170H21V168H22V169L24 168V167H21V168H20ZM84 166H85V165H84ZM84 166H83V167H84ZM154 166H155V165H154ZM156 166H157V165H156ZM235 166H236V165H235ZM3 167H0V168H3ZM80 167H81V166H80ZM158 167H162V165H161V166H158ZM158 167H156L157 170H158ZM224 167H227V166H224ZM242 167H241V168H242ZM245 167L247 168L248 166H245ZM58 168H60V169L58 170ZM65 168H66V169H65ZM72 168H73V167H72ZM85 168H87V166H86ZM163 168L165 169L166 167L163 166ZM163 168L161 169L160 173H159V170H158V172H157V170H156V169H153V168L150 170V171L155 170L156 173L161 174V175L158 174L157 177H159V178H155V179H154V177H152V176H154L156 173H154V172L152 171L154 174L151 175L150 172H148V175H149V174L151 175V176H149V177H151V179H153V181H151V182H153V183H151V184H150V183L147 184V182H148L147 180H148V179H145V180H144V177H145L144 175H145L147 172H145V174H143V175H140V176H143L142 178L140 177V178H141L140 181L144 180V181H143L144 183H145V181H147V182H146L147 185H152V184H155L154 180H155L156 182H158V181L161 180L160 178H161L162 174L165 175V177L162 176V178L164 177V178L167 180V178H166V177H167V176H166V173H167L168 169L166 168V169L164 170V171L166 172V173L164 174V173H161L162 170H163ZM221 168H222V167H221ZM237 168H239V170L241 169L240 167H237ZM243 168H244V167H243ZM4 169L2 170V171H3V174H5L4 171H7V170H4ZM76 169H77V168H76ZM182 169H183V168H182ZM195 169H197V170H195ZM234 169H235V168H234ZM70 170H71V169H70ZM70 170H69V171H70ZM174 170H177V171H178V168L176 169V167H175ZM187 170H188V169H187ZM231 170H232L231 174H233V169H231ZM235 170H236V169H235ZM2 171H0V172L2 173ZM9 171H8V172H9ZM21 171H22V173H24V175H26V172H24L23 170H21ZM21 171H17V172H18V173H21ZM62 171H61V172H62ZM177 171H176V172H177ZM182 171H183V170H181V172H182ZM242 171H243V170H241V172H242ZM10 172H9V173H10ZM72 172H74V170H73ZM126 172H127V171H126ZM181 172H180V174H181ZM183 172H184V171H183ZM238 172H239V171H238ZM1 173H0V174H1ZM6 173H7V172H6ZM22 173H21V175H23ZM35 173H36V174H35ZM69 173H71V172H69ZM185 173H186V171L184 172V174H185ZM220 173H221V172H220ZM235 173H237V171H236ZM7 174H8V173H7ZM56 174H57V175H56ZM63 174H65V173H63ZM72 174H74V173H72ZM75 174H76V173H75ZM180 174H179V175H180ZM227 174H228V173H227ZM227 174H225V176H227ZM61 175H62V173H61ZM156 175H157V174H156ZM182 175H183V174H182ZM182 175H181V176H182ZM216 175H218V174H216ZM234 175H235V174H234ZM0 176H1V175H0ZM56 176H57V177H56ZM71 176L74 177V175H71ZM146 176H147V174H146ZM212 176H213V175H212ZM212 176H211V177H212ZM218 176H219V175H218ZM218 176L216 177V179H218V180H219V178L222 179V178L220 177V176H222V175H220L219 177H218ZM235 176H236V175H235ZM235 176H232V178H234ZM59 177H60V176H59ZM61 177H62V176H61ZM68 177H69L68 179L70 180V183L68 182L69 180L67 181L66 179H63V181H64V180L67 181V183H65V185H63V183H62L63 188H65L64 186H67L68 183L70 184V187H71V185H72V181H75V182H74L75 185L72 186V187L74 188V186H76V183H78V181L76 182V180H78V178H77L76 180H74V179L76 178V176H75V178H73V180L71 181L72 177H70L69 175H68ZM137 177H139V175H138ZM155 177H156V176H155ZM213 177H214V179H215V174H214ZM228 177H229V176H228ZM228 177H226V178H228ZM230 177H231V176H230ZM0 178H1V179H0L1 182H3L4 179L2 180V176H1ZM12 178H11V179H12ZM145 178H146V177H145ZM147 178H148V176H147ZM164 178H163V180H164ZM184 178H185V177H184ZM19 179H20V180H19ZM58 179H59V178H58ZM58 179H56V180H58ZM61 179H62V178H61ZM61 179H60V180H61ZM156 179H159V180H156ZM223 179H224V177H223ZM235 179H236V178H235ZM235 179H232V180H235ZM239 179H240V178H239ZM260 179H262V180H260ZM17 180H19V181L17 182ZM24 180H25V179H24ZM60 180H58V181L61 182ZM210 180L213 181V178L210 179ZM237 180H238V178H237ZM237 180H235V183H236ZM11 181H12V182H11ZM20 181L23 182L24 185H23V184H22V185H23L24 187H23V186H22V187H21V186H16L17 183H19V185H20ZM58 181H56V182H58ZM66 181H65V182H66ZM137 181H139V178H136L135 183H137ZM149 181H150V180H149ZM171 181H169V179H168V181H166V182H170L171 184H169V183H168V184H169L170 186H172L174 183L172 184ZM205 181H206V182H209V181H207V180H205ZM220 181H221V180H220ZM239 181H240V180H239ZM246 181H245V182H246ZM249 181H248V183H249ZM9 182H11V183H9ZM14 182H16V183H14ZM164 182H165V180H164ZM166 182H165V183H166ZM218 182H219V181H218ZM221 182L223 183V181H221ZM221 182H219V183H221ZM224 182H226V181H224ZM241 182H242V180H241ZM4 183H5V182H4ZM49 183H50V182H49ZM74 183H73V184H74ZM106 183H110V182L108 181V182H105V184H106ZM133 183H134V182H133ZM158 183H159V182H158ZM158 183H157V184H158ZM161 183L163 184V182H161ZM161 183H160V184H161ZM165 183H164V184H165ZM209 183H211V182H209ZM213 183H215V181H213ZM222 183H221V184H222ZM235 183L232 182L231 180H228V181L225 183L226 185L223 183V184L225 185V186H224L225 188L222 187L223 185L221 186V184H220L221 188H219L220 186H219V184L217 183V185L219 186L218 188H219L221 191L223 190V188H224V190H223V193L219 194L220 191H219V189H217L218 192H219V193H218V192H217V193H218L219 195H217V193H216V196H215L216 199H215V198H214V199H215V200H217V199L219 200V198H221V197H223V196H224L223 198H225V196H227L228 193L233 195L234 193H231V192H232V190L234 191L233 188H235V186L238 188V185H239V187H241V186L244 185L243 182L241 183V185L239 184V182H238V184H235ZM46 184H48L47 187H45ZM58 184H59V183H58ZM146 184H145V185H146ZM157 184H156V185H157ZM160 184H159V185H160ZM164 184H163V185H164ZM168 184H167V185H168ZM179 184H180V183H179ZM199 184H200V185H199ZM207 184H208V183H207ZM207 184H206V185H207ZM211 184H212V183H211ZM260 184H261V183H260ZM263 184H264V183H263ZM14 185H15V186H14ZM106 185H108V184H106ZM163 185H161V186L163 187ZM165 185H166V184H165ZM167 185L164 186V188H166ZM195 185L197 186V189L195 188ZM204 185H205V184H204ZM208 185H210V184H208ZM247 185H246V186H247ZM256 185H257V183H256ZM5 186H6V185H5ZM68 186H69V185H68ZM68 186L66 187V189L68 188ZM77 186H78V185H77ZM77 186H76V187H77ZM108 186H109V185H108ZM152 186H154V185H152ZM170 186H168L169 188H166V189L169 190V191H170V189H171ZM211 186H212V185H211ZM215 186H216V185H215ZM246 186H243V188H242V190H241V193L244 192L243 190L245 189ZM104 187L106 188V186H104ZM150 187H151V186H150ZM158 187H159V186H158ZM173 187H174V185L172 186V188H173ZM177 187H176V188L174 187V188L177 189ZM193 187H194V189H193ZM212 187H214V186H212ZM216 187H217V186H216ZM63 188H62V189H63ZM148 188H149V186H148ZM148 188H147L146 190H148ZM151 188H152V187H151ZM160 188H161V187H160ZM164 188H162L163 191L161 190V191L157 192L156 194L153 193L155 189L153 190V192L151 191V193H153V194H151V193L148 194L147 199H150V200L153 201L152 204H151V206H149V207H150L149 209H153V208H151V207H152V205H153V203H154L155 201H157V204H160V202L158 203V201H161V200H162V201H161V204H162V202L164 203V199H167V196H168L169 194H170V195H169L170 197H169L167 200H165V203L171 198V192H169V191L166 190L167 192H169V194L166 193V191H165ZM181 188H180V189H181ZM200 188H201V187H200ZM237 188L235 189L236 191H237ZM258 188H259V190H261L260 187H258ZM68 189H70V188H68ZM74 189H75V188H74ZM126 189H127V188H126ZM126 189H125V190H126ZM178 189H179V188H178ZM178 189H177V190H178ZM182 189H181V190H182ZM191 189H192V192L189 193ZM198 189H199V190H198ZM262 189H264V188H262ZM46 190H47V189H46ZM60 190H61V189H60ZM149 190H150V189H149ZM156 190H157V188H156ZM177 190H176V191H177ZM203 190H204V189H203ZM215 190H216V188H215ZM215 190H214V191H215ZM248 190H251V192H249ZM256 190L259 191L258 189H256ZM47 191H49V190H47ZM47 191H46V192H47ZM127 191H128V190H127ZM144 191H145V190H144ZM185 191L187 192V195L185 194V193H186ZM200 191L202 192V188H201ZM200 191H199V192H200ZM205 191H206V190H205ZM214 191H211V192L214 193ZM230 191H231V192H230ZM236 191H234V192H236ZM238 191H240V190H238ZM238 191L236 192L237 195H238V194H241V193H239ZM246 191H245V192H246ZM4 192L6 193V191H4ZM73 192H74V191H73ZM211 192H210V193H211ZM245 192H244V193H245ZM247 192H246V193H247ZM100 193H101V192H100ZM124 193L126 194V191H125ZM147 193H148V192L146 191L145 195H146ZM178 193H179V190H178ZM180 193H181V191H180ZM197 193H198V192H197ZM246 193H245V194H246ZM255 193H256V192H255ZM255 193H254V194H255ZM81 194H82V193L80 192V193L78 194V197H79V199L82 200V199H84L86 196L83 194L85 197L83 196V198H82V195H81ZM141 194H143V193H141ZM245 194H244V195L241 194V196H245ZM256 194H257V193H256ZM41 195H40L39 198L42 197ZM79 195H80V196H79ZM97 195H98V193H97ZM99 195H100V194H99ZM137 195H138V194H137ZM143 195H144V194H143ZM166 195H167V196H166ZM193 195H194V194H193ZM198 195H199V194H198ZM249 195H250V194H249ZM251 195H250V196H251ZM3 196H4V195H3ZM10 196H9V199H11ZM71 196H72V195H71ZM138 196H139V195H138ZM180 196H181V195H180ZM190 196H191V195H190ZM190 196H189V198H190ZM241 196H240V197H241ZM255 196H256V195H255ZM52 197H53V196H52ZM80 197H81V198H80ZM139 197H142V196L140 195ZM172 197H173V196H172ZM187 197H186V198H187ZM196 197H197V194H196ZM199 197H200V196H199ZM199 197H197L198 199H195L194 201H196V200L199 201ZM202 197H203V196H202ZM202 197H201V198H202ZM204 197H206V196H204ZM228 197L230 198L229 195H228ZM235 197L238 198L239 195H238V196H235ZM76 198H77V196H76L74 199H73V198H72V199L75 201ZM86 198H87V197H86ZM133 198H134V197H133ZM136 198H137V197H136ZM144 198H146V197H144ZM194 198H195V197H194ZM211 198H212V197H211ZM223 198H222V199H223ZM7 199H8V198H7ZM15 199H16V198H15ZM15 199L13 200L14 202H13V203L11 202L12 204L10 203L9 206H6L5 208H4L3 206L1 207V208H3V209H0V213L3 212V214L6 215L5 218H6L7 216H11V218H12L13 216L18 215V214L23 210L24 207H22V206H19V207H18V206H15V205H17V204L13 205L14 203H17V202H18V201H16L17 199H16V200H15ZM42 199H43V198H42ZM55 199H56V198H55ZM72 199H70L69 201L72 202ZM79 199H78V201L76 200V202H79V201H80ZM87 199H88V198H87ZM87 199H86V200H87ZM183 199H184V198H183ZM190 199H191V198H190ZM202 199H203V198H202ZM202 199H201V200H202ZM207 199L209 200L210 197H208ZM247 199H248V198H247ZM250 199H251V198H249L248 200H250ZM257 199H258V201L256 200V201H255V204H252V205H249V206L247 205L245 209L241 210L242 212H239V213H240V216H239V217H241V218L243 217V219H244V218L247 219L248 217H250V219H251L252 217L255 218L254 213L257 212L258 210L260 211V209H261V211L263 212V211H264V205H263L264 203H260V202H262V201L264 202V191L259 192V194L257 195ZM11 200H12V199H11ZM11 200H10V201H11ZM19 200H20V199H19ZM33 200H32V201H33ZM48 200H49V199H48ZM52 200H53V199H52ZM86 200L83 201V202H87ZM134 200H135V199H134ZM139 200H141V203L143 202V199H139ZM154 200H155V201H154ZM172 200H173V199H172ZM201 200H200V201H201ZM203 200H204V199H203ZM225 200H226V198H225ZM225 200H224V201H225ZM227 200H229V199H227ZM231 200H233V202H236V200H234V199H231ZM237 200H238V199H237ZM244 200H245V198H244ZM10 201H9V202H10ZM15 201H16V202H15ZM21 201H22V200H21ZM21 201H19V203H20ZM28 201H25V202H26V204L29 205L30 202H28ZM32 201H31V202H32ZM35 201H36V200H35ZM35 201H33V202H35ZM66 201H67V200H66ZM69 201H68V202H69ZM131 201H133L132 198H131ZM131 201H130V203H131ZM136 201H137V200H136ZM182 201L184 202V200H182ZM194 201H193V202H194ZM200 201H199L198 206H200L201 203H202V202L200 203ZM206 201H207V200H206ZM220 201L222 202L221 199H220ZM27 202H28V203H27ZM33 202H32V203H33ZM37 202H38V201H37ZM70 202H69V203H70ZM76 202H75V203H76ZM133 202H134V204H135V201H133ZM133 202H132V204H133ZM139 202H140V201H139ZM146 202H147V201H145L144 205L148 207V205H150V204L146 205V204H147ZM170 202H171V201L169 200V201H168V204H169ZM173 202H174V201H173ZM187 202H188V201H187ZM187 202H186V203H187ZM203 202H205V201H203ZM239 202H240V201H239ZM248 202H250V201H248ZM22 203L24 204V202H22ZM22 203H21V204H22ZM32 203H31V204H32ZM73 203H74V202H73ZM75 203H74V204H75ZM80 203L83 204L82 202H80ZM136 203H137V205H134V206H132V207H129V206H128V208H127V207H123V211H124V210H125V211H124V214L120 215V216H121L120 218H118V217H117V218H111V219H110V218H109V219L107 218V219H108V222L106 221L107 223L104 222V221H105V220H104V221H102V223L99 222V224H98V223H96V225L93 224L94 226L91 225V228H93V227H94V228H93V229L90 228L89 231L91 230L90 232H93V230H95L96 232L94 231V232H95V233L93 232L94 234H93V233H89V234H93V235H92L91 238H89V235H88V238H87V239H89V241H87L88 243L85 242V243H86L85 245H83V243L81 244V240H83V239H85V238H83V239H79L80 237H79V238L74 237V238H77V239L80 240L79 243H80L82 246H79V247H78V246H77V247H76V246H75V247H72V248H73L72 251L69 249V247L67 248V246H65V247L67 248V250L69 249L68 251H65V250H63L64 247L61 245L62 243L60 244L59 242H57V245H60L61 248L63 247V249H62L63 251L61 252L60 250H58V251L55 252V253L61 252L60 254L63 255V254H64V251H65V254L67 255V256L63 255V256L66 257V258L64 257V258L66 259V261H65L64 263L62 262V264H83L84 261H85L84 258H85L86 255H89V254H90V255H92V254H97V255L104 254V253H105V252H104V249H105V250H108V248H109V246H110L111 244H112V245L116 244L115 242H117L116 239H117L118 236H121V235L124 236V234H129V235H130V233H131V232L134 233V231L139 232V231L136 230V229H138V228H140V227L142 228V226H143V227L146 226V225H144V224H147V222H149V220L151 221L153 218H155V216H158V210H159V209L161 210V209L163 208L162 211L165 210V208L163 207V204H162V205L160 204L162 208L158 207V206H160V205H157V206H156V207H157L156 209H158V210L155 211L156 209H154L153 212H151L152 210H151V211L146 210L145 206L142 205L143 203H142V204L140 203V205H138V201H137ZM149 203H150V202H149ZM155 203H156V202H155ZM155 203H154V206H155ZM165 203H164V204H165ZM186 203H185V204H186ZM195 203H196V202H195ZM212 203H213V202H212ZM212 203H211V204H212ZM230 203H231V201H230ZM256 203H257V204H256ZM8 204H9V203H8ZM8 204H6V205H8ZM23 204H22V205H23ZM26 204H24V205H26ZM35 204H36V203H35ZM67 204H68V203H67ZM67 204H65V205H67ZM76 204H77V203H76ZM81 204H80V205H81ZM176 204H177V203H176ZM181 204H182V203H181ZM193 204H194V203H193ZM193 204H192V206H193ZM202 204H203V203H202ZM205 204H206V203H205ZM213 204L215 205V203H213ZM216 204H217V203H216ZM234 204H235V203H234ZM234 204H232V205H234ZM236 204H237V203H236ZM236 204H235V205H236ZM238 204H239V203H238ZM245 204H246V203H245ZM261 204H262V206H261ZM3 205H4V204H3ZM18 205H20V204H18ZM24 205H23V206H24ZM37 205H38V204H37ZM65 205H64V208H60V209H58V207L56 208V206H55V208L58 209L56 212L53 211V212H55V213H50V212H49L50 214H49V213H47V214H42V215L39 216V218L36 216L37 219H34V220H33L32 218H31L30 220L28 219V218L31 217V216H30V213H28V214H27V219H28L29 222H27V223L23 226V228L21 229V231L18 233V235H17V236H18L17 239H16V240L14 239V240H15V241L13 240L14 242H12V240H11V241H10V243L12 242L11 245H6V244L4 243V244H5L4 246H9V247L4 248V250H2L3 248L1 249V251H0V264H8V263H10L13 257H14V259L17 257V259H18V256H19L20 259H21V256H23L24 253H25V255H24L23 257H26V252H28L30 249H32V251L34 252L35 250H33V248L35 249V247H37V246L39 245L40 242H43V243H44L43 246H45L46 243H51V240H52L51 238H53V236H54L52 233H53L55 230L59 229V228L61 229V227L63 226V225H62V226L59 225V224H61V222H63V223L66 222V221H63L65 215H67V214L69 215L71 212H72L71 214H73V212H74V211H71V210H72L71 208H72V207L74 208V206H71V204H69V207L71 206V207H70L71 210L69 209L71 212H69V211L67 210L69 207L66 209V208H65ZM80 205H79V203H78V206H77V205H76V206L79 207ZM165 205H166V204H165ZM165 205H164V206H165ZM170 205H171V203H170L168 206H170ZM172 205H173V203H172ZM174 205H175V203H174ZM183 205H184V204H183ZM194 205H195V204H194ZM203 205H204V204H203ZM203 205H202V206H203ZM214 205H213V206H214ZM221 205H223V204L221 203ZM224 205H225V204H224ZM232 205H231V206H232ZM240 205H242V204H240ZM29 206H30V205H29ZM31 206H32V205H31ZM67 206H68V205H67ZM76 206H75V208L78 209ZM166 206H167V205H166ZM186 206H187V205H186ZM189 206H190V204H189ZM189 206H188V207H189ZM196 206H197V205H196ZM198 206H197V207H198ZM206 206H208V204H207ZM206 206H204V207H206ZM236 206H237V205H236ZM236 206H235V207H236ZM20 207H22V210H21ZM26 207H28V206H26ZM26 207L24 208V210H27V209H28V208H26ZM174 207H175V209H176L177 206L175 205ZM174 207H173V208H174ZM194 207H195V206H194ZM210 207H212V206L210 205V206L207 207V208L210 210ZM216 207H217V206H216ZM218 207H219V206H218ZM222 207H223V206H222ZM232 207H233V206H232ZM34 208H36V207H34ZM75 208H74L73 210H75ZM94 208H95V207H94ZM94 208H93V210H94ZM98 208H99V209L102 208L101 212L104 210V207H98ZM124 208H127V209H124ZM166 208H167V207H166ZM170 208H171V207H170ZM180 208H182V206H180ZM185 208H186V207H185ZM185 208H184V209H185ZM200 208H201V207H200ZM202 208H203V207H202ZM214 208H215V207H214ZM228 208H230V207H228ZM262 208H263V209H262ZM56 209H55V210H56ZM91 209H92V208H91ZM95 209H96V208H95ZM184 209H182V210H184ZM193 209H194V208H193ZM195 209H197V208H195ZM204 209H205V208H204ZM204 209H202V210H204ZM215 209H216V208H215ZM234 209H235V208H231V210H234ZM160 210H159V213L161 212ZM166 210H167V209H166ZM168 210H169V207H168ZM176 210H178V209H176ZM179 210H180V209H179ZM179 210H178V211H179ZM186 210H187V209H186ZM197 210H198V211H201V209L199 210V208H198ZM28 211H29V210H28ZM28 211H27V212H28ZM147 211H148V212H147ZM178 211H176V212H178ZM184 211H185V210H184ZM184 211H183V212H184ZM194 211H195V210H193V212H194ZM204 211L207 212V210H204ZM210 211H211V210H210ZM219 211H220V210H219ZM239 211H240V210H239ZM259 211H258V212H259ZM22 212L26 213V211H22ZM22 212H21L20 214H22ZM67 212H69V213H67ZM76 212H77V211H76ZM96 212H97V213H100V210H99V212H98V209H96ZM96 212L94 213L95 216H96V214H97ZM121 212H122V210H121ZM150 212H151V213H150ZM186 212H188V211H186ZM193 212H192V213L190 212V213L193 214ZM233 212L236 213L235 210H234ZM24 213H23V214H24ZM74 213H75V212H74ZM92 213H93V212H92V210H91V216H93V218H94L95 216L92 215ZM161 213H163V212H161ZM161 213H160V214H161ZM178 213H181V212L179 211ZM190 213H189V214H190ZM195 213H196V212H195ZM202 213H203V211H202ZM221 213H222V212H221ZM224 213H226V212H224ZM260 213H261V212H260ZM260 213H259V214H260ZM71 214H70V216H71ZM87 214L89 215V213H87ZM120 214H121V213H120ZM196 214H197V213H196ZM222 214H223V213H222ZM241 214H242V216H241ZM252 214H253V215H252ZM255 214H256V213H255ZM263 214H264V213H263ZM25 215H26V214H25ZM68 215H67V216H68ZM88 215H86V216H88ZM176 215H177V214H176ZM182 215H184V214H182ZM182 215H181V216H182ZM187 215H188V214H187ZM194 215H195V214H194ZM197 215H199L198 218H197V219L195 218L196 220H195V221L193 220V222H188V220L186 219L187 222H188V224H186V225L182 224V225L180 226L181 228L177 229V231L179 230L178 232L176 231V232L178 233V235L173 234L174 231H173L172 233H171V232H167V231H166L165 233L162 232V235H160L159 238H156V239H153V240H146L147 242L145 241V242H146V243H145V246H144V243H143V246H144L143 249L141 248V247H143V246L138 247V248H140V249H139L140 251H137V248H136L134 251H132V249L130 248L131 251H132V253L136 252V253H134V254H131V253H130L131 251H130L128 248H125V249H124L125 251H124V250L122 251V252H126V253H127V256L124 255L125 253H123L124 257L126 256L125 259L123 258V260H125L124 263H125V264H153V262H155V264H156V261H154V260L156 259V257H158V256L161 257V255L163 256L164 254H165V255L168 254V252L174 247V245H175V244H178V245H175V246H176V247L179 246V245H181V246H180V247H177V248H173V249H176V251L183 250V251H185V252L187 253L186 256H185V255H182L183 258L185 257V260H184V261H183V259H182V260L180 259L181 261H183V263L181 262L182 264H199V263H200V264H203L202 262H199L200 259H202V260L205 259L206 264H207V258H206V257H207V256H212V254H210V252L214 254L216 251L218 252V249H220V248H221V249H225L224 246H228V247H227V248H228V254H227V255L225 254V251H226L227 249L224 251V253H221L222 250H220V253H218V256H217V258H216L217 260H216V259L214 260V261L216 262V263L214 262L215 264H222V263H223V264H226L225 261H227L226 259L230 256L229 254H231L232 252L235 253L234 251H237V252L234 254L235 256H236V254H237L238 252H239V253H240V252H243L242 254H243V255L246 254V256L249 255V256H247L248 258H246L247 260H245V261H244V260L242 261V259H244L245 256H243V255L240 256L241 261H240V262H236V263H238V264H264V215H262L263 217L261 218V217H260L261 214H260V215H259L260 218L257 217V219H260V220H258V221L252 218L251 221L248 222V221L250 220V219L248 218V219H249V220L247 221L248 223H246L245 225H242V224H243V223H242L241 225L243 226V230H242L243 232H242V234H241V232H240L241 235H240V236L238 235L239 237H238V236H236V237L234 236V237H233V235H235V233H236V231H237L238 229H237L236 231H235V230H230V228H231L230 226H232L234 223H233L232 225H228V227H230V228H226L227 226H224V225L227 224L228 221H226V222H225V220L223 221V219H221L222 215H220L218 211L215 210V211L209 212L208 214H203V215L197 214ZM197 215H195V216H197ZM219 215H220L221 217H220ZM237 215H238V214H237ZM257 215H258V213L256 214V216H257ZM22 216H23V215H22ZM22 216H21V218H22ZM86 216H85V217H86ZM178 216H180V215L178 214ZM192 216H193V215H192ZM235 216H236V215H235ZM245 216H247V217H245ZM23 217H24V216H23ZM85 217H82V219H80V220L83 221V219H84ZM89 217H90V215H89ZM151 217H153V218L151 219ZM182 217L185 219L184 216H182ZM182 217H180L181 220H182ZM188 217H189V216H188ZM219 217H220V218H219ZM232 217H233V216H232ZM236 217H237V216H236ZM236 217H235V219L232 218V221L235 220V224H236V223L238 224V221L236 222V219H237ZM239 217H238V218H239ZM2 218H4V217H2V215H1V216H0V219L2 220ZM9 218H10V217H9ZM24 218H25V217H24ZM67 218H68V220H69V216L66 217L65 219H67ZM149 218H150V219H149ZM241 218H239V219L242 221ZM13 219H14V218H13ZM19 219H20V218H19ZM87 219L90 220V218H87ZM87 219H85L86 222H87ZM184 219H183V220H184ZM218 219H219V220H218ZM246 219H244V220H246ZM7 220H8V218H7ZM68 220H67V221H68ZM80 220H79V221H80ZM89 220H88V221H89ZM156 220H157V219H156ZM156 220H155V221H154V220L151 221V222H150V225L152 224V222H157ZM190 220H191V219H190ZM212 220H214V221L218 220V221L213 222V223H214V224H215V223H218V227H216V228L219 229V231L214 229V232H215V231H218L217 233H220V234H219V237L216 236V238H215L214 240L212 239V236L215 235V234H213V235L211 236V234L213 233V230H212L213 227L211 226V225H213V223L211 222ZM237 220H238V219H237ZM252 220H253V221H252ZM4 221H5V219H4ZM13 221H14V220H13ZM17 221H18V220H17ZM24 221L26 222L27 220H24ZM85 221H84V222H85ZM124 221H127V222H132V221H134V225H132V226H130V225L128 226V224H127V225H122L121 227H117V228L115 229V227L118 225V222H124ZM158 221H159V219H158ZM230 221H231V220H230ZM230 221H229V222H230ZM232 221H231V222H232ZM241 221H239V223H240ZM1 222H2V221H1ZM5 222H6V221H5ZM11 222H12V221H11ZM19 222H20V221H19ZM103 222L106 224V225L104 224L105 226L102 225ZM159 222H160V221H159ZM210 222H211V224H209ZM229 222H228V223H229ZM233 222H234V221H233ZM63 223H62V224H63ZM66 223H67V222H66ZM78 223H79V222H78ZM81 223H82L81 225L84 224L83 222H81ZM173 223H174V222H173ZM184 223H185V222H184ZM11 224H12V223H11ZM15 224H16V223H15ZM154 224H155V223H154ZM162 224H163V223H162ZM58 225H59L60 227H58ZM79 225H80V223H79ZM100 225H101V226H100ZM148 225H149V223H148ZM150 225H149V227H150ZM208 225H210V226L212 227L211 230H208V228L206 229V227H207ZM15 226H16V225H15ZM95 226H98V227L100 226V228H98V230H97V229L95 228ZM156 226H157V225H156ZM197 226H201V227H203L202 229H203V230L206 229V230H207L206 232H209V231L211 232V231H212L211 233H209V235L211 236V239H212V240H210V242H209V240H208V239H210V238H209V235H206V236H208V238H205V237H204V236H205V233H203V235H204V236H202V237H204L203 240H202V238L199 239V237H198V238H197V240H199L198 242H195L194 244L191 243V242H192V240H191L192 237H191V236H193V233H194V231H195V228H197V231L199 230ZM210 226H208V227H210ZM235 226H237V225H235ZM235 226H232V228L235 227ZM238 226H239V225H238ZM238 226H237V227H238ZM10 227H11V226H10ZM13 227H14V226H13ZM57 227H58V228H57ZM161 227L163 228V226H161ZM178 227H179V226H178ZM178 227H177V228H178ZM62 228H63V227H62ZM146 228H147V227H146ZM238 228H239V227H238ZM240 228H242V227H240ZM142 229H143V228H142ZM202 229H201V231H203ZM209 229H210V228H209ZM234 229H235V228H234ZM61 230H62V229H61ZM61 230H60V231H61ZM139 230H141V229H139ZM144 230H145V229H144ZM153 231H154V230H153ZM197 231H196V232H197ZM201 231H199V232H201ZM231 231H235L234 233L232 232L233 235H231V234H232ZM239 231H240V230H239ZM239 231L237 232L238 234H239ZM204 232H205V231H204ZM59 233H60V232H59ZM133 233H131V234H133ZM179 233H180V235H179ZM215 233H216V232H215ZM217 233H216V235H217ZM51 234L53 235L52 237L50 236ZM137 234H138V233H136V235H137ZM150 234H151V233H150ZM207 234H208V233H207ZM55 235L57 236V235H59V234H55ZM134 235H135V233H134ZM194 235H197V234H194ZM236 235H237V234H236ZM49 236H50V237H49ZM126 236H127V235H126ZM199 236H200V235H199ZM136 237H139V236H136ZM157 237H158V236H157ZM195 237H196V236H195ZM217 237H218V238H217ZM220 237H221L222 241H223V238L226 239V237L229 238V239H228L229 241H226V240H227V239H226L225 242L220 243V242H221V241L219 240ZM222 237H223V238H222ZM48 238H49V242H46V240H48ZM62 238H63V237H62ZM62 238H61V240H60V239H58V240H59V241H62ZM118 238H121V237H118ZM122 238H123V237H122ZM128 238H130V237L128 236ZM50 239H51V240H50ZM77 239H75V241H73L74 239H72V241H71V239H70V241H71V242H74V244H75V242H76ZM87 239H86V240H87ZM123 239H124V238H123ZM194 239H195V238H194ZM86 240H85V241H86ZM118 240H119V239H118ZM120 240H121V239H120ZM197 240H196V241H197ZM206 240H208V241H206ZM77 241H78V240H77ZM83 241H84V240H83ZM114 241H115V242H114ZM179 241H181L182 243L179 242ZM218 241H220V242H219L220 244H224V243L226 244V242H230V244H229V245H225V244H224V246L222 245V247H223V248H222V247L220 246V244L218 243ZM45 242H46V243H45ZM71 242H69V245H70ZM120 242H121V241H120ZM142 242H143V241H142ZM178 242H179V243H178ZM6 243H7V242H6ZM8 243H9V242H8ZM8 243H7V244H8ZM64 243H65V242H64ZM64 243H63V244H64ZM66 243H67V240H66ZM113 243H114V244H113ZM196 243H197V244H196ZM76 244H77V243H76ZM119 244H120V243H119ZM218 244H219L220 248L217 249V245H218ZM1 245H2V244H1ZM57 245H56V246H57ZM64 245H65V244H64ZM108 245H109V246H108ZM116 245H117V244H116ZM116 245H115V246H116ZM137 245H139V244L137 243ZM41 246H42V244L40 245V247H41ZM71 246H73L72 243H71ZM118 246H119V245H118ZM219 246H218V247H219ZM1 247H3V246H1ZM1 247H0V248H1ZM60 247H58V248H60ZM106 247H108V248H106ZM111 247H112V246H111ZM111 247H110V251H111ZM113 247H114V246H113ZM113 247H112V248H113ZM136 247H137V246H136ZM38 248H39V247H38ZM61 248H60V249H61ZM66 248H65V249H66ZM70 248H71V247H70ZM118 248H120V247H118ZM194 248H195V249H194ZM41 249H42V248H41ZM41 249H40V250H41ZM114 249H115V248H114ZM116 249H117V246H116ZM126 249H128L129 251L126 250ZM141 249H142V250H141ZM192 249H193V250H192ZM37 250H39V249H37ZM112 250H113V249H112ZM32 251H29L30 254L33 253ZM108 251H109V250H108ZM117 251H118V250H117ZM119 251H120L119 253L122 254V253H121V248H120ZM127 251L129 252V256H128V252H127ZM103 252H104V253H103ZM171 252H173V251H171ZM171 252H169V253H171ZM174 252H175V251H174ZM174 252H173V253H174ZM106 253H108V252H106ZM183 253H184V252H183ZM207 253H209V255H208ZM226 253H227V252H226ZM233 253H232V254H233ZM60 254L58 253V255H60ZM113 254H114V253H113ZM176 254H177V252H176ZM178 254H179V253H178ZM184 254H185V253H184ZM205 254H207V256L203 259L202 257L205 256ZM215 254H216V253H215ZM222 254H223V255H222ZM232 254H231V256H233ZM28 255H29V253H28ZM55 255L57 256V254H55ZM55 255H54V256H55ZM62 255H61V256H62ZM90 255H89L88 257H89V258H90V257L93 258V257L90 256ZM104 255L106 256V254H104ZM107 255H108V254H107ZM123 255H122V256H123ZM216 255H217V254H216ZM238 255H239V254H238ZM238 255H237L236 257H238ZM240 255H241V253H240ZM56 256H55V257H56ZM93 256H94V255H93ZM95 256H96V255H95ZM95 256H94V257H95ZM101 256H102V255H101ZM101 256H100V257H101ZM105 256H104V257H105ZM120 256H121V255H120ZM231 256H230V258H231L230 260L234 262L235 258H234V260H233V259H232L233 257H231ZM235 256H234V257H235ZM88 257H86V259H87ZM106 257H108V256H106ZM106 257L104 258L105 263H106V264H109L110 261H109V263L106 262V261H108V258H109V257H108V258H106ZM212 257H213V256H212ZM215 257H216V256H215ZM61 258H63V257H60V256H59V259L56 258L55 261H58V260L60 261ZM64 258H63V260H65ZM91 258H90V259H91ZM102 258H103V256H102ZM158 258H159V257H158ZM158 258H157V259H158ZM208 258H209V257H208ZM240 258H239V259H240ZM14 259H13V261H14ZM42 259H44V258H42ZM42 259H41V260H40V259H37V261H38L37 263L42 264V263H43V260H42ZM47 259H48V257H47ZM47 259H45L44 263L46 262ZM90 259H89V261H90ZM95 259H96V258H95ZM100 259H101V258H100ZM110 259H111V258H110ZM113 259H115V258H113ZM120 259H121V258H120ZM126 259H127V260H126ZM160 259H161V258H159V260H160ZM162 259H163V258H162ZM162 259H161V260H162ZM210 259H211V258H210ZM210 259H209V261H210ZM212 259H213V258H212ZM212 259H211V260H212ZM239 259L237 258L236 261H238ZM92 260H94V259H92ZM92 260H91V261H92ZM97 260H98V259H97ZM111 260H112V259H111ZM121 260H122V259H121ZM123 260H122V261H123ZM170 260H171V259H170ZM230 260H229V261H230ZM13 261H12V262H13ZM49 261H50L49 263H51V260H49ZM87 261H88V260H87ZM87 261H86L85 263H87ZM89 261H88V262H89ZM95 261H96V260L93 261V264H94ZM102 261H103V259H101V262H102ZM116 261L119 262V260H116ZM116 261H115V262H116ZM164 261H165V259H164ZM177 261H178V260H177ZM200 261H201V260H200ZM32 262H33V261H32ZM40 262H42V263H40ZM60 262H61V261H60ZM99 262H100V261H99ZM115 262H114V263H115ZM120 262H121V261H120ZM157 262H158V261H157ZM160 262H161V261H160ZM160 262H159V263H160ZM179 262H180V261H179ZM210 262H211V261H210ZM210 262H209V263H210ZM233 262H230L229 264H232ZM46 263H47V262H46ZM46 263H45V264H46ZM49 263H48V264H49ZM89 263H90V262H89ZM95 263H96V262H95ZM97 263H98V262H97ZM102 263L105 264L104 261H103ZM112 263H113V260H112ZM112 263H110V264H112ZM124 263H123V264H124ZM204 263H205V262H204ZM212 263H213V262H212ZM212 263H211V264H212ZM214 263H213V264H214ZM227 263H228V262H227ZM34 264H35V263H34ZM51 264H53V262H52ZM55 264H58V263L55 262ZM98 264H99V263H98ZM100 264H101V263H100ZM115 264H116V263H115ZM118 264H119V263H118ZM120 264H122V263H120ZM168 264H169V263H168ZM233 264H235V263H233Z\"/></svg>",
	"mask_w": 264,
	"mask_h": 264
}]
</instances>
